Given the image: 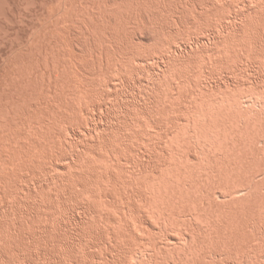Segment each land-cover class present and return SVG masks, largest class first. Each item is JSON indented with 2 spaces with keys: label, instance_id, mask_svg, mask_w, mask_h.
<instances>
[{
  "label": "rangeland",
  "instance_id": "obj_1",
  "mask_svg": "<svg viewBox=\"0 0 264 264\" xmlns=\"http://www.w3.org/2000/svg\"><path fill=\"white\" fill-rule=\"evenodd\" d=\"M133 2V0H130V2ZM136 1H138V4L137 5H139L140 4V14L139 13H137L139 10V8L137 9L136 8V4H134V6H133V4H132V2H131V6L129 5L130 4V2H129V4H124V5H122L124 2H122V4L121 5H119V4H117L118 6V8H117V10L116 9H114V10H116V11H114V15H113V10H111L110 12V14H112L111 16H116V15H119L120 13H121V15H120V18L122 17V15L124 16L125 15V19H124V17H122L121 19H124V20H126V21H128L127 19L133 14V12H135V11H137V12H135V13H137L135 16L133 15V17H135V18H133L132 16V19L131 18H129L130 19V21L132 20V21H134V22H132L131 21V25L132 24H135V26L133 25V29H132V26L131 25H129L128 26V22H126V25L128 26H126L127 28H125L123 25L125 24H123L122 22V26L125 28V29H129V30H127V31H132V32H128L130 35L132 34V33H134L133 35H135V36H133V35H131L132 37H130L129 35H128V38H126V34H127V31L125 32V31H120L121 29H119L120 28V26H117V24L119 23V21H121L120 20V18L119 19H117V20H119V21H117V22H115V19L116 18H118V17H116L115 19H114V17H112L114 20L112 21V26L114 27V24L116 25V27H114V29L116 28V31H117V28L119 29V31L121 32L120 34L121 35H123L122 37H125L124 39H125V41L126 40H130L129 42L128 41H126V43L124 42V40L123 41H121V39H123V38H121L120 36V34L118 33V35L116 36V37H109L110 36V34L108 35V33L106 34V36H105V38H103V35H104V33H102V30L101 29H103V27H100L101 29V33L100 34H103V35H101L102 36V40L104 41V42H107V41H109V43L111 42V43H113L112 41H114V46H116L117 44H119V43H117V40L119 41V39H120V44H119V46L122 44L123 45V43H124V45L123 46H125V45H127V43H128V47L127 46H125V48H128V50H125V51H127V52H125V51H123V53H121L122 52V50L124 49H120L121 47H122V45L119 47V48H117V46L116 47H113V46H111V45H113V44H111L110 45V47H113V50L114 51H116L117 49H119V51H120V54L119 55H117V52H118V50L116 51V53H114V54H116V56H115V58L118 56V60H119V62L122 60L121 59V57H122V54H127L126 56H130V58H128V57H126V59L124 58V55H123V61H121V62H123V63H121V67H119V62L118 61H116V66H115V60H117V59H115V60H112V57L114 58V54H113V50H112V48H110L111 50V53L112 54H107V50H109V49H107V47L106 46H109V44H108V42L105 44L103 41H100V40H98V42H100V44H99V46H98V43H96V46H98V47H100V46H103L104 48H106V51H105V53H103L102 54V58L101 57H98V58H101V62H102V64H101V62H100V60L98 59V58H96V56H98V54H99V56H101V54L98 52L97 54H96V52L94 51V49H91V48H89L88 49V46L90 47V40H92L93 39V41H95L96 40V37H97V39H100V38H98L99 37V31L97 32L96 30H95V32H96V34L98 35H96V37L94 38L93 37V35H94V30L92 31V29H89V32L90 31H92V32H94V33H92L91 35L89 34V32H88V28H92L91 27V25H88V24H82L81 22H79L78 20L80 19V18H82L83 16H81V17H79V19L77 18H75V16L76 15H78L77 13L79 12V10H78V12L76 13V15L73 17V15L75 14L74 12H76L77 10H72V12H73V14L72 13H70V14H72V17L69 19V22H68V20H67V22H65V28H67L66 27V25L68 24V25H70V26H68V28L69 27H71L70 28V34H68V32L65 30V28H64V34H65V32H66V34L68 35V37H69V35H70V37L69 38H71V34L72 35H74L73 37H75V34H78L79 33V31L78 30H76L75 31V26H74V28H73V26H71V25H73V24H75L77 21H78V25H77V23H76V29L78 28L79 30H80V28H81V32L85 35V33L83 32V30L86 28L85 26L87 25V35H85L86 37H83L82 36V33L80 32V34H78L79 36H77V37H75L76 38V40L75 39H73L72 40V38L71 39H69L70 41H71V44L73 45V47H75V43L77 42L78 43V39H79V43L78 44H81V45H77L76 44V47H78V46H81V48H82V44H83V41L88 37V36H91L90 38H89V40H88V38L85 40V41H87L86 43H85V41H84V43L85 44H89L88 46H86V50H85V47L84 48H82L83 49V51L82 52H80L79 50L81 49H78V48H76L75 47V51H77V53H79V54H77V53H75L76 54V56L78 55V56H81V57H78L77 56V58H79V63L81 64V65H83V67L79 64V63H77L76 61L78 60H74V57L73 56H75V54H71L72 56H70V54L69 55H67V56H69V58H64V56L66 55H62L63 56V58L64 59H61L63 62H64V60L65 59H71V61L73 62V60L75 61L74 63H72V62H70V61H68V62H70V64H68V62L66 61L64 64H66V66H65V68L66 67H71V68H66V70L67 71H69L70 72V70H71V72H70V74H71V76H72V81L74 80V79H76L75 80V82L77 81V79H78V77H76L75 78V76H74V72L76 71V73L77 74H80V73H82V71H80V69H85V68H87V69H91V71L89 72V70H88V72H87V69H83L84 71L83 72H85V73H87V75L89 76V75H91L92 74V72L94 73L95 72V70H96V72H95V74L98 72L99 74L96 76L95 74H93V76H89V78H87L88 76L86 75V74H83L82 73V75L80 74V78H82V80H81V82L79 81V83L78 82H72L71 81V79H70V77H67L68 75H70L68 72L66 73L65 72V70H63L64 72H65V74H62L61 73V75L63 76V78L61 79V75H59L60 74V72H59V68L61 67V66H59V68H58V72H59V76H57L56 75V78L54 77V73H52V72H54L53 71V69L55 68V70H56V68L58 67V64H57V62L55 61V59L53 58V57H51V56H46V55H44V56H46L47 57V59H45V58H43L44 59V61L41 59V61H42V63L37 59V58H39L40 57V55L38 54L37 55V52L35 53H32L31 55L30 54H28L27 55V53H25L26 52V50H22L21 51V55L22 56H28L29 57V59H30V57H31V63L29 62V64H30V66L32 65V66H34V69L33 68H31V69H27V68H29V65H27L26 64V61H27V63H28V61H29V59L25 56L24 58H20V61L22 60V62H19L18 63V65H16L15 64V67H14V69H13V66L14 65H12L11 67H10V63H12L13 62V60H14V55H15V50L13 49V48H15L16 46H17V44H24L25 45V43H26V41L25 40H27V38H28V34L29 33H31L32 32V27L34 28V25H32V24H34V17H33V19H31L30 21L29 20H27V18H26V20H27V22H26V20L24 21V22H21V23H24V26H23V24L21 25V23H12V25H8V28L6 29L7 31H10V32H8V33H6L7 35H5V36H3V35H1L0 37H2L3 36V40L1 41L0 40V55H1V57H0V60H1V62H0V91L2 90V88H4L5 90H3V91H1L0 93L1 94H4V95H1L0 96V101L3 99H9V101H8V103H6L5 104V101H1L0 103V108L2 109H0V112H2L3 111V113H1L0 114V117H3V114H4V112H5V114H8V117L6 116V115H4V117H3V119H4V121H2V119L0 118V123L2 124V126L4 127V129L2 130V126H0V133H1V131L2 132H4L5 130H7L8 131V133H6L7 131H5L4 133H6L7 134V136H6V134H4V133H1L0 135H2L3 137H4V135H5V137H4V139L2 140V138H1V140H2V143H1V140H0V146H2L3 145V147L5 146V148H7L8 150H6V151H1L2 149H0V153H2L3 152V157H2V154H1V159L2 160H4V161H6L5 163H3V162H0L1 163V165H0V264H72V263H70V262H72L71 260H69V257H70V259L71 258H76V260L78 259V261H79V264H101V263H103L102 261H104L105 263H106V261L108 262V263H106V264H146V262L144 263V262H140L138 259H135V258H132L131 256H127V258L129 257V259H130V262H129V260L127 259V262L126 263H124L125 261H123V260H121V258L123 259H125V257H123V256H126V255H123V253L125 252V254H128L129 255V253L128 252H126V251H131L132 249L131 248H133V250H134V248L136 249V251L134 250H132L133 252H134V254L136 253V252H139L140 250H139V248L140 249H144V251L145 252H143V250L142 251H140L139 253H136L135 255L136 256H140V255H143V253H146V254H149L150 253V251H148L149 249H145V247H143V246H141V245H147L148 243H149V245H150V242H147V240H150V238H148V237H153V238H155L156 240H157V238L159 237V238H162V243H164L166 240H165V236L163 237L162 236V232H164V233H166V231L168 230V228L167 227H163V226H161L162 228H166L165 230H161V227H160V225H162L161 223L162 222H160V224H159V222H158V219H159V217L157 218V221H156V219H153V218H155L153 215H155V214H157V212H155L157 209L158 210H160V208H161V206H159L160 208H158L156 205H158V204H153L152 205V203L154 202V203H157V201L158 200H160V199H162L161 198V196H162V194H161V196H160V194H158V196H160V198L158 199V198H156L157 197V195L155 194V195H153V193H152V190H151V185H149L150 183H147V182H144L143 180H148V179H145L144 177H142L143 178V180H142V182H144V186L146 187V186H148V187H139V188H141V189H143L142 191L144 192L147 188H149V189H147L148 191L149 190H151L149 193L147 192V190H146V192L147 193H145V196H146V194H147V196H148V194H152L154 197L153 198H156L155 199V201H151L152 203L150 204V196H148L149 198V204H150V206L154 209V214L152 215V210L150 209V211L148 210L147 211V209H148V207H149V205H148V207H147V209H146V207L144 208L143 206H145L144 205V201L142 202L141 201V203H143V204H141L139 201V199L137 200L136 199V196L138 197V194H131L130 193V195L133 197V195H135V200H134V198H133V200H132V197L131 198H129V199H131L132 201H130L131 203H130V205H127L128 203H129V201L125 198V200H124V197L122 196V199L120 200V198H121V196L120 195H122L121 194V192L124 190V189H121L120 187H118V186H115V187H117V188H115L114 186H112V183L116 180V178H118V180H120V178H121V173L120 172H122V174H125V172H127V173H130L129 174V176L127 175V176H125V175H122L123 177L125 176V177H127V178H129V180L128 179H126L125 177H124V183L126 182L127 183V185H125V186H127L126 188H125V191H128L129 190V185H130V190L132 189L133 190V187L131 188V184H132V186H135V187H137V189L136 190H134V192L135 191H138V186L139 185H142V183L141 184H139V180H141L142 178H138V180H135V179H133V180H135V181H133L132 180V177H131V179H130V176L131 175H133L132 174V170H133V168L134 169H136V165H137V161L138 162H142V160H140V159H142V157L140 158V156L139 155H141V156H143L144 158H143V161L145 162V159H146V162H147V160L149 159V162H150V164H151V166H152V164H153V167H151V168H155V167H163V168H165V166H166V168L169 166V169H171V162H170V160H173L174 161V163H177V161H180L181 159L183 160L184 158V154L187 152H185L184 154L181 152V154H180V152H179V150H181L182 151V149H185V150H188L187 148L189 147L190 149L188 150V151H193L194 152V150L195 149H198V151H196L195 150V154L197 153V154H199V155H195L194 153H193V155L196 157L195 159H193L194 161H189L190 159L188 158V160L186 161L185 159V161L184 162H187V164H191V166H192V168L189 166H187V165H185V163H184V168L185 167H187V169H186V171L187 170H189V171H187V172H190V170H191V174L193 173V172H196V173H198L200 170L202 171L203 169L201 168V166L200 165H205V164H207V160H209L210 162H212L213 164H216L215 162H213L214 160L212 159L213 158V156H210V155H212L211 153H213V152H211L210 153V151L212 150H215V148H214V146H213V144L211 143V142H213V140H212V137H211V135H212V133H210L209 134V139H211L210 140V143L212 144V149L211 150H209V147L208 146H210L209 144V142H208V140H206L205 139V142H208V144L207 143H204L203 145H204V147H201L202 149L203 148H206L205 146H207V148H208V152L207 151H204V150H201V148L199 149V148H197V147H200V145L202 144V141H203V139H201L202 141H200L201 143L199 144V141H198V144H196V145H198V146H196V148H195V146H194V144L195 143H192V142H190L191 140H193V141H195L196 139V137L194 138L193 137V133L195 132H197V129H198V127H197V129L196 128H194V132H193V130H191V129H193V128H191V123L193 124V122L195 123V122H198V124L201 122V124H204V122H206V121H208L207 119H209L208 117H207V115H209L210 116V114H208L207 112V110H209L210 109V107L208 108V106H210L211 104H213V103H211L210 102V104H208L207 105V100L210 98V97H212V96H214L213 94V90L216 92L215 93V98L216 97H218L219 95L221 96V92H223V90L224 91H226L225 93H226V96H224V94H222V96H224V98L225 97H228V99H230V97H232V96H230V95H228V94H231V95H233L234 93L233 92H235V94H234V96H233V99L232 100H235L236 98H235V95H237L238 93H236L237 91H238V88H239V90L240 89H243L244 87L246 88L247 87V83H248V81L247 80H249V81H253V80H255V85H254V81H253V83L251 82L250 84L252 85L253 84V86H251V87H254V86H256V84H257V86H258V84L261 82V80H262V78L264 77V72H261V70H262V66H264V64H262V62H261V66H260V62H259V64L257 63V64H253V62L254 63H256V62H258V60H260V58H261V56L263 57L264 56V45H262V43H264L263 41H264V7L262 6L263 5V3H264V0H253V2H251L252 0H250V2L251 3H253V4H256V6H260L261 5V7H260V10L259 11H261V12H259L258 10V12L260 13V14H258L257 13V11L255 12V11H253V10H255V8H252V7H250L251 5H249L250 4V2H244V4L242 3L243 1H247V0H241V3H239V2H235V1H238V0H234V1H232L233 3H235L236 4V6L235 5H233V7L235 8L236 7V9H235V11L234 12H236L235 14H239L241 11L243 12L242 14L243 15H241V14H239L236 18H238L237 20H239L240 22L241 21H243V20H240V19H242V18H246L247 17V15H249V14H251L252 15V17H257L256 18V20H255V18H253V19H250V20H252V21H258L259 22V27H260V24H262L261 25V27H263L262 29L261 28H258L257 26H254L255 25V23H254V30H259V29H261V30H259V31H262V33H260V32H256V36H255V31H253V28H250V26L251 25H248V27L250 28V30L252 29V33L254 34V37H250V38H248L247 36H252V35H248V34H246L245 35V37H247L248 39H250V41L253 39V38H256V39H253V41H251L253 44H256L255 42H257V45H255L256 46V48L255 49H253L255 46H253V44H247V41L246 40H248V39H246V38H244V40H245V42H244V40H243V43L240 41L241 40V38L240 37H242L243 36V34H245V33H243V32H248L249 31V28L247 27V29H248V31L247 30H245V31H243V32H241V30L243 29V28H241V27H244L243 25H245V22H248V23H250V21H249V18H251V16L249 15L248 17V19H247V21H243L244 22V24L241 22V23H238V21L236 22V21H233V19L235 18V17H233V16H235L234 14H232V11H233V7H231L232 6V2H230L229 0V3L228 4H231L230 6H228V4L226 3V5H227V7H228V9L225 7L226 5H225V0H221L223 3H224V7H225V9H223V11L225 12V15L227 16H220V15H222V14H224V12L221 14H219V16L220 17H225L226 18V22L228 21V20H231L230 21V23L231 22H235L236 24H237V26H240V31L238 30L237 32L235 31V30H230V32L228 31V33H230V39H232L231 38V36H233V33H234V31H235V33H234V35L235 36H237L238 34L237 33H240L241 32V35H240V37H239V35L237 36V37H239V38H237L236 37V39H239V40H237V41H239V42H241L240 44H241V49H244L243 50V53H244V51L246 50L245 48H242L243 46L242 45H244V47H246V45H249V48H251L252 46H253V48L248 52H246L245 51V53H246V55H245V53L243 54V56L241 55V53H242V50L239 48L240 47V44L239 43H236L237 41H235L236 39H234V41L235 42H233V39H232V42H229V41H227V40H229V38L227 39V40H224V35L221 37V35L222 34H224V33H221V31H220V29L219 28H222V26H221V24L222 25H224L225 24V21H224V19L225 18H221L222 19V21L220 20V19H218L219 17H218V14H214V10H215V6L217 5V9L219 10L220 8H219V6H220V4H221V6H222V3H221V1H219L218 2V0H210V1H208V3L210 4H208V6L206 5L207 3H205V2H207V0H194V2H195V9L194 10H196V11H194L189 5L191 4V5H194V3L192 4V2L193 1H188V0H175L177 3L175 4L174 3V0H168V1H166L165 0V2H164V0L163 1H160V0H135L134 1V3L136 2ZM187 3H186V2ZM201 1H202V3H201ZM211 1H214L213 3L211 2ZM228 1H226V2H228ZM240 1V0H239ZM249 1V0H248ZM261 1H263V2H261ZM167 2H169V4L167 3ZM178 2H182L181 3V7H180V9L183 11L182 12V14L180 13L181 12V10L179 9V7L177 6L178 5ZM189 2H190V4H189ZM171 3V4H170ZM172 3H173V5H172ZM179 3V4H180ZM184 3V5H182ZM203 3H205V4H203ZM215 3H217V4H215ZM218 3H219V6H218ZM238 3V4H237ZM261 3V4H260ZM174 4L177 6V7H175V9L173 8V9H170V6H172V7H174ZM188 4V5H187ZM199 4H201V5H199ZM212 4L214 5V10L212 11L213 12V15L215 16L216 15V17H218V18H216V17H214L213 15V17L212 16H210V17H212V18H215V22H214V25L216 26L215 27V29L214 30H218L219 32H220V34H219V32H217L218 33V35L221 37V39L223 40H221L220 41V37H218L217 35H215L216 34V31H212V27H213V25H209L211 28H209V26L207 25V23H209L210 21H213L212 20V18H211V20L209 19V21L207 20L208 19V17H207V19H206V17H205V15L206 14H208L209 15V11L211 12V10H210V8L208 9V7L210 6V7H213L212 6ZM245 5V6H243V5ZM116 5V4H115ZM112 6L111 8L113 9L114 7H116V6ZM130 7H129V6ZM202 5L206 8L207 7V10H205V8L204 9H202L203 7H202ZM206 5V6H205ZM238 5V6H237ZM91 7H89V9L91 10V8L92 7H95V6H92V5H90ZM168 6V8L169 9H167L166 8V10H165V7H167ZM188 8H187V7ZM220 6V7H221ZM239 6H240V8L243 6V7H245L244 9H246L247 10V12L244 10V9H242V10H239L238 12H237V7H238V9H240L239 8ZM253 6V5H252ZM256 6H253V7H256ZM138 7V6H137ZM171 7V8H172ZM230 7H231V9H232V11L230 10ZM249 7V8H248ZM180 10H178V9ZM183 8V9H182ZM192 10H191V9ZM223 8V7H222ZM221 8V9H222ZM250 8H251V11H253L252 13L249 11L250 10ZM257 8H259V7H257ZM256 8V9H257ZM38 10H39V12L38 13H41L40 12V8H37ZM86 9H87V7H86ZM86 9H84L83 8V11L85 10L86 11ZM89 9H87L88 10V12L90 11ZM93 9V8H92ZM95 9H97V8H94L93 9V11L95 10ZM137 9V10H136ZM185 9V10H184ZM190 9V10H189ZM199 9V10H198ZM212 9V8H211ZM220 9V10H221ZM226 9L228 10V11H230L231 13H229L228 11H226ZM249 9V10H248ZM38 10H36L35 12H37ZM101 10V9H100ZM108 10V9H107ZM168 10H171L170 12L168 11ZM174 10V11H173ZM202 10V11H201ZM205 10V11H204ZM209 10V11H208ZM92 11V12H93ZM96 12H94L95 14H96V17L98 16V14L99 13H97V10H95ZM99 11V10H98ZM103 11V10H102ZM119 11V12H118ZM120 11H122V12H120ZM130 11V12H132V13H128V12ZM153 11V14H155V15H153V16H155L156 17V15H158L159 16V18H158V20L155 18V21L154 22H152L153 21V16H152V12ZM156 11V12H155ZM158 11V12H157ZM165 11H168V12H165ZM177 11H179V12H177ZM186 11V13H184ZM198 11V12H197ZM208 11V12H207ZM217 11V10H216ZM222 11V10H221ZM249 11V12H248ZM82 12V10H80V12H79V14ZM117 12H118V14H117ZM126 12V14H128V15H130V16H128V15H126V14H124V13ZM149 12L151 13L150 14V16H151V18H148L149 17ZM192 12H194L193 14H192ZM195 12H197L196 14H198V15H196L195 14ZM202 12H203V14H205L204 12H207L205 15H203L202 14ZM229 14H228V13ZM255 12V13H254ZM13 13V12H12ZM21 13H23L22 11H21ZM37 13V14H38ZM82 13H84V12H82ZM81 13V14H82ZM87 13V12H86ZM93 13V14H94ZM106 13H108V11H106ZM134 13V14H135ZM144 13L146 14V19L145 20H143V18H142V15H144ZM157 13V14H156ZM161 13H162V15H164V16H162L161 15ZM164 13V14H163ZM167 13H168V15L169 14H172V16L171 15H167ZM176 13V15H175V17L173 16V14H175ZM183 13H184V15H183ZM189 13H191V14H189V17H188V14ZM200 13V14H199ZM216 13V12H215ZM217 13H218V11H217ZM245 13H247L246 15H245ZM249 13V14H248ZM258 14V16H257V14ZM13 14H15V15H18V13L17 12H14ZM89 14V13H88ZM92 13H90V15H91ZM95 14L94 15H92V16H94L95 17ZM103 14H104V11H103ZM103 14H102V12L100 13V15L102 16V17H98V19H100L99 21H98V19H97V21L98 22H100L101 23V21H102V18L104 17L105 18V16H103ZM109 14V13H108ZM195 14V15H194ZM202 14V15H201ZM212 14V13H211ZM229 16H228V15ZM253 14H256V15H253ZM25 15V14H24ZM141 16V17H138L139 19H141V20H139V21H141V22H143V21H145V23H146V25L145 26H143V24L142 25H140V26H138L137 25V22L135 21V20H137L138 18H137V16ZM180 15V16H179ZM183 15V17H181ZM245 15V16H244ZM89 16V15H88ZM88 16L86 15V17H84V19L86 20V18H88ZM92 16H90L89 18H91ZM126 16H128L127 17V19H126ZM168 16V17H167ZM186 16V17H185ZM194 16V17H193ZM196 16V17H195ZM198 16H200V20H199V17ZM233 18V19H231V17ZM28 17H30V16H28ZM77 17V16H76ZM94 17H92L91 19L92 20H94ZM164 17V18H163ZM166 17V18H165ZM177 17V18H176ZM204 18V19H202V18ZM209 17V18H210ZM230 19H229V18ZM241 17V18H240ZM72 18H75L76 20H73ZM169 18V19H168ZM179 18V19H178ZM181 18H183V24H182V19ZM186 18H189V19H186ZM197 19V21H196V19ZM29 19V18H28ZM83 19V18H82ZM81 19V20H82ZM149 21H148V20ZM206 19V20H205ZM217 19H218V21H217ZM75 21L73 24H71L73 21ZM87 20H89V19H87ZM86 20V21H87ZM107 19L105 18V20H103V21H105V23L104 24H108V23H106L107 21H106ZM123 20V21H124ZM193 22H191V21ZM193 20H195V23L196 22H198L199 21V23H202V25L200 24V25H197V23L195 24L194 23V21ZM235 20V19H234ZM71 21V22H70ZM86 21L84 22V23H86ZM95 21L96 20H94L93 22L95 23ZM96 21V22H97ZM130 21H129V23H130ZM157 21V24L159 25L160 24V27H163L164 26V28H163V30L160 32V33H157L156 35L158 36H156L155 34V39H157V41L156 40H151V41H142V40H139V39H137L136 38V36L137 35H140L141 33H143V32H145V31H148V29H150V28H152V27H155V26H152V27H150V25H151V22L152 23H154L155 24V22ZM190 21V22H189ZM201 21V22H200ZM206 21V22H205ZM208 21V22H207ZM216 21L218 22V26H217V23H216ZM219 21H221V22H219ZM251 21V22H252ZM88 23H89V21H87ZM97 22V23H98ZM178 22V23H177ZM179 22H181V23H179ZM184 22H185V24H184ZM186 22H189V23H186ZM229 22V21H228ZM30 23V24H29ZM100 23H98L100 26H101V24H103V22L100 24ZM121 23H119V24H121ZM144 23V22H143ZM144 23V24H145ZM206 23V27L204 26V24ZM216 23V24H215ZM221 23V24H220ZM248 23H246V25L248 24ZM11 24V23H10ZM90 24V23H89ZM91 24H92V26L93 27H95V25L92 23V21H91ZM97 24V25H98ZM104 24H103V26H104ZM111 24H108V25H111ZM169 24V25H168ZM179 24H182L183 26L185 25V28L183 27L182 28V25L181 26H179ZM187 24V25H186ZM192 24V25H191ZM194 24V25H193ZM209 24H211V23H209ZM213 24V23H212ZM220 24V25H219ZM252 24V23H251ZM18 25V26H17ZM29 25V26H28ZM83 27H85V28H83L82 29V26ZM153 25V24H152ZM156 26V28H153V29H155L154 31H153V29H150V30H152L151 32L153 33H156V31H157V28L159 27V26ZM161 25H163V26H161ZM256 25H258V23H256ZM10 26H11V28H10ZM21 26V27H20ZM23 26V27H22ZM31 26V27H30ZM62 26V25H61ZM80 28H79V27ZM90 26V27H89ZM107 26V25H106ZM106 26H104V28L106 27ZM112 26H108L110 29L112 28ZM121 26V27H122ZM166 26V27H165ZM170 28H169V27ZM179 26V27H178ZM198 26V27H197ZM202 26H204V27H202ZM236 26V27H237ZM12 27H13V29H12ZM25 27V28H24ZM27 27H29V29H27ZM97 27H99V26H97ZM123 27H122V29H123ZM129 27H131V28H129ZM150 27V28H149ZM172 27V28H171ZM219 27V28H218ZM257 29H256V28ZM18 28V29H17ZM96 28V27H95ZM95 28H93V29H95ZM107 28V27H106ZM147 28V29H146ZM167 28H169V29H171L170 31H169V29H167ZM199 28H200V30H199ZM202 28V29H201ZM214 28V27H213ZM217 28V29H216ZM238 28V27H237ZM14 29H15V32H14ZM17 29V30H16ZM113 29V30H114ZM125 29H123V30H125ZM132 29V30H131ZM181 29V30H180ZM184 31H183V30ZM204 29V30H203ZM210 29V30H209ZM12 30H13V32H12ZM19 30V31H18ZM24 30V31H23ZM29 30V31H28ZM86 30V29H85ZM104 31L103 32H105L106 30L105 29H103ZM109 30V29H108ZM107 30V31H108ZM164 30H166V31H164ZM168 30V31H167ZM185 30H187V31H185ZM72 31H74V32H72ZM106 31V32H107ZM231 31H233L232 32V34H231ZM17 32V33H16ZM72 32V33H71ZM113 32H115V31H112L111 33H113ZM123 32H125L124 34H123ZM157 32H159V31H157ZM205 32V33H204ZM212 32V33H211ZM215 32V33H214ZM10 33H12V34H10ZM14 33H16V34H14ZM21 33V34H20ZM75 33V34H74ZM110 33V32H109ZM116 33V32H115ZM114 33V34H115ZM214 33V34H213ZM227 33V32H226ZM225 33V34H226ZM249 33H250V31H249ZM260 33V34H259ZM66 34H65V36H66ZM160 34V35H159ZM204 34H206V35H204ZM251 34V33H250ZM257 34H259V35H263L262 36V38H261V36H259V35H257ZM26 35V36H25ZM113 35V34H112ZM111 35V36H112ZM116 35V34H115ZM126 35V36H125ZM202 35H204L205 36V38H203V36ZM17 36V37H16ZM18 36H20V37H18ZM95 36V35H94ZM107 36L110 38L109 40H107L108 38H107ZM199 36V37H198ZM211 36V37H210ZM212 36H214V37H212ZM217 36V37H216ZM258 36V37H257ZM10 37V38H9ZM13 37V38H12ZM15 37V38H14ZM67 37V36H66ZM93 37V38H92ZM117 37L119 38V39H117ZM196 37V38H195ZM6 38H8L7 40H9V43H8V41L6 42ZM21 38V39H20ZM26 38V39H25ZM78 38V39H77ZM111 38H115L114 40H111ZM135 40H133V39ZM136 38V39H135ZM213 38H215L217 41H215V39L213 40ZM226 38H227V35H226ZM261 38V39H260ZM11 39V40H10ZM14 39H17V40H14ZM20 39V43H19V40ZM24 39V40H23ZM95 39V40H94ZM117 39V40H116ZM204 39V40H203ZM212 39V40H211ZM258 39V40H257ZM76 42H75V41ZM107 40V41H106ZM111 40V41H110ZM132 40V41H131ZM209 40V41H208ZM261 40V41H260ZM16 41H18V42H16ZM89 41V42H88ZM97 41V40H96ZM142 41V42H141ZM194 41V42H193ZM196 41V42H195ZM199 43H198V42ZM201 41V42H200ZM213 41V42H212ZM217 43V45H218V43H219V41L222 43H220L221 44V46H220V44H219V46H220V51H222L221 50V47H222V45L223 44H226V43H224V42H228L230 45H231V47H229L230 48V50H231V52H230V54L234 51V50H232V48L234 49L235 47L234 46H236V44H237V48L238 49H235V53H237L241 58L243 57L244 58V56H246V58H244L245 60H247V59H249V60H247V61H249V62H245V60L242 58V60H244L243 61V63H242V60H241V58H239V56L238 55H235V53L233 52L232 53V57L231 56H229L230 54H228V56H227V59H228V62L229 63H231V62H233L234 61V59H236L235 61L237 62L238 61V65L237 64H235L236 62H233V63H231L232 64V66H229V65H231V64H229V65H227L228 63H227V59L225 60V62L227 63L226 64V67L224 68V70L227 68L228 69V67L227 66H229V70L232 68H236V70L235 69H233L235 72L234 73H236V71H238L237 69H239L240 70V68H241V72L242 73H244V75L246 74L245 72H243V70H242V68H244V71L246 70L248 73H251V76L250 75H248V77H247V74H246V76H243V74L241 73V72H239V74H237L238 76H236V74L234 75V73L232 74L231 72H233V70L231 69L230 70V72L228 71V70H223V72L221 71L223 68H222V66L223 65H225V63H223L222 64V62L224 61V58H221V59H223V61H221V59L220 58H215V60L218 62L219 60V63L221 64V67H220V65H219V63L218 64H216L217 62H213L214 61V58L212 59V55H211V59H209L210 58V56L208 57V55H210V53L211 54H213V57H216V56H214V55H217V57H219L218 56V51L215 53V51L216 50H218V46L216 47V45H214V44H212V43H215V42ZM249 41V40H248ZM259 41L261 42L260 44H259ZM12 42H14V43H12ZM23 42V43H22ZM104 43V44H102V43ZM204 42V43H203ZM209 42V43H208ZM12 45H11V44ZM15 43H17V44H15ZM70 43V42H69ZM92 43V42H91ZM151 43V44H150ZM153 43V44H152ZM207 43V44H206ZM215 43V44H216ZM234 45H233V44ZM249 43V42H248ZM108 44V45H107ZM116 44V45H115ZM239 44V45H238ZM6 45H8V46H6ZM11 45V46H10ZM84 45V44H83ZM172 47H170V46ZM186 45V46H185ZM189 45H191V47L189 46ZM203 48H201L200 46ZM207 45V46H206ZM217 48V49H213V47L214 46ZM230 45H228L227 44V46L225 47H223V49H226V51H227V47L228 46H230ZM252 45V46H251ZM259 45H261L263 48V54L261 55V53L260 52H262V50L260 49L261 48V46H259ZM1 46H3V47H1ZM207 48H206V47ZM213 46V47H212ZM233 46V47H232ZM251 46V47H250ZM257 46H259V49H257L258 47ZM8 47V48H7ZM12 47V48H11ZM102 47V48H103ZM167 47V48H166ZM174 47V48H173ZM181 47V48H180ZM183 47H187V48H183ZM196 47V48H195ZM212 47V48H211ZM214 47V48H215ZM6 48V49H5ZM207 50H206V49ZM210 48V49H209ZM228 48V49H229ZM247 48V47H246ZM4 49V50H3ZM11 49V50H10ZM81 49V50H82ZM116 49V50H115ZM169 49V50H168ZM185 49L187 50V51H185ZM191 49H193V52H191L192 50ZM195 49L197 50V51H195ZM200 49V50H199ZM211 49H213V50H211ZM241 51H240V50ZM89 50V51H88ZM91 50H93V51H91ZM132 50V51H131ZM163 52H162V51ZM173 50V51H172ZM177 50V51H176ZM184 50V51H183ZM208 51V53L206 52V51ZM236 50H239V51H237L236 52ZM248 50V49H247ZM254 51L253 53H251V51ZM257 50H259L260 52H258ZM8 51V52H7ZM9 51H10V53H9ZM25 51V52H24ZM90 51H91V53H90ZM109 51V52H110ZM132 52V54L131 55H129L130 53L129 52ZM164 51H165V53H164ZM168 51V52H167ZM169 51H171V52H169ZM175 51V52H174ZM180 51V52H179ZM205 51V52H204ZM211 51V52H210ZM219 51V52H220ZM226 51H222V52H224V54L223 55H225L227 52ZM255 51L257 52V56H259V53H260V58L258 59V57L257 56H255ZM108 52V53H109ZM183 52H186V54H184ZM187 52H189L188 54H187ZM197 52V53H196ZM198 52H200L199 53V55H198ZM201 52H203L202 54H201ZM240 52V53H239ZM23 53V54H22ZM24 53H25V55H24ZM173 53V54H172ZM207 53V54H206ZM218 53V54H217ZM221 53V52H220ZM247 53H250V55L248 56L247 55ZM5 54V55H4ZM7 54V55H6ZM165 54V55H164ZM177 54V55H176ZM181 56H180V55ZM182 54H184L183 56H182ZM191 54V55H190ZM254 55V57H257V59H255L254 57H253V55ZM12 55V56H11ZM93 55V56H92ZM108 56V57H105V56ZM112 55V56H111ZM121 55V57H120V59H119V56ZM164 55V56H163ZM166 55H169L171 58H172V60L170 59V57L169 56H166ZM172 55V56H171ZM194 57H193V56ZM195 55H196V57H195ZM201 55H202V58H201ZM204 55H205V58H204ZM206 55H207V57H206ZM220 55H222V54H220ZM223 55H222V57H223ZM252 55V56H251ZM62 56H61V58H62ZM67 56H65V57H67ZM136 57V59L133 61V59H134V57ZM138 56V57H137ZM145 57V58H142V57ZM174 56H176V57H174ZM187 56H189V57H187ZM233 56H235V57H233ZM236 56H237V58H236ZM13 57V58H12ZM73 57V58H72ZM111 57V58H110ZM131 57H133L132 58V60H131ZM141 57V58H140ZM162 57V58H161ZM165 57V58H164ZM167 57H169L168 59H167ZM180 59H179V58ZM183 57V58H182ZM190 57H192V58H190ZM226 57V56H225ZM230 57V58H229ZM247 57H249V58H247ZM33 58V59H32ZM104 58V59H103ZM105 58L107 59V60H105ZM108 58H110L109 59V61L111 62H114V66L112 67V63H110L109 61H108ZM175 58V59H174ZM176 58H177V60L179 59V60H181L180 62H183V63H180L179 62V60L177 61L176 60ZM185 58H189V59H185ZM203 58H204V60H203ZM252 58H254L255 60H257V61H255L254 59V61L252 60ZM2 59H3V61H2ZM7 59V60H6ZM35 59V60H34ZM73 59V60H72ZM76 59V58H75ZM102 59H103V61H102ZM142 59V60H141ZM170 59V60H169ZM196 59V60H195ZM202 59V61H199V60H201ZM263 59H264V57L262 58V61H263ZM26 60V61H25ZM32 60H34V61H32ZM36 60H37V63L38 62H40V64H37V66H35V64L33 65L32 63H34V62H36ZM99 60V61H98ZM170 61V62H166V61ZM183 60V61H182ZM190 60V61H189ZM193 60V61H192ZM231 60V61H230ZM241 60V62H239ZM250 60H251V62H250ZM109 62L110 63V65H111V67L113 68V69H111V67H110V65H109V63H106V62ZM185 61H189V62H185ZM197 61H199V62H197ZM206 61H208V62H206ZM210 61H212L213 62V65H212V62H210ZM3 62H5L4 64H3ZM8 62H9V65H8ZM27 65V70L25 69V66L23 65L24 63ZM103 62H104V65L105 64H108L109 65V67L107 66V65H105V66H102L103 65ZM178 62H179V64H178ZM191 62V63H190ZM206 62V64H204ZM244 62H245V65H244V67H243V64H244ZM75 63H77V64H75ZM100 65H99V64ZM118 63V64H117ZM164 63V64H163ZM165 63H173L171 66H170V68L172 69H170L169 71H168V69H166L167 67L169 68V64H165ZM189 63V64H188ZM196 63V64H195ZM201 63H203V64H201ZM249 64V65H247V67H248V69H250V70H248V69H245V68H247L246 67V64ZM67 64H68V66H67ZM72 64H75L76 65V68L78 67L77 65H79L80 66V69L79 68H75V66H72ZM123 64V65H122ZM174 64L176 65V66H174ZM177 64H178V66H177ZM210 64V65H209ZM240 64H242L241 65V67H238V66H240ZM69 65H71V66H69ZM198 65V66H197ZM199 65H201L200 67H199ZM217 65H219L218 67H216ZM233 65H236L235 67L233 66ZM251 65V66H250ZM254 65V66H253ZM259 65V67L261 68V70L259 69V67H257L259 70H260V72L262 73V74H260L259 75V73H258V71L259 70H257L256 71V67L255 66H258ZM4 66V67H3ZM17 66H19V69H20V66L21 67H23L24 66V71H22V69L21 70H19L18 69V67ZM55 66H57V67H55ZM98 66H100V67H98ZM164 68H163V67ZM179 66H181L180 68H182V69H180L179 68ZM185 66V67H184ZM196 66V67H195ZM205 66V67H204ZM207 66V67H206ZM213 66V67H212ZM214 66H215V68H214ZM253 66V67H252ZM9 68V69H6V68ZM37 67V68H36ZM72 67H74V68H72ZM82 67V68H81ZM104 67V68H103ZM116 67H117V69H116ZM163 68V70H162V68ZM166 67V68H165ZM173 67V68H172ZM175 67V68H174ZM177 67V68H176ZM220 67V68H219ZM238 67V68H237ZM63 68V67H62ZM62 68L60 69L61 71H62ZM64 68V69H65ZM98 68L99 69H101V70H105L103 73H100V72H102L101 70H100V72H99V70H98ZM115 68V69H114ZM119 68V69H118ZM197 68H199V69H201V71H199V69H197ZM207 68V69H206ZM255 68V69H254ZM6 69V70H5ZM17 69V70H16ZM69 69V70H68ZM73 69L75 70L74 72H73ZM106 69H108V71L106 70ZM109 69H110V71H109ZM196 69V70H195ZM206 69V70H205ZM211 69H215V71L213 72V70H211ZM218 69H221V70H218ZM263 69H264V67H263ZM5 71V73H4V71ZM26 70V71H25ZM31 70H33L32 72H31ZM52 70V71H51ZM92 70H94V71H92ZM162 70V71H161ZM165 70H166V72L168 71V73H166L165 72ZM179 70V71H178ZM180 70H182L181 72H180ZM183 70L184 71H186L185 73H183ZM190 70H192L193 72H197V74H195V73H193L192 71H190ZM210 70V71H209ZM216 70H217V72H219L218 74H217V72H216ZM19 71H20V73L21 74H19ZM29 71V72H28ZM49 71H50V73H49ZM187 71H188V73H190V72H192V74H194L193 76H191V73L190 74H188L187 73ZM206 71H208V72H206ZM212 71V72H211ZM252 71H253V76H252ZM255 71V72H254ZM262 71H264V70H262ZM25 72H27V73H29V75L27 76L28 77V79L30 78V76H31V80H33V81H31L30 80V82H27V81H29V80H26L27 79V77H25L26 76V74H25ZM57 72V70L55 71V73ZM161 72V73H160ZM163 72V73H162ZM170 72H171V74H170ZM178 72V73H177ZM211 73V75H210V73ZM216 72V73H215ZM227 72V73H226ZM257 72V73H256ZM24 73V74H23ZM31 73H32V75H31ZM89 73V74H88ZM106 73H107V75H106ZM158 73H160V74H158ZM172 73H174L173 75L174 76H172ZM179 75L178 77H177V75ZM204 73V74H203ZM209 73V74H208ZM229 73V74H228ZM230 73L232 74V76L230 75ZM51 75V76H53V77H51V80H52V78H55L56 80H57V77H59L61 80H62V82H61V80L60 81H57V83H54V82H56V81H54V82H51L50 81V79L48 80V75ZM164 75L165 77H166V75H167V78H169V79H167V78H165V77H163L162 78V76L161 75ZM166 74V75H165ZM180 74L182 75V77H183V79H181L182 77L180 76ZM199 74H201V75H199ZM208 74V75H207ZM215 74H217V75H215ZM220 74V75H219ZM223 74V75H222ZM226 74H228L227 76H226ZM258 74V75H257ZM20 75V76H19ZM25 75V76H24ZM94 75L96 76L95 78H94ZM173 78V81L175 80L176 81V83H174L173 81H171L172 80V78L170 77V76ZM190 75V77L188 78V76ZM196 75H198V76H196ZM210 75V76H209ZM222 75V76H221ZM242 75V76H241ZM257 75V76H256ZM263 75V76H262ZM25 77V78H22L21 79V77ZM61 76V77H60ZM76 76H78V75H76ZM84 76V77H83ZM85 76H87V77H85ZM157 76H159V77H157ZM186 76V77H185ZM213 76V77H212ZM217 76V77H216ZM221 76V77H220ZM226 78H228V79H226ZM229 76V77H228ZM235 78H234V77ZM16 77V78H15ZM17 77H18V79H17ZM46 77H48V78H46ZM66 77V78H65ZM107 77H109L110 78V83L108 82V81H106V80H108L109 78H107ZM178 79H177V78ZM184 77H185V79L186 78H188V79H184ZM195 77L198 79H196L195 80ZM204 77V78H203ZM207 77V78H206ZM214 77H216V78H214ZM237 77V78H236ZM239 77H240V79H239ZM253 77V78H252ZM40 78V79H39ZM68 78V79H67ZM80 78H79V80H80ZM85 78H87L86 80H87V86H86V84L84 85V84H82L83 82V80ZM107 78V79H106ZM166 79L167 81H165V80H163V82L161 81L162 79ZM176 78V79H175ZM193 78V81L191 80ZM201 80H200V79ZM212 78H214L215 80H218V81H216L215 82V80L213 81L212 80ZM218 78H220V79H223L222 81H224V79H225V84H224V82L222 83V81H220V79H218ZM231 80H230V79ZM243 78H246V82H244V80H243ZM254 78H256V79H254ZM258 78H260V79H258ZM20 79H21V81H20ZM54 79V80H55ZM70 80L72 83H74L75 85L77 84V86H75L74 84H72V85H70L71 84V82H69L68 81V83H67V80ZM159 79H161V80H159ZM204 79V80H203ZM211 79V80H210ZM234 79V80H233ZM238 79H239V81H241V82H238ZM242 79V80H241ZM12 80V81H11ZM16 80H18L17 82H16ZM26 80V85L24 84V81ZM46 80H47V83L48 84H50L49 83V81L51 82V84H56V87H55V85H53L52 87H51V93H49V94H51V98H53V99H51L50 97H49V94H48V92H50V91H48L49 90V87L51 86H47V83H45L46 82ZM171 82H170V81ZM177 80H179V81H177ZM180 80H181V84H180ZM195 80V81H194ZM205 80H208L209 81V83H208V81H206L205 82ZM228 80H230V81H228ZM235 80H236V82L237 83H239L238 85V88H236L237 87V83L235 82ZM257 80H259V81H257ZM64 81V82H63ZM122 81V82H121ZM159 81H161V83H162V86H159V85H161L160 84V82ZM186 81V82H185ZM187 81H188V83L189 84H186L187 83ZM191 81H192V83H191ZM197 81V82H196ZM204 81V83L203 84H206L207 86L209 85V88H211L213 85H214V83L216 84L217 83V86H218V88H220L221 90H222V88L224 87V88H226V89H224L223 88V90L220 92V91H218V90H220V89H217V88H215V89H213V90H211L212 92H210L209 90H207V89H209V88H206L205 86V88L203 87V85H200L198 82H200V83H202ZM214 82L213 84H211L210 85V82ZM234 81V82H233ZM243 81V82H242ZM262 81H264V78H263V80ZM7 82H10V84L9 83H7ZM60 82L61 83H63V84H60ZM159 82V84H157ZM167 82V84H166V87H163L164 85H165V83ZM257 82H259V83H257ZM2 83V84H1ZM6 83V84H5ZM15 83V84H14ZM19 84V85H21V83H23V85H21L20 87H19V85H18V87L16 86L17 84ZM28 83V84H27ZM44 83L46 84V86L44 85ZM106 83V85L109 83V85H107V86H105L104 84ZM134 83V84H133ZM174 83V84H173ZM179 83V84H178ZM186 85H185V84ZM196 84V83H198V85L200 86V87H202V89L204 90V91H209V92H207V93H209V94H207L208 96L209 95H211V93H212V96H210V97H207L208 99H205V97L207 96L206 94H205V92L202 90V93H204L205 94V96L199 91V86H197V84L196 85H194V84ZM222 83V84H221ZM227 83H231V84H229L230 86V89H232V90H230V92L231 93H229V88H228V85H227ZM240 83H241V86H240ZM243 83H244V85H243ZM262 83V82H261ZM260 83V84H261ZM3 84L4 85H8L7 87L5 86V87H2L3 86ZM12 84V85H11ZM15 86H14V85ZM33 84V85H32ZM66 84H67V86L68 85H70V86H72L71 88L74 90V87H83L84 89H86L87 91H89V94H91L90 93V90L92 91V97H91V95H89L88 97H85L86 95H87V93L88 92H86V90L84 91V89H82L83 91H84V93L82 92V90L80 89V88H76L78 91L79 90H81L80 92H82L81 94H83V95H81V96H83V97H78L79 95H80V93H78V95H77V97L76 96H74L75 94H77V93H71V91H72V89H70V86L67 88L66 87ZM130 84V85H129ZM132 84H133V86H132ZM169 84H170V86H169ZM171 84H173V85H175V84H178V85H182V86H178V89H177V86L175 85V87H176V89H175V87H173V85H171ZM220 84H221V86H220ZM260 84H259V86H260ZM264 84V83H263ZM262 84V85H263ZM43 87H48V89L47 90H45V88H43L44 90H43V93H41L42 91H41V87L42 86ZM60 85H63V86H61L60 88L59 87H57V86H60ZM81 85H83V86H81ZM112 85V86H111ZM154 85H155V87H154ZM157 85H158V88H160V89H162V90H158V88H157ZM168 85V86H167ZM188 85H190V87L191 88H189L188 87ZM193 85V86H192ZM233 85V86H232ZM242 85H243V88H241L242 87ZM248 85H249V83H248ZM261 85V86H262ZM14 86V87H13ZM22 86H25V87H27V88H23ZM74 86V87H73ZM87 88H86V87ZM101 86H103L102 88H101ZM110 86V87H109ZM173 87L174 89H172V91L171 90H169V91H171V92H176L175 94L174 93H169V91H164L163 90V88L164 89H166L167 88V90L168 89H171L170 87ZM184 86H186L185 88H186V90L189 88V89H194L195 87L198 89V92L199 93H201L202 95H203V97H202V95L201 94H197V93H195L196 91H197V89H194L193 91H192V95L190 94V92H191V90H189L188 89V91H190V92H184V91H186L185 89H180V91H179V88L180 87H182V88H184ZM216 86V87H217ZM220 86V87H219ZM223 86V87H222ZM236 86V87H235ZM259 86L258 87H254L253 88V91L252 92H255V93H251L250 91L252 90L251 89V87L250 86H248L245 90L243 89V91L242 90H240V92L242 93L243 92V94H244V92H248V93H245V95H243V94H241V95H243V96H245L246 98L247 97H251L252 98V94H255V95H257L258 94V92L257 91H259V95H260V92L261 91H263V88H264V86H262V88H260V89H258L259 88ZM260 86V87H261ZM63 87V88H62ZM104 87H107V93H109V95L110 96H105V95H103L102 96V94H106V92H104L105 90V88ZM151 87H154V88H151ZM163 87V88H162ZM193 87V88H192ZM199 87V88H198ZM234 87V88H233ZM250 87V88H249ZM66 88H67V90H66ZM54 89H56V90H54ZM65 89V90H64ZM70 89V91H68ZM75 89V90H76ZM103 89V92H101L102 94L100 95L99 94V91H101ZM250 89V90H249ZM256 89H258L257 91H256ZM77 90L76 91H74V92H77ZM174 90V91H173ZM176 90H178L179 92L177 93V91ZM182 90V91H181ZM234 90H237V91H234ZM248 90V91H247ZM255 90V91H254ZM45 91H48V92H45ZM53 91H55V92H53ZM58 91H59V96H60V98H61V103H60V101H59V99H56V97L58 98L59 96H56L57 95V93H58ZM66 91L67 92H70V93H68L67 95L65 94L66 93ZM150 91H160L159 93H161V94H163V93H165V92H168L171 96H170V98L172 99L173 98V96H176L177 97V94H179L180 92H182V93H180V94H183V95H178V97H180L181 99L183 98V101H184V103L182 102V100H180L179 98L177 99L176 98V100L177 101H181V103H180V105H183V104H186L187 103V105H188V108H191V106H192V108L197 104V102H198V104H197V106H198V108H199V105L201 106V107H204L205 105H207V106H205V107H207V108H204L202 111H205L206 112V116H204L203 114L204 113H202L201 115H202V117H207V118H201V115L198 117L197 116V114L198 113H196V112H194V114H196V116L194 115V114H192L193 112H192V110L193 109H191V111H189L190 109H188L185 105H184V107L185 108H187V110H185V109H181L180 107H178V103L176 102V100H175V102H173L171 99L170 100H168V101H171V103L169 102V104H167L166 105V103H168V101H167V99H165V98H168L169 99V97H167L169 94H167L166 96H164V94L162 95L163 96V98L165 99V102H162V101H164V100H162L161 101V97H156V96H158L159 95V93H157V92H155V95L153 96V94L154 93H152L151 92V94H150ZM161 91H163V92H161ZM217 91L218 92H220L219 94L217 93ZM227 91H228V93H227ZM73 92V91H72ZM48 94V95H46V96H44L45 94ZM54 93V94H53ZM86 93V94H85ZM184 93H188L189 95H184ZM224 93V92H223ZM233 93V94H232ZM251 93V94H250ZM257 93V94H256ZM41 94H43V96L45 97V98H47V97H49V98H47V99H45V101L47 100V102H45V101H43L44 100V98L42 99V101H40V99L43 97ZM56 94V95H55ZM69 94H71V95H69ZM72 94H74L73 96L74 97H76V98H70V96H72ZM157 94V95H156ZM174 94V95H173ZM198 95L200 98H201V100H200V102L198 101L200 98H198L197 97V101L194 99V95ZM248 96H247V95ZM262 94H264V92L262 93ZM40 95V96H39ZM65 95V96H64ZM100 95V96H99ZM150 95H152V96H150ZM173 95V96H172ZM192 97H191V96ZM196 95V96H197ZM241 95H240V93L237 95L238 96V98L239 97H241ZM150 96V97H149ZM159 96H161V95H159ZM182 96H185V98L184 97H182ZM186 96H188V98H189V96H190V100H191V102L189 101L188 102V100H187V97ZM194 96V97H193ZM219 96V99L221 98ZM230 96V97H229ZM254 96V95H253ZM13 97V98H12ZM41 97V98H40ZM70 98V100L68 99V98ZM104 97V98H103ZM105 97H107V98H105ZM149 97V98H148ZM152 97H154V98H152ZM155 97H156V100L158 99V101H161V104L163 105L162 107H161V105H160V102H158V101H155L154 99H155ZM261 97V98H260ZM10 98H11V100H10ZM40 98V99H39ZM67 98V99H66ZM105 99V100H103V99ZM162 98V99H163ZM192 98V99H191ZM196 98V97H195ZM202 98H203V100L206 102V104H201V102H202ZM223 98V97H222ZM224 98H223V100H224ZM235 98V99H234ZM238 98H237V100H238ZM243 98V97H242ZM239 98V104H238V106L240 107L241 105H243V107L245 106H250V102H249V105H248V103L247 102H244V103H246L245 105H244V103H242L241 105H240V103L242 102V101H246V100H249V99H251V98ZM255 98H260V99H258L259 101L260 100H262V101H264L263 100V98H264V95L263 96H255ZM12 99L13 100H15V101H13L14 102V104L12 103L11 105H9L10 104V101L12 102ZM24 99H26V101L24 100ZM37 99H39V101L41 102V103H43V105H41V107L39 106L40 104H38V106L37 105H34L36 102H39V101H37ZM50 101H49V100ZM55 99L56 100H58V102H56L55 101ZM65 99V100H64ZM72 99V100H71ZM152 99V100H151ZM212 99V101L214 100V98L212 97L211 98ZM211 99H209L210 101H211ZM218 99V100H219ZM226 99V98H225ZM242 99V101H240ZM28 100V101H27ZM52 100V101H51ZM62 100H64V101H66L64 104L62 103ZM68 100H69V104H70V106H73V104L75 105V106H73L74 107V109H76L75 111H73L74 109H73V107H72V109H70V107H66V105L65 104H67L68 105ZM151 100V101H150ZM187 100V101H186ZM208 100V101H209ZM222 100V99H221ZM222 100V101H223ZM227 100V99H226ZM226 100H224V102L226 101ZM236 100V101H237ZM6 101V102H7ZM16 101H17V103L18 104H16ZM24 101H25V106H23L24 108H26V107H29V108H26V110L24 111H22L21 112V110L19 109V108H21V106H20V104H24ZM35 103H34V102ZM56 103H58V105H57V109L58 110H60L59 112L61 113H59L58 111V113L57 114H55V109H54V111L52 110V108H51V106H53L54 107V105L56 104ZM70 101H71V103H70ZM103 101H105V102H103ZM155 101V102H154ZM185 101H186V103H185ZM193 101V102H192ZM194 101L196 102V103H194ZM203 101V102H204ZM222 101H220L219 100V102H221V103H223V104H225L226 102H228L229 103V101L227 100L225 103L224 102H222ZM28 102V103H27ZM31 102L32 103H34L33 104V107H32V109H30V105L29 104H31ZM49 102H51V103H49ZM54 102V103H53ZM73 102V103H72ZM93 102H95V103H93ZM98 102V103H97ZM99 102H100V105H98L99 104ZM150 102V103H149ZM158 103L159 104V107L157 106V104H155V103ZM213 102H215V101H213ZM45 103H47V105L48 104H50V106H47ZM93 103V104H92ZM104 103V104H103ZM152 103L154 104V108H155V110H156V107H157V111H155V110H153L154 108H151V106L153 107V105H152ZM164 103H165V105L166 106H169V108L172 106V104H174L175 106H177V107H175V106H173L172 108L174 109V108H176V109H172L171 108V110H169V109H164L163 107L165 106L164 105ZM178 104V105H176V104ZM183 103V104H182ZM188 103H190V104H188ZM193 103V104H192ZM200 103V104H199ZM263 104H264V102H262ZM5 104V106H4V108L2 107V105H4ZM19 105V107L18 108H16L17 106L16 105ZM26 104H28V106H26ZM72 104V105H71ZM94 104H96V105H94ZM151 104V106H149V107H147V105H150ZM222 104V105H223ZM32 105V104H31ZM65 105V106H64ZM101 105H102V107H101ZM171 105V106H170ZM252 105V104H251ZM34 106H37V107H39V109L37 108L36 110H34ZM84 106V107H83ZM97 108V106H100V107H98L97 108V110H93L95 107ZM143 106L145 107V108H143ZM196 106V107H197ZM221 106V105H220ZM227 105H224L223 107H226ZM253 106V105H252ZM256 105H254L253 107H254V110L255 109H257L258 107L256 106ZM13 107H15V108H13ZM23 107L21 108V109H23ZM181 107H183V106H181ZM252 107V108H253ZM5 108H7V109H5ZM14 109V111L16 112L14 115L15 116H13V114H12V110ZM56 108V107H55ZM87 108V109H86ZM95 108V109H96ZM102 109V110H99V109ZM148 108V111L146 110ZM158 108H159V110H158ZM167 108V107H166ZM178 108V109H177ZM215 109V104L214 105H212V109ZM242 108V107H241ZM4 109V110H3ZM18 109V110H17ZM82 109H83V111L85 112V109H86V113H83V111H82ZM142 109V110H141ZM144 109V110H143ZM150 109H152L154 112H152V110H150ZM180 109V110H179ZM194 109H195V107H194ZM211 109V111L213 112H216V115H214V112L212 113L213 114V116H212V118L211 119H213V117L214 118H216L215 119V121L216 120H219V117L221 116L220 114H222V113H220L219 115H217L218 113H217V111H215V110H212ZM6 110V111H5ZM7 110H9L8 112L10 113H8L7 112ZM33 111V113L35 114H33V113H31V116L33 115L34 116V122L35 121H37L38 119H35V117H37V118H39V120H38V124H37V122H36V124L35 123H33V121L31 122V123H33V125H35L34 126V129L33 130H31L30 128L33 126L29 121H30V119H31V116H30V111ZM147 112H146V111ZM149 110H150V112H149ZM177 110H179V111H177ZM13 111V112H14ZM18 111H20L21 113H23L22 115H21V113L20 112H18ZM35 111V112H34ZM97 111V112H96ZM101 111V112H100ZM103 111V112H102ZM141 111H145L144 113H142ZM183 111H184V113L186 114V112L185 111H187V115H188V111L192 114L191 116L193 117V120L192 119H190V117L191 116H187L186 117V115L184 114H182L183 113ZM210 111V110H209ZM19 113V114H18ZM29 113V117H30V119L28 120V117H26V116H28L27 114ZM62 113H63V115L65 114L66 115V117H65V119H64V117H63V120L60 122V120H61V118H62ZM141 113V114H140ZM146 113V114H145ZM189 113V114H190ZM209 113H211V112H209ZM55 114V115H54ZM60 114V116H57V117H61L60 118V120L57 118V117H55L56 115H59ZM175 114V115H174ZM179 116H178V115ZM223 114H224V112H223ZM222 114V115H223ZM10 115H12L11 117H10ZM21 116V117H19V119L16 117V116ZM25 115V116H24ZM43 115V116H42ZM45 115V116H44ZM64 115V116H65ZM174 115V117L176 118L177 116L180 118V115L182 116L180 119L177 117L175 120L172 118V116ZM199 115V114H198ZM253 115V114H252ZM172 118V119H170V117ZM183 116H185L184 118H183ZM215 116H217V117H215ZM225 116H227V115H225ZM24 117V118H23ZM43 118V120L41 119V118ZM46 117V118H45ZM191 117V118H192ZM197 117L200 119H198V121H194V120H196L197 119ZM9 118V119H8ZM11 118V119H10ZM15 118V119H14ZM17 118V119H16ZM20 118H22V119H25V118H27L26 120H23V122H22V119H21V121H20ZM54 118H57L59 121H55V120H57V119H55L54 120ZM107 118V119H106ZM186 118V119H185ZM187 118H189L188 120L190 121V123H188L187 121ZM194 118H196V119H194ZM220 118H222V119H224L225 117L224 116H221ZM47 119V120H46ZM138 119V120H137ZM150 119V120H149ZM168 119H170V120H168ZM178 119L182 122L181 123V125H179V123H180V121H178ZM203 119H204V121H203ZM209 120V121H213L214 122V120ZM6 120H7V122L8 123H5L6 122ZM9 120H10V123H9ZM15 120H17V121H15ZM18 120L20 121V123L18 122ZM153 120V121H152ZM176 120H177V122H178V125L179 126H177V125H175L174 123L176 122ZM193 122H192V121ZM227 120V119H226ZM2 121V122H1ZM25 121H27L26 122V124L28 125V124H30V125H28V126H26V124L24 123ZM41 121H43V122H40ZM46 121V122H45ZM148 121H149V123H148ZM150 121H152L153 123H151ZM168 121H171V122H173L172 124L173 125H175L176 126V128H175V130H176V132H175V130H174V126L173 125H170L171 124V122H170V124H169V122ZM186 121V122H185ZM200 121V122H199ZM4 122V123H3ZM16 122V123H15ZM18 122V123H17ZM29 122V123H28ZM154 122H157L156 123V125H158V124H161V125H158V126H156L155 125V123ZM159 122V123H158ZM187 124H185V123ZM217 122V121H216ZM47 123V124H46ZM78 123H79V126H78ZM167 123L171 126V128L169 127V125H167ZM6 124L8 125V124H10L8 127L6 126ZM21 124H22V126H24L23 128H22V126H21ZM80 124H81V126H80ZM149 124H153V126H150ZM182 124H184V126L182 125ZM188 124H190V125H188ZM197 124V123H196ZM198 124L197 125H195V124H193L195 127L196 126H198ZM206 125H207V123H205ZM5 125V126H4ZM32 125V126H31ZM37 125V126H36ZM167 126V127H169V129L170 130H172V127H173V134L171 135L170 134V137L169 136H166V137H169V138H171V136H174V137H172V139H169L168 138V142L166 143V139H164L165 138V134L163 135L162 133H166V132H161V131H163V127L164 126ZM192 125V126H193ZM200 125V124H199ZM205 125V126H206ZM26 126V127H25ZM31 126V127H30ZM148 126H150V128L148 127ZM189 126H190V128H189ZM193 126V127H194ZM200 126H202V125H200ZM199 126V127H200ZM204 125H203V127H205ZM10 127V129H8ZM146 127V128H145ZM157 127V128H156ZM160 127H162V129H160ZM179 127H181V128H179ZM33 128V127H32ZM155 128V129H154ZM159 128V129H158ZM166 128V127H165ZM179 128V129H178ZM183 128V129H182ZM186 128H188L187 130L189 131L187 134H190V133H192V134H190L192 137H190V135H186V133L183 135V134H181L182 132L184 133L185 131L184 130H186ZM23 129V130H22ZM147 129V130H146ZM169 129H164V131L165 130H169ZM183 131H182V130ZM190 129V130H189ZM148 130H150V132H147ZM159 130H161V131H159ZM170 130L168 131V132H170ZM177 130H179V132H177ZM180 130H181V132H180ZM39 131H40V133H39ZM41 131H43L42 133H44V134H42L41 133ZM161 132V134H162V136H161V134H159V133ZM172 132V131H171ZM38 133H39V135H38ZM147 133H149V134H147ZM177 134V135H174V134ZM40 134H41V136H40ZM123 134V135H122ZM214 134V133H213ZM104 135H105V137H104ZM127 135V136H126ZM197 135H198V132H197ZM196 135V136H197ZM101 136H103V138L101 137ZM126 136V137H125ZM164 136V137H163ZM205 136H207V135H205ZM64 137V138H63ZM128 137V139H126ZM150 137V138H149ZM164 139V142H163V139ZM199 137V136H198ZM208 137V136H207ZM207 137H204V138H207ZM62 138H63V140H62ZM102 140H100V139ZM146 138H148L150 141H148ZM183 140H182V139ZM191 138V139H190ZM195 140H194V139ZM200 138H203V136H201V137H199V138H197V139H199L200 140ZM213 138H215V137H213ZM160 139H162V143H161V145L163 146V147H165L164 149H163V147L159 144L160 142H161V140ZM180 139V140H179ZM190 139V140H189ZM208 139V138H207ZM59 140H62V141H60L59 142ZM146 140H147V143H146ZM171 140V141H170ZM96 141H97V143H96ZM102 143H101V142ZM182 141H184V143H182ZM215 141V140H214ZM5 144H4V143ZM59 142V143H58ZM62 142H64V144L62 143ZM100 142V143H99ZM151 143V145H149L150 143ZM158 142V144H159V148H157L156 146H158V144H155V143H157ZM182 143L180 146H181V148L182 149H179V150H177L178 151V153L176 152V151H174L175 153H177V154H175L174 152V154H172V149L174 148V147H176V146H178V148H180L179 147V145L177 144V143ZM196 142V141H195ZM216 142H218L217 140L215 141V143ZM220 142V141H219ZM25 143H26V146H30L29 147V150H27L28 149V147H26V146H24L25 145ZM164 143V144H163ZM191 144V146H190V144ZM214 143V142H213ZM214 143V144H215ZM222 143H224V142H222ZM24 146V147H26V149L22 146V145ZM27 144H29V145H27ZM91 144V145H90ZM148 144V145H147ZM175 144V146L171 149V147H170V145H174ZM177 144V145H176ZM184 144H186L185 146H188V147H186L185 148V146H184ZM217 144H219V143H217ZM154 145V146H153ZM156 145V146H155ZM223 145V144H222ZM12 147V149H9L8 147ZM87 146H89L88 147V149L89 150H86L87 149ZM169 147V149L168 148H166V147ZM183 146H184V148H183ZM192 146H193V148H192ZM221 145L219 144V146H217L216 147V145H215V147H216V150H215V152H216V155H217V153L218 152H220L222 149H223V147H224V149L226 148V146H225V144H224V146L222 147H220ZM23 147V148H22ZM154 147H156V150H155V148L153 149ZM162 147V149L163 150H161L160 151V148ZM210 147V148H211ZM0 148H2V147H0ZM135 148V149H134ZM144 148V149H143ZM191 148H192V150H191ZM214 148V149H213ZM95 149H96V151H97V154L95 153L96 151H95ZM115 151H114V150ZM147 149V151H144V150H146ZM148 149H150V150H148ZM155 150V151H153V150ZM165 149H167V150H165ZM174 149H176V148H174ZM222 150V151H224V153H225V150ZM83 150V151H82ZM84 150H86V153H83V154H81L80 152H84ZM111 150V151H110ZM118 150V151H117ZM139 150H142V151H139ZM227 150V149H226ZM80 151V152H79ZM87 151H89L90 153H88L87 154ZM150 151V152H149ZM171 152V156H173V158L174 157H176L177 156V158L176 159H172V158H170V156H168V155H170L169 153L167 154V157H169V158H167L166 157V153L165 152ZM207 152V153H204L205 155L206 154H208V153H210V157H212L211 159H209L208 157L206 158L204 155H202V156H204V160H203V158H202V156L200 155L201 153L203 154V152ZM92 152V153H91ZM112 152V155L110 154ZM118 155V154H120V155H118L121 159V163H122V166L120 167V169H123V171H124V173H123V171H118V168L119 167H117V165L119 166V165H121L120 164V162L117 164V162L115 163V160L117 159V157H115L114 155H115V153ZM118 152V153H117ZM184 152V151H183ZM235 152H237V151H235ZM240 152V151H239ZM243 152V151H242ZM258 151H256V152H253V155H254V153L257 155H259L262 151H259V153H257ZM80 153V154H79ZM95 153V154H94ZM142 153V154H141ZM149 154V153H152V154H149V155H146V157H145V154ZM222 153V152H221ZM226 153H229V157H230V160H231V158L232 159H234V158H237L236 156H240V154H238V153H235V155H234V151H233V153H231V151L229 152V151H226ZM241 153V152H240ZM246 153H247V151H246ZM245 152L243 153V154H245V155H243V156H245L246 157V154ZM262 153H264V152H262ZM57 155V156H55V158L54 157H52V159L54 160H52L51 159V155L52 156H54V155ZM86 154V155H85ZM107 154V155H106ZM110 154V155H109ZM114 154V155H113ZM139 154V155H138ZM178 154L180 155V157L178 156ZM214 154V156H215V153H213ZM237 154V155H236ZM250 154V155H249ZM249 154H248V157H247V159H256V155H255V157H252L251 155H252V151L251 152H249ZM78 155H82L83 157H81V156H78ZM109 155V158L107 157ZM152 155V156H151ZM183 155V157H181ZM207 155V156H208ZM218 155H219V153H218ZM228 155V154H227ZM242 155V154H241ZM74 156V157H73ZM84 156H86V158H84ZM139 156V157H138ZM199 156V158H201V159H199V158H197ZM260 156H262L261 154H260ZM50 157V159H48ZM71 157H73L72 159H70L69 160V163L71 162H73L72 164H75V165H77L76 166V168H75V165H68V160L67 159H69V158H71ZM78 157V158H77ZM81 157V158H80ZM114 159H112V158ZM115 157V158H114ZM130 157H134L133 159H135V160H137V161H134L133 159L132 160H130ZM137 157V158H136ZM153 157V158H152ZM164 157H166L167 159H165L164 160ZM178 157H179V159H178ZM185 157H186V155H185ZM252 157V158H251ZM259 157V156H258ZM67 158V159H66ZM78 159L77 161H76V159ZM82 158L83 159H85L86 161H88V162H86V161H82ZM105 158H107V159H105ZM110 158L113 160V162H114V164H113V162H112V164L110 165V166H108V168H107V165H108V161L110 160ZM128 158V159H127ZM140 158V159H139ZM263 158H264V154H263ZM127 159V160H126ZM155 161V163L153 162V163H151V161H153V160ZM161 159H163L165 162V166H160L158 163L160 162V164L161 163H163L162 161L163 160H161ZM168 159H169V162H168ZM187 159V158H186ZM259 159H260V157H259ZM49 160V161H48ZM79 160H80V163L81 164H79L78 162H79ZM107 160V161H106ZM112 160H110L109 162H111ZM117 160H119V158L117 159ZM119 160V161H120ZM129 160V161H128ZM140 160V161H139ZM161 160V161H160ZM166 160H167V162L169 163V164H166L167 162H166ZM175 160H177V161H175ZM201 161V164H199V163H197V162H200ZM213 160V161H212ZM75 161H76V163H75ZM128 161V162H127ZM188 161H189V163H188ZM232 161V160H231ZM257 161V160H256ZM256 161H254L253 160V162L252 163H250L249 165L250 166H252V167H254L255 169H253V170H257V169H259L258 168V166H259V163H258V165H257V169H256ZM53 162H56L57 164H55V163H53ZM132 162H135V163H133L132 164ZM258 162V161H257ZM3 163V164H2ZM107 163V164H106ZM128 163H131V164H128ZM157 163V165H155ZM172 164V165H174V168L176 169L177 168V165H178V167H181L182 165L181 164H183V162L181 161V163H180V165L181 166H179V163H177V164ZM195 163H197V164H199V169L197 168V166L194 168V164ZM210 164V168H212V171H216L217 173H220V174H222L223 175V172H219V168L217 169L216 167V169L218 170H216V169H214L213 167H211V165L213 166V164ZM53 164H55V165H53ZM78 164H79V166H78ZM83 164V166L85 167H82L81 165ZM117 164V165H116ZM134 164H136V165H134ZM139 164V163H138ZM196 164V165H197ZM54 167H53V166ZM113 165H114V167H113ZM115 165H116V168H115ZM128 165H130V166H128ZM168 165V166H167ZM175 165H176V167H175ZM83 168H81V167ZM112 166V167H111ZM134 166V167H133ZM138 166V165H137ZM155 166V167H154ZM206 167H207V169H208V173L209 172H211V173H209V174H211L210 176H214L213 175V173L214 174H216L215 172H212L211 170H209L210 168H208V165H205ZM203 167V168H206V167ZM50 167H51V170H50ZM53 167V168H52ZM83 170V171H85V172H83V171H81L80 170V168ZM110 167V168H109ZM127 167H130V168H128L127 169ZM183 167V166H182ZM132 168V169H131ZM163 168H162V173L164 172L163 171ZM165 168V171L166 172H168V170L169 169H166ZM173 168V167H172ZM173 168V169H174ZM190 168V169H189ZM85 169V170H84ZM125 169H127V170H125ZM131 169V170H130ZM157 169H159V172H160V168H157ZM175 169L174 170H170L171 172L172 171H175ZM194 169H197V170H199L198 172L197 171H194ZM206 169V170H207ZM46 170H47V172H48V170H49V173H46ZM74 170H76V171H78V172H74ZM108 170H110V171H112L113 170V173L112 172H110V171H108ZM179 170V171H178ZM192 170H193V172H192ZM205 170V169H204ZM203 170V175H205L206 173H204L205 171ZM79 171L80 172H83V179H81L80 180V175L79 176H77L78 174H79ZM130 171V172H129ZM136 171V170H135ZM169 171V172H170ZM181 171H183V170H181L180 168H178V169H176V172H175V176H176V178H177V175H179L180 174V177H181ZM200 171V172H201ZM78 173L77 175H75V174H71V173ZM109 172V173H111L112 174V176H113V174L115 175V176H113L114 177V179H113V177H111V176H108L107 175V173ZM179 172V174H177ZM184 173H185V171H183ZM182 172V173H183ZM186 172V173H187ZM70 173V174H69ZM108 173V174H109ZM120 173V174H119ZM126 173V174H127ZM162 173L160 172V175L162 176H157L158 178H157V180H158V182H161V181H163V180H165V178H168L169 177V174L168 175H166V176H164L165 174H167V173H165L164 175H162ZM174 173V172H173ZM183 173V174H184ZM185 173V175H183L184 176V178L186 177V175H187V179H188V182H187V184H186V182L184 183V182H182L187 188H188V184H189V177H190V174L188 175V173L186 174ZM207 173V174H208ZM240 173V172H239ZM239 173H237V174H239ZM81 174V173H80ZM111 174H109V175H111ZM172 174V173H171ZM194 174V173H193ZM200 173H198V175H199ZM206 174V175H207ZM209 174L207 175L208 177H209ZM219 174V176H221V178H222V180L224 179V175H223V177H222V175H220ZM236 174V175H237ZM241 174V173H240ZM47 175V176H46ZM71 175V176H70ZM198 175H196L195 174V177H197ZM203 175H199V177H197L198 179H196V180H198L197 181V183H196V180H194L195 178H192V176H191V180H193V188H192V195H191V198H193L194 196V198L197 200L199 197H197L196 195L198 194L199 196H200V198L202 197L199 193H203V196L204 197H202V198H205V196L207 195V193L206 192H210V195H212V191L214 192V194L216 195V193L217 192H221V191H223L224 190V186H221L222 185V181H221V185H219V187L221 186V187H223L222 189L220 188V190L218 189L217 191L215 190V189H213V187L215 188V187H217V186H215V184L217 185L220 181H218V182H214V184L211 186L210 185V183H211V181H213L214 179H212V177H211V179H210V177L208 178L206 175L205 176H203ZM66 176V177H65ZM75 176H77L76 178L77 179H79L78 180V182H76L77 181V179H76V181H75V179L73 180V177L75 178ZM168 176V177H167ZM172 176H173V174H172ZM171 175H170V180H172V178L173 179H175L174 177L175 176H173L172 177ZM182 176V177H183ZM200 176H202V179H201V181H200ZM216 176L217 175H215V178H216ZM237 176H240V175H237ZM62 177H64L63 179H62ZM68 177H72V178H70L69 180H68ZM134 177V176H133ZM139 177H141V176H139ZM160 177H161V181L159 180L160 179ZM163 177H165V178H163ZM203 177H206L205 178V180H207V178L208 179H210V181H209V185L207 186L206 184H205V186L207 187V189L208 190H206L205 189V191L206 192H204L203 190L204 189H202V192H201V188H204L205 186H204V183L203 182H205V181H203ZM65 178H67V179H65ZM134 178H136V177H134ZM168 178V179H169ZM184 178H182V179H184ZM185 178V179H186ZM217 178H218V176H217ZM216 178V179H217ZM230 178H231V180H232V178L233 177H230V175H229V177H228V181H230ZM237 178V177H236ZM259 177H257V179H258ZM60 181H59V180ZM178 179V178H177ZM180 179V178H179ZM178 179V180H179ZM184 179V180H185ZM186 179V180H187ZM215 179V180H216ZM219 180H221L220 178H218ZM217 179V180H218ZM237 179H240V178H237ZM237 179H235V178H233V180H235L236 182H239V181H237ZM63 180V181H62ZM71 180H73V181H71ZM113 180V181H112ZM121 180H122V178H121ZM120 180V182H121V185H119L120 184V182L119 181H117L116 180V182H118V185L119 186H122V184H123V186H122V188H124L125 186H124V183H122L123 181H121ZM130 180H132L134 183H135V185H133V183H132V181H130ZM177 180V182L179 183L180 181H178ZM181 180V179H180ZM184 180H181V181H184ZM185 180V181H186ZM216 180V181H217ZM255 180H256V178H255ZM74 181H75V183H74ZM80 181V182H79ZM137 181V182H136ZM166 181H167V179H166ZM166 181H164V182H166ZM195 181V182H194ZM69 182H71V183H69ZM82 182H83V184H85V186L82 184ZM115 182V183H116ZM161 183V184H163V185H160V187L161 186H165L166 187V184L168 183ZM169 182H171V181H169ZM175 182H176V179H175ZM203 183L202 184V187H201V183ZM70 184V186H71V188H69L68 186H67V184ZM72 183L75 185V189L73 188L74 187V185L72 186ZM78 183V184H77ZM139 184V185H137V184ZM145 183L147 184V185H145ZM181 183V184H182ZM190 183H191V181H190ZM194 183H196V184H194ZM207 183V182H206ZM213 183V182H212ZM233 183H234V181H233ZM231 181H230V184H232V185H236V187H237V183H234L233 184ZM63 184L65 185V186H63ZM165 184V185H164ZM170 184V183H169ZM167 184V187L165 188L166 190H167V188H170V185H171V188H173V186L175 185H177V184H175L174 182H172V184ZM180 184V183H179ZM178 184V185H179ZM220 184V183H219ZM228 184H229V182H228ZM239 184H240V182H239ZM238 184V185H239ZM61 185V186H60ZM76 185H78V187L76 186ZM80 185H82V186H84L85 188H87V192L85 191L86 189L84 188V187H80ZM113 185H114V183H113ZM117 185V184H116ZM168 185H169V187H168ZM173 185V186H172ZM174 186V187H175ZM231 186V185H230ZM66 187H68V189H70V191H72V192H69V190H67V188ZM113 187L115 188V189H118V188H120V189H118L117 190V193H116V190H114L113 189ZM186 187L184 188V190H186ZM201 187V188H200ZM205 187V188H206ZM219 187H217V188H219ZM233 186H231V188H232ZM27 188V189H26ZM30 188V189H29ZM65 190H64V189ZM80 188H82L81 190H80ZM89 188V189H88ZM127 188H128V190H127ZM144 188H145V190H144ZM164 188V187H163ZM212 188V189H211ZM216 188V189H217ZM233 188H235V187H233ZM71 189H74L75 190V192H74V190H71ZM80 191H79V190ZM84 189V190H83ZM141 189H139V191L138 192H141ZM153 189V188H152ZM160 189H162V187L160 188ZM165 189H164V191H165ZM210 189L212 190V191H210ZM85 191V192H83V191ZM106 190H107V193H108V191H110V190H112V192H109L108 194H110L109 196H111L112 198L113 197H115V198H113V199H111V200H114L116 203H117V205H116V203L115 202H112V204H113V206H112V204H111V200H110V198H109V200L107 199V197H109V196H106L105 195V200H108L109 202H110V204H111V206L112 207H110V204H109V202L107 201V205H105L106 204V202L104 201V200H102V198L104 197L103 196V194L106 192ZM122 190V191H121ZM176 190V187H175V189L173 188V191L176 193L177 192V194H180L178 191H175ZM199 190V191H198ZM66 191H68V192H66ZM102 191H104V192H102ZM163 190H162V192H164ZM168 191H169V193H168ZM168 191H166L167 192V194L168 195H166V194H164V193H166V192H164L163 194V196L162 197H169L170 195V191H172V190H168ZM187 191V190H186ZM185 191V193H183V191H182V193L183 194H186L187 192ZM216 191V192H215ZM124 192V191H123ZM122 192V193H123ZM130 191H128L126 194H128ZM133 192V193H134ZM161 192V191H160ZM199 192V193H198ZM102 193V194H101ZM106 193V194H107ZM111 193H112V195H111ZM137 193V192H136ZM142 193V192H141ZM144 193H142V195L144 194ZM204 193H205V195H204ZM176 194V195H177ZM213 194V196L212 197H210V198H213V197H215V195ZM120 197H119V196ZM129 195V196H130ZM171 195L174 197L175 195H173V193H171ZM101 196V197H100ZM124 196H125V192H124ZM126 196H128V195H126ZM125 196V197H126ZM128 196V197H129ZM156 196V197H155ZM179 196V195H178ZM180 196H181V194H180ZM164 197V199H166ZM171 197V196H170ZM169 197V198H170ZM172 197V198H173ZM177 196H175L174 198H176ZM197 197V198H196ZM99 198H101V199H99ZM117 198H119V200H120V203L118 202V199ZM138 198H140V197H138ZM169 198H167L166 200L169 202ZM173 198V199H174ZM180 198V197H179ZM183 198H185V197H183ZM201 198V199H202ZM207 198V197H206ZM141 199V198H140ZM158 199V200H157ZM102 200V201H101ZM117 200V201H116ZM128 201V203H125V202H127ZM142 200V199H141ZM151 200H152V196H151ZM154 200V199H153ZM157 200V201H156ZM180 201L181 200H183L182 198L181 199H179ZM195 200V201H196ZM200 199H198L197 201H198V203L201 201H199ZM104 201V202H103ZM121 201H123V202H121ZM164 200H161L160 201V203L161 202H163ZM174 201H176V199H174ZM177 201H178V198H177ZM180 201H178V202H180ZM191 201H192V199H191ZM189 202V203H191L190 205L192 206V204H193V201H194V199H193V201L192 202ZM196 201V202H197ZM79 204H78V203ZM159 202V201H158ZM165 203H166V201H164ZM163 202V203H164ZM166 203L167 204V207H165V209L167 208V209H169L168 208V204H170V202L169 203ZM178 202H174L175 204H173V203H171V206L173 205V206H176V204L179 206V207H181V205H179L180 203H178ZM182 202H184V200L182 201ZM195 202V203H196ZM81 203V204H80ZM122 203H124V205L126 204V207L128 206V207H131V206H134V208L132 207V208H128V210H126V209H124L123 211H125V212H127L128 211V213H125V212H123L122 211V213H123V216H120L121 218H123L124 217V214H125V216H128L129 218H128V220H129V222H128V220H125V218L123 219V220H125V221H127L126 222V226H127V229H126V226H124V225H122V223L124 222L125 223V221H123V220H121V218L117 215V209L119 208V207H121L122 206ZM163 203H161V205H163L164 206V204ZM185 203V202H184ZM195 203H194V205H195ZM76 204H78L79 206H77ZM83 204H85L84 205V207H90L91 208V210H92V212L94 211V212H96L97 214H98V216L97 215H95L94 214V212L93 213H91V214H94L93 216L90 214V216H92V217H88V214H87V217H86V214H82V210H83ZM114 204H115V206H118V204H121V206L119 205L118 207H117V211H115V209H114ZM145 204H147V203H145ZM200 205H201V203H199ZM198 204V205H199ZM141 205H143V206H141ZM154 205L156 206V207H154ZM186 204H184V206H185ZM74 206H75V210H81V211H79V213H78V211H76L77 213H78V215L79 214H81V215H79V217H78V215H77V213H74L75 212V210H74ZM170 205H169V207L170 208H173L174 210H175V208L174 207H171ZM188 206V205H187ZM191 206H189V207H191ZM204 206V205H203ZM73 207V208H72ZM74 210L73 211V213H72V215H73V217H72V215H71V213L70 212H72V209ZM124 208H125V206H124ZM163 208V207H162ZM186 208H188V207H186ZM199 208V207H198ZM198 208L197 209H195V207H194V209L196 210V212H199V211H201V214H202V212H203V210L202 209H200V210H198ZM201 208H203V207H201ZM205 208H207V207H205ZM209 208V207H208ZM207 208V209H208ZM122 210L123 209V207L122 208H119V210ZM132 209V210H131ZM165 209H162L163 211H165ZM166 209V211H168V212H171V211H173V209H169V210H167ZM177 209V208H176ZM179 209H181V211L182 210H185L184 209V207L183 208H179ZM178 209V210H179ZM190 209V208H189ZM191 209H193V207H191ZM193 209V210H194ZM207 209H205V211L207 210ZM210 209V208H209ZM209 209H208V211H209ZM71 210V211H70ZM120 210V211H121ZM131 210V211H130ZM136 210H138L137 212L139 213V215H142V217H145V218H142V220L144 219V221L145 220H147V221H145L144 223H140L141 225L142 224H144L141 228H144V230L142 229V230H140V227H138V225H139V223H138V225L136 224L137 222H138V220H137V217L134 219V217H135V215L133 216V214H136L137 212H135ZM144 210H145V212H144ZM158 211V213L159 212H162V213H160L161 214V216H162V214H163V211ZM178 210H176L175 212H177ZM194 210V211H195ZM198 210V211H197ZM30 211H32L31 213H30ZM119 211V212H120ZM132 211H134V212H132ZM140 211V212H139ZM164 212V213H167V212ZM189 211H191V210H187L186 211V213H185V215H187L188 213L187 212H189ZM205 211H204V214H203V216L205 215ZM206 211V214H208L209 212H211L212 213V210L211 211ZM39 212V213H38ZM81 212V213H80ZM131 212L133 213L132 215H131ZM151 212V213H150ZM36 213V214H35ZM84 213V212H83ZM138 213L136 214L137 216H138ZM141 213V214H140ZM143 213H144V215H143ZM148 213H150L151 215H152V217L153 218H151V215L150 214H148V215H150V216H146ZM173 213V212H172ZM181 213V212H180ZM179 213V214H180ZM182 213H183V211H182ZM191 213V212H190ZM192 213H194V212H192ZM211 213H209L208 215H206L207 216V219L205 220V219H203V217H201L202 219H198L200 216H198L197 217V215H195V213L193 214V215H195L194 217L196 218L197 217V220L198 221H196L197 223L199 222V224H197L196 222H195V219H194V217H193V219H191V220H194L193 222H195L196 224H193V222H192V224L190 225L189 223H186L187 225L189 224L190 225V227L191 228H193V226L192 225H195L194 227V230L192 229L191 230V233L192 234H195L196 232V234H198V238H196V239H194V240H197L198 239V242H202L203 241V239H205V238H207L206 236H205V234L207 235V233L209 232L208 230L209 229H206L207 228V226L208 225H206L205 224V226H206V228L204 227V222H203V224H201V226H200V223H202L201 222V220L203 221V220H205L206 221V223H207V221H208V217L211 215ZM37 215L36 217L34 216V215ZM104 214H106V215H104ZM110 216H109V215ZM117 215V218H120V220L121 221H119L117 218H115V222L116 221H119L118 223H121L120 225H122V226H120V227H124L125 229H123V228H121V229H123V230H118V229H116V230H118V231H116V232H121L120 234L119 233H117L118 235H117V237H116V234H114V232H109L108 231V229L110 230V231H115V229L114 228H117V225L116 226H112V224L114 223V221L112 222V221H106L108 218H112V219H114V217H116V215ZM118 214H120V213H118ZM128 214V215H127ZM169 214V213H168ZM178 214V212H177V214H170V216L171 215H177V217H175V218H179V216L181 215H179ZM200 213H199V215H201ZM215 214V213H214ZM27 215H31L32 216V219H34V220H32L29 216V218H30V220L28 219V217H27ZM83 215H85L83 218H82V216ZM102 215H104V217L105 216H109L108 218L106 217L105 219V221H104V219L102 218L103 216ZM111 215H113V217L111 216ZM130 215V216H129ZM159 214H157V215H155V216H158ZM184 214L182 215V216H180V219L182 218V217H186ZM189 215V214H188ZM187 215V218L188 219H190L189 217H191L190 215L188 216ZM68 216V217H67ZM70 216V217H69ZM102 216V217H101ZM161 216H160V218H161ZM206 216H204L205 218H206ZM212 216V215H211ZM34 217V218H33ZM75 217V218H74ZM172 217H174V216H172ZM215 217V216H214ZM26 218H27V220H26ZM70 218V219H69ZM80 218V219H79ZM82 218V219H81ZM100 218L103 220V222L105 223V225H106V222H107V224H109V226L110 227H108V225L107 226H105L104 224H103V222L100 220ZM127 218V217H126ZM53 219V220H52ZM69 219V220H68ZM79 219V220H78ZM99 219V220H98ZM138 219H141V216H139V218ZM180 219H176V221L177 220H180ZM183 219V218H182ZM186 219V218H185ZM188 219H186V220H188ZM32 220V222H29V221H31ZM109 220V219H108ZM172 220V218H170V220L169 221H171ZM78 223H77V222ZM123 221V222H122ZM137 221V222H136ZM159 221H163L162 220V218H161V220L159 219ZM183 221H185V220H183ZM76 222V223H75ZM79 222H82V223H79ZM110 222H112L111 224H110ZM136 222V223H135ZM149 223V224H147V223ZM156 222H158V223H156ZM175 219H174V221H172V223L170 222V224H171V226H173V225H175ZM179 222V221H178ZM177 222V223H178ZM186 222V221H185ZM187 222H190V221H187ZM68 223V224H67ZM102 223V224H101ZM164 223V222H163ZM174 223V224H173ZM176 223V224H177ZM180 223H182V222H179L178 224H180ZM191 223V222H190ZM67 224V225H66ZM74 224H76L77 225V228H76V225L74 226ZM116 224H117V222H116ZM155 225V227L153 226V225ZM165 224V223H164ZM173 224V225H172ZM177 224V225H178ZM185 223L183 222V225L182 226H180V225H178V228H177V226H176V228H174L175 229V231H174V229H172V227L170 226V229L168 230V231H170V234H174L176 237H177V235H180L181 236V233L179 234V232H177L178 231V229L180 230V228H179V226L181 227V229L183 228L184 229V227H185V230L183 231V229H182V231L183 232H185L187 229L186 228H189V225H188V227H186L185 225H184ZM207 224H210L209 223V221H208V223ZM48 225V227H47V229H46V227L45 226H47ZM73 225V226H72ZM113 225H115V224H113ZM130 227H129V226ZM145 225H148V226H145ZM158 225V226H157ZM166 225H167V223H166ZM165 225V226H166ZM196 225H198V227H196ZM79 226V227H78ZM140 226V225H139ZM145 226V227H144ZM151 226H153V227H150ZM184 226V227H183ZM205 228V230L206 231H204L203 229V227ZM45 227V228H44ZM71 227V228H70ZM73 227V228H72ZM108 227V228H107ZM114 227V228H113ZM119 227V226H118ZM119 227V228H120ZM149 227V228H148ZM159 227H160V230H161V233H158L159 235H157L156 236V230L157 229H159ZM168 227H169V225H168ZM201 227V229L202 230H200L199 228ZM209 227V226H208ZM76 229V231H75V229ZM111 228H113V230L111 229ZM128 228H129V230H128ZM157 228V229H156ZM191 228H189V229H191ZM196 228L198 229V230H200V231H198V230H196ZM252 228L253 227H251L250 228V231L252 230ZM71 229V230H70ZM73 229H74V231H73ZM131 229V230H130ZM189 229H188V231H189ZM256 230H257V228H255ZM160 230H158V232L160 231ZM131 231V232H130ZM167 231V233L169 234V232ZM174 232V233H172V232ZM181 231V232H182ZM195 232V233H193V232ZM202 231H203V233H202ZM256 232L254 229L251 231V232ZM76 232H77V234H76ZM115 232V233H116ZM148 232V233H147ZM150 232V233H149ZM175 232H177V233H175ZM187 232V231H186ZM190 232V231H189ZM188 232V233H189ZM199 232V233H198ZM207 232V233H206ZM78 233H80V235H78ZM164 233H163V235H164ZM190 233V234H191ZM216 233V232H215ZM215 233H211V235L213 236V238H215ZM82 234V235H81ZM169 234V235H170ZM177 234V235H176ZM191 234V235H192ZM196 234L194 235V236H196ZM209 235H210V233H208ZM113 236V235H115V237H110V236ZM144 235H147L148 237L146 238V240L144 239ZM199 235H200V237H199ZM201 235H204V236H202V239H201ZM209 235H207L208 236V238L209 237H211V236H209ZM29 236H30V238H29ZM171 236V235H170ZM175 236H173V237H175ZM142 237H143V239H142ZM179 237V236H178ZM205 237V238H204ZM114 238H116L115 240H113ZM164 238V239H163ZM180 238V237H179ZM202 240V241H199L200 239ZM263 238V237H262ZM141 239H142V241H144V242H142L143 244H141ZM152 239V238H151ZM261 239V238H260ZM259 237L257 238V241L256 242H259ZM113 240V241H112ZM154 240V239H153ZM153 240H151V241H153ZM155 240V241H156ZM213 240V239H212ZM112 241V242H111ZM146 241V242H145ZM155 241H153L154 243H155ZM207 243H208V245L211 243L209 240L207 241V240H205ZM205 241H203L202 243H198L197 241H195V242H197V245H195L196 247L195 248H197L198 247V245L199 244H201L198 248L199 249H196V250H198V252H199V250L201 249V247H202V245H203V247L205 248V246H206V248H205V251L207 250L208 251V247H210V246H208V245H205ZM214 241V240H213ZM212 241V243H214V244H216V242H213ZM111 242V244L113 243L114 245H118V246H116V249H118V247L119 248H121V250H116V249H113V250H115V251H108V249H110L111 250V247L112 246H108V248H107V245H109V243ZM156 242H161V240L159 239V241H156ZM138 243V244H137ZM165 243H168V244H170L168 241L167 242H165ZM206 243V244H207ZM211 243V244H212ZM254 243H255V241H254ZM264 243V242H263ZM112 244V245H113ZM130 244V245H129ZM172 244V243H171ZM214 244H212L213 245V247L214 248H216V246H219V245H214ZM114 245H113V247H114ZM119 245H121V247L119 246ZM126 245H128V246H130V249H129V247L128 248H126V249H128V250H126V249H123L122 250V246L124 247V246H126ZM131 245H133V247L131 246ZM145 245V246H146ZM149 245H147V247H150V249L151 250H153L154 251V249H152V242H151V246H149ZM165 245V244H164ZM211 245V246H212ZM142 248H141V247ZM169 246V245H168ZM170 246H173V245H170ZM112 247V248H113ZM139 247V248H138ZM154 247V246H153ZM212 247V248H213ZM264 247V246H263ZM115 248V247H114ZM171 248V247H170ZM173 248V247H172ZM204 248H202V250L204 251ZM218 248V247H217ZM211 249V247L209 248V250ZM261 249V248H260ZM263 249V248H262ZM107 250V251H106ZM124 250H126V251H124ZM139 250V251H138ZM202 250H200V252L202 251ZM212 250H214V249H212ZM119 251H121V253H122V255L119 257L120 259H118V256L120 255V252ZM123 251V252H122ZM148 251V252H147ZM152 251V253H154ZM204 251V252H205ZM104 252H108L109 254H107L106 253V255H105V253ZM260 252H261V254L260 255H262V259L261 260H263L264 259V250L262 251V250H260ZM104 253V254H103ZM112 253H114V254H112V256H114V258L111 256V254ZM115 253H118V255L116 256L115 255ZM140 253H142V254H140ZM152 253H150V255L152 254ZM259 253V252H258ZM139 254V255H138ZM163 253H161V255H160V257H163L164 259H165V256H167V258L169 259V258H172V254H170V256L168 257V255H162ZM165 254V253H164ZM167 254V253H166ZM106 256V257H103V259H102V256ZM109 255V256H108ZM148 256L149 257V260H147L148 261V263L150 262V259H151V262L149 263V264H151L152 262V264H155V262H154V260L152 259V257L154 256L153 254V256L151 255V256ZM224 256V258H225V255L224 254H221L220 256ZM116 256V257H115ZM156 256V255H155ZM155 256H154V259H156L155 258ZM223 256L220 258V257H218V258H220L219 260H220V264H221V261H222V258H223ZM229 256H230V254L228 255V257H226V258H228V259H226V261H224L223 260V264L225 263V264H236V263H234V262H232V260L233 259H231V260H229ZM109 259H108V258ZM112 257V258H111ZM151 257V258H150ZM160 257H159V254H158V258H157V260L159 261V259H160ZM68 258V259H67ZM73 258V259H74ZM104 258H106V261L104 260ZM132 258V259H131ZM163 258H161V260L163 259ZM174 258V257H173ZM213 258V257H212ZM211 257H209L208 258V260L210 261V260H218V258H213L212 259ZM72 259V260H73ZM134 259V260H133ZM148 259V258H147ZM163 259V260H164ZM167 259V260H168ZM67 260H69L68 262H67ZM76 260H73V264L75 263L74 261H76ZM109 260L111 261H113L114 260V262H109ZM126 260V259H125ZM166 260V261H167ZM171 260H173V259H171ZM219 260L218 261H215V263H213V264H217L218 262H219ZM227 260H229L228 262H227ZM66 261V262H65ZM123 261V262H122ZM197 261V260H196ZM195 261V264H197L198 262H196ZM251 261H253V260H251ZM250 260H249V262L248 263H246V264H251L252 262H251ZM163 262H165V260L163 261ZM212 262V261H211ZM211 262L209 263V264H211ZM227 262V263H226ZM232 262V263H231ZM262 262H264V260L262 261ZM261 262V264H263ZM147 263V264H148ZM158 263H160V262H158ZM201 263V261H199V264ZM202 263H204V262H202ZM201 263V264H202ZM207 263V264H208ZM245 263V262H244ZM76 264V263H75ZM78 264V263H77ZM163 264V263H162ZM166 264V263H165ZM206 264V263H205ZM219 264V263H218ZM238 264V263H237ZM240 264H243V262L242 263H240Z\"/></svg>",
  "mask_w": 264,
  "mask_h": 264
},
{
  "label": "bare ground",
  "instance_id": "obj_2",
  "mask_svg": "<svg viewBox=\"0 0 264 264\" xmlns=\"http://www.w3.org/2000/svg\"><path fill=\"white\" fill-rule=\"evenodd\" d=\"M134 1H135V0H133V2L131 1L132 4H133V6H134V4H136V3L138 4V1H136L135 3H134ZM160 1H163V0H160ZM166 1H168V0H166ZM176 1H177V0H176ZM176 1L174 0V3H175V4L177 3ZM178 1H179V0H178ZM188 1H190V0H188ZM191 1H193L192 4L194 3V5H191L190 2H189V4H190L189 6H190V7L192 6L191 8L194 10V9H195L194 7H195V5H196L198 2L195 4L194 0H191ZM208 1H210V0H207V2H205V3H207V4H206L207 6H208V4H209ZM219 1H221V0H218V2H219ZM226 1H228V0H225V1H224V2H225V5H226V3L228 4L230 0H229L228 2H226ZM232 1H234V0H231L230 2H232ZM255 1H256V0H255ZM122 2H124V3L122 4ZM129 2H130V0H0V34H1V35L4 34L3 36H5V35H7L6 33L10 32V31H7L6 29L8 28V25H12V23H21V22H24V21L26 20V18H27V20H29V21H30L31 19H33V17H34V19H35V20H34V24H32V25H34V28L32 27V29H31L32 32L28 34V38H27V40H25V41H26L25 45H24V44L22 45V44H17V43H15V44H17V46H16L15 48H13V49L15 50V55H14L15 57H14L13 62L10 63V67H11L12 65H14V66H13V69H14L15 64L18 65L19 62H22V60H23L22 58H24V57L26 56L25 53H27V55H28V54L31 55L32 53H34V52L36 53V52H37V55H38L39 53L41 54V55L39 54L40 57L37 58L41 63H42L41 59L44 61L43 58H45V57L48 56V55L51 56V57H53V58L55 59V61H56L57 64H58V67L55 66V67H57V68H56L57 72L55 73V71H56L55 68L53 69L54 72H52V73L55 74V75H54L55 78H56V75L59 76V75H61V73H62V74H65V72H66V73L68 72V73L70 74L71 70H70V72H69V71L66 70V68H71V67H66V68H65L66 64H64V63H65L67 60L70 61V62H72L71 59H70V60H69V59H65L64 62H63L61 59L69 58V56H67V55L70 54V56H72L71 54H75V53H77V51H75V50H76V49H75L76 44H77V45H81V44H78V43H79V39L77 38V39H78V43H77V42H76L77 40H76V38H75V37L79 36L78 34H80V32H81V28H80V27H81L82 25H81L80 27L78 26V27L80 28V30H79L78 28L76 29V23H77V25L79 24L78 21H79V22L82 21L83 23H82V22H81V23L84 24V25H85V24L91 25L92 28H88V32H89V29H92V31L94 30V32H95V30L98 32V31L101 29L100 27H103V29H105L106 31L109 29L107 32H106V31L103 32L104 30L101 29V30H102V33H104V35H103V34H100V33H101V32H100L101 30L99 31V34H100V35H99L98 38L101 37L100 39H97V37H96V35H97L98 33L96 34V32L94 33V32H92V31H90L89 34L91 35L92 33H94L95 36L93 35V37H94V38L96 37V40H97V41H96L95 39H94L95 41H93V39L90 40L92 43L90 42V47H89V46H88L89 44H85V43L87 42V41H85V40H86L88 37H89V38L91 37V36H88V37L84 40L85 43H84V41H83V44H84V45L82 44V48L85 47V50H86V46H88V49H89V48L94 49V51L96 52V54H97L98 52L101 54V56H99V54H98V56H96V58H98V57H101V58H102V54L105 53L106 48L103 47L104 45L98 47L99 44H100V42H98V40L103 41L102 39L105 38V36H106L107 33H108V35L110 34L109 37H113V36L116 37V36L118 35V33L120 34L122 31H125V32H126V31L129 30V29H125V28H127L129 25H131V21L133 20V19H132L133 15L135 16L137 13L140 14V12H141V11H140V7H139L140 4H139V5L136 4V8H137V9L139 8V9H138V10H139L138 12L135 11V12H137V13L133 12V14L131 15L130 13H132V12H130V11L128 12V11H127L132 17H131L130 15L126 14V12H125V13L123 12L124 14L130 16L129 18L132 19L131 21H130L129 18L127 19L128 16H126V19H127L128 21L124 20V19H125V15H124V16L122 15V17H124V19H121V18H122V17L120 18L121 13H120L119 15H116V16H111L112 14H110V13H111L110 11L113 10V15H114V14L116 13V12L114 13V11H116L117 8H118V7H117V6H118L117 4H119V5H121V4H122V5L126 4V5H127V4H129ZM131 2H130V4H129L130 6L132 5ZM164 2H165V0H164ZM185 2H186V1H185ZM211 2L213 3L214 1H211ZM235 2H239V3H241V0H240V1L238 0V1H235ZM244 2L247 3V2H250V0H249V1H248V0H247V1H243L242 3L244 4ZM251 2H253V0H252ZM251 2H250L249 5L252 4L253 6H256V4H253V3H251ZM261 2H263V1H261ZM167 3L169 4V2H167ZM179 3H180V2H178V5H177L178 7L181 5L182 2H181L180 4H179ZM186 3H187V2H186ZM201 3H202V1H201ZM205 3H203V4H205ZM219 3H220V2H219ZM219 3H218V6H219ZM221 3H222V6H221V4H220L221 7L219 6V8L221 9V8L223 7V8L221 9L222 11H221L220 9H219V10L217 9V8H218L217 5L215 6V10H214V5L212 4L213 7H210V6L208 7V9L210 8V10H211V12L208 10V11H209V15L206 14L208 11H207V12H204L206 15L203 14V12H202V14L205 15V17H206V16H207V17H208V16L210 17V16L213 15V12H214V14H218V17H219V18L216 17V15H215V16L213 15V16L216 17V18H218V19H220V20L222 21L221 18H225V17H220V16H224V15H225V12H224L225 10L223 11V9H225V7L228 9V7H227V5L224 7V6H223L224 3H223L222 1H221ZM115 4H116V5H115ZM170 4H171V3H170ZM175 4H174V7L170 6V9H173V8L175 9V7H177ZM215 4H217V3H215ZM231 4H232L231 7H233V5L236 6V4L233 3V2H232ZM231 4H228V6H230ZM237 4H238V3H237ZM243 4H242V5H243ZM260 4H261V3H260ZM90 5L95 6V7H92L93 9H94V8H97V9H95V10H97V13H99L97 17H96V14L94 13V12H96V11H95V10L93 11L92 8H91V10L89 9V7H91ZM114 5H115L116 7H114V8L112 9L111 7L114 6ZM129 5H128V6H129ZM172 5H173V3H172ZM182 5H184V3H183ZM187 5H188V4H187ZM197 5H198V4H197ZM199 5H201V4H199ZM206 5H205V6H206ZM209 5H210V4H209ZM245 5H246V4H245ZM245 5H243V6H245ZM252 5H251L250 7L255 8V10H253V11L256 12L258 9L260 10L261 5H260V6H256V7H253ZM130 6H129V7H130ZM137 6H138V7H137ZM237 6H238V5H237ZM243 6L241 7L242 9L245 8V7H243ZM262 6L264 7V3H263ZM86 7H87V9L90 10L89 12H88V10L86 9ZM171 7H172V8H171ZM180 7H181V6H180ZM180 7H179V9H180ZM186 7H187V6H186ZM202 7H203L202 9L205 8L203 5H202ZM216 7H217V8H216ZM231 7H230V10L232 11V9H233L232 14L235 15V16H233V17H235V18H234L235 20H234L231 16H230V17H231V19H233V21H236V20L238 19V18H236V17H237L239 14L243 15L242 13H243L244 11H243V12L241 11L239 14H235L236 12H234V11H235L236 7H235V8L233 7L232 9H231ZM257 7H259V8H257ZM37 8H40V12H41V11H42V12H41V13H38L39 10H38ZM83 8L86 9V11H85V10L83 11ZM166 8L169 9L168 6L165 7V10H166ZM187 8H188V7H187ZM191 8H190V9H191ZM211 8H212V9H211ZM239 8H240V6H239ZM241 8L238 9V7H237V12H238L239 10H242ZM248 8H249V7H248ZM256 8H257V9H256ZM100 9H101V10H100ZM107 9H108V10H107ZM110 9H111V10H110ZM114 9H116V10H114ZM137 9H136V10H137ZM177 9H178V8H177ZM179 9H178V10H179ZM182 9H183V8H182ZM190 9H189V10H190ZM192 9H191V10H192ZM227 9H226V11H228ZM36 10H38V11L35 12ZM72 10H74V11L77 10L76 12L73 11V12L75 13V14L73 15V17L76 15V13L78 12V10H79V12H80V10H82V12H84V13L81 12L82 14H81V13L79 14V12L77 13V14H78V15H76L77 17L75 16L76 19H77V18L79 19V17H81V16H83V15H84V16L82 17L83 19L80 18L75 24H73V23L75 22V21H73V20H76V19H75V18H72V19H73V20H72L73 22H72L71 24H73V25H71V26H73V28H74V26H75V28H74L75 31H76V30L79 31L78 34H75V33H74V34H75V37H73L74 35H72V34H73L72 32H74V31L71 32V33H72V34H71V38L73 37L72 40H73V39L76 40V41L74 40V41L76 42V43H75V47H73V45H72L73 43L71 44V41L69 40V39H71V38H69L70 35H69V37H68V35H67L66 32H65V34H66V36H67V37H66L65 34L63 33V32L66 30V31L68 32V34H70V33H69V32H70L69 30H70L71 27L68 28V26H70V25L67 24L68 26L66 25V27H67L69 30H68L67 28H65V22H67V20H68V22H69V19L72 17V14H73ZM98 10H99V11H98ZM102 10L104 11V14H103V11H102ZM175 10H176V9H175ZM180 10H181V9H180ZM180 10H179V11H180ZM184 10H185V9H184ZM198 10H199V9H198ZM205 10H207V7L205 8ZM205 10H204V11H205ZM213 10H214V11H213ZM216 10L218 11V13H217ZM244 10L247 12L246 9H244ZM248 10H249V9H248ZM259 10H258V11H259ZM21 11H22L23 13H21ZM92 11H93V12H92ZM106 11H108L109 14L106 13ZM168 11L170 12L171 10H168ZM168 11H165V12H168ZM173 11H174V10H173ZM179 11H177V12H179ZM194 11H196V10H194ZM201 11H202V10H201ZM212 11H213V12H212ZM249 11H250L251 13L253 12V11H251V8H250ZM249 11H248V12H249ZM258 11H257V13L260 14L259 12H261V11H259V12H258ZM12 12H13V13H14V12H17L18 15L13 14ZM86 12H87V13H86ZM101 12H102L103 16H105V18L107 19V20H106V21H107L106 23L111 24L112 21H113L116 17H118V18L115 19V22L119 21V20H117V19L120 18L121 21H119V23H121V22H122L123 24L125 23V24L123 25L125 28L122 26V23H121V24L118 23L117 26H120V28H119V27H118V28L121 29V30H120L121 32L119 31L118 28H117V31H116V28L114 29V27H116V25H115L116 23L114 24V27L112 26V24H111V25L104 24L105 21H103V20H105V18L103 17L101 23L103 22L104 26L107 25V26H106L107 28H106V27L104 28L103 24H101L100 22H98V21L101 19L100 17H102V16L100 15ZM118 12H119V11H118ZM118 12H117V14H118ZM120 12H122V11H120ZM155 12H156V11H155ZM157 12H158V11H157ZM169 12H168V13H169ZM171 12H172V11H171ZM182 12H183V11L181 10L180 13L182 14ZM197 12H198V11H197ZM197 12H195V14H196ZM215 12H216V13H215ZM223 12H224V14H222ZM228 12L231 13L230 11H228ZM228 12H227V13H228ZM255 12H254V13H255ZM37 13H38V14H37ZM70 13H72V14H70ZM88 13H89V14H88ZM90 13H92V14L90 15ZM93 13L95 14V17H96L97 19H98V17L100 16V17H99L100 19H98V21H97V19H96L94 16H92V15H94ZM134 13H135V14H134ZM151 13H152V16L155 15V14H153V11H152ZM151 13L149 12V17H148V18H151V16H150ZM168 13H167V15H168ZM184 13H186V11H185ZM184 13H183V15H184ZM193 13H194V12H192V14H193ZM211 13H212V14H211ZM220 13H221L222 15L219 16ZM229 13H228V14H229ZM257 13H256V14H257ZM24 14H25V15H24ZM141 14H142V13H141ZM141 14H140V15H141ZM156 14H157V13H156ZM163 14H164V13H163ZM187 14H188V13H187ZM189 14H191V13H189ZM189 14H188V17H189ZM195 14H194V15H195ZM199 14H200V13H199ZM202 14H201V15H202ZM228 14H227V15H228ZM246 14H247V13H245V15H246ZM248 14H249V13H248ZM256 14H253V15H256ZM258 14H257V16H258ZM86 15H87V16L89 15L88 18H86V20L89 19V20H87V21H89L90 24L84 19V17H86ZM137 15H138V14H137ZM140 15L137 16V18H138V17H141ZM158 15H159V14H158ZM158 15H156V17L153 16V21H152V22L155 21V18L158 20V18H159ZM161 15H162V13H161ZM164 15H165V14H164ZM164 15H162V16H164ZM169 15L172 16V14H169ZM169 15H168V16H169ZM175 15H176V13L173 14L174 17H175ZM183 15H182L181 17H183ZM196 15H198V14H196ZM236 15H237V16H236ZM245 15H244V16H245ZM249 15L251 16V18L248 17ZM249 15H247L246 18H242V19H240V20H243V21H244V20L247 21V19L249 18V21H250V23L245 22V25H243L244 27H241V28H243V29L241 30V32H243V31H245V30L248 31V29H247L248 25H251L250 28H253L254 26H257L258 28H261V29H262V28L264 27V26L261 27L262 24H260V27H259V22H258L259 20L256 21V22L250 20V19H253V18H255V17H252L251 14H249ZM28 16H30V17H28ZM78 16H79V17H78ZM90 16L94 17V20H96L98 23H100L101 26H100L96 21H95V23H94V22H93L94 20H92L93 18H92V17H91L92 19L89 18ZM145 16H146V14L144 13V15H142L143 20L146 19L147 16H146V17H145ZM168 16H167V17H168ZM176 16H177V15H176ZM179 16H180V15H179ZM213 16H212V17H213ZM225 16H226V15H225ZM228 16H229V15H228ZM112 17H114V19H113ZM154 17H155V18H154ZM157 17H158V18H157ZM185 17H186V16H185ZM193 17H194V16H193ZM195 17H196V16H195ZM198 17H199V20H200V16H198ZM205 17H204V18H205ZM207 17H206V19H207ZM209 17H208V19H207L208 21H209V19L211 20V18H212V17H210V18H209ZM226 17H227V16H226ZM258 17H259V16H258ZM28 18H29V19H28ZM68 18H69V19H68ZM133 18H135V17H133ZM142 18H141V19H142ZM163 18H164V17H163ZM165 18H166V17H165ZM176 18H177V17H176ZM201 18H202V17H201ZM204 18H202V19H204ZM228 18H229V17H228ZM240 18H241V17H240ZM256 18H257V17H256ZM256 18H255V20H256ZM81 19H82V20H81ZM141 19L138 18L137 20H135V21L137 22V25L142 21ZM168 19H169V18H168ZM178 19H179V18H178ZM181 19H182V24H183V18H181ZM186 19H189V18H186ZM195 19H196V18H195ZM206 19H205V20H206ZM213 19L215 20V18H212V20H213ZM218 19H217V21H218ZM229 19H230V18H229ZM27 20H26V22H27ZM70 20H71V19H70ZM123 20H124V21H123ZM139 20H141V21H139ZM147 20H148V19H147ZM214 20L209 22V23H211V24L207 23L208 26H209V25H213L214 28L211 26V27H212V31H216V30H214L215 27H216V26L214 25V22H215ZM225 20H226V18L224 19V21H225ZM253 20H254V19H253ZM31 21H32V20H31ZM85 21H86V23H84ZM91 21H92V23H93L94 25L96 24V25H95L96 28L92 26ZM129 21H130V23H129ZM148 21H149V20H148ZM190 21H191V20H190ZM190 21H189V22H190ZM193 21H194V23H195V20H193ZM196 21H197V19H196ZM208 21H207V22H208ZM217 21H216V23H217V26H218V22H217ZM221 21H219V22H221ZM228 21H229V22H228ZM228 21H227V22L225 21V24H224V25H222V24L220 23L221 26H222V28H219V27H218V28L220 29L221 33H224V34L221 35V37L224 35V40H227V39L230 37V36H229L230 33H228V31H229V32H230V30H235L236 32H237L238 30L240 31L239 28H240L241 25H240V26H237V24H238V23H241V22L244 24L243 21L240 22L239 20H237V21H238L237 24H236L235 22H231V23H230L231 20H228ZM237 21H236V22H237ZM251 21H252V22H251ZM32 22H33V21H32ZM70 22H71V21H70ZM126 22H128V26L126 25ZM132 22H134V21H132ZM143 22L145 23V21H143ZM143 22H141L138 26H140V25H142V24H143V26H145L146 23L144 24ZM152 22H151L150 27L155 26V25H156V26L158 25V24H157V21L155 22V24L152 23ZM189 22H186V23H189ZM191 22H192V21H191ZM200 22H201V21H200ZM205 22H206V21H205ZM253 22L255 23V25H254ZM10 23H11V24H10ZM24 23H25V22H24ZM24 23H21V25L23 24V26H24ZM177 23H178V22H177ZM179 23H181V22H179ZM192 23H193V22H192ZM196 23H197V25H200V24L202 25V23H199V21L196 22ZM196 23H195V24H196ZM212 23H213V24H212ZM216 23H215V24H216ZM246 23H248V24L246 25ZM251 23H252V24H251ZM256 23H258V25H256ZM263 23H264V22H263ZM29 24H30V23H29ZM97 24H98V25H97ZM152 24H153V25H152ZM182 24H179V26H181ZM184 24H185V22H184ZM203 24H204V23H203ZM220 24H219V25H220ZM61 25H62V26H61ZM133 25L135 26V24H132V25H131V26H132V29H133ZM168 25H169V24H168ZM186 25H187V24H186ZM191 25H192V24H191ZM193 25H194V24H193ZM205 25H206V23L204 24V26H205ZM253 25H254V26H253ZM17 26H18V25H17ZM23 26H22V27H23ZM28 26H29V25H28ZM97 26H99V27H97ZM108 26H109V27L112 26V28L110 29ZM121 26H122L123 29H125V30H123ZM126 26H127V27H126ZM156 26H155V27H152V28L149 27V28H150V29H153V28H156ZM158 26H159V27L157 28V31H159V32L156 31V33H154V32L152 33V32H151L152 30L148 29V31H145V32L141 33L140 35H137L136 38L139 39V40H142V41H151V40H153V41L156 40V41H157V39L154 38L155 35H156L157 33H160V32L163 30V28H164L163 25H161V26H163V27H160V24H159ZM179 26H178V27H179ZM204 26H202V27H204ZM236 26H237L238 28H237ZM246 26H247V27H246ZM252 26H253V27H252ZM20 27H21V26H20ZM30 27H31V26H30ZM85 27H86V28H85ZM85 27L82 26V29H83V28L86 29V30L84 29L83 32L85 33V35H87V33H88V32H87V25H86ZM89 27H90V26H89ZM165 27H166V26H165ZM168 27H169V26H168ZM183 27L185 28V25H184V26L182 25V28H183ZM197 27H198V26H197ZM205 27H206V26H205ZM205 27H204V28H205ZM211 27L209 26V28H211ZM10 28H11V26H10ZM24 28H25V27H24ZM64 28H65V30H64ZM93 28H95V29H93ZM97 28H98L99 30H98ZM129 28H131V27H129ZM169 28H170V27H169ZM169 28H167V29H169ZM171 28H172V27H171ZM248 28H249V27H248ZM250 28H249V31H250L251 34L249 33V31H248V32L245 31V32H243V33H245V34H243V36L240 37L241 32H240V33H237L238 35L240 34L239 37L241 38L240 41H241L242 43H243L244 38L248 39V38H250V37H254V34L252 33L253 31H255V36H256V32H260V33H262V31H259V30H261V29H259V30L256 31V30H254V28H253V31H252V29L250 30ZM255 28H256V27H255ZM12 29H13V27H12ZM17 29H18V28H17ZM17 29H16V30H17ZM27 29H29V27H27ZM113 29H114V30H113ZM132 29H131V30H132ZM146 29H147V28H146ZM164 29H165V28H164ZM185 29H186V28H185ZM201 29H202V28H201ZM205 29H206V28H205ZM216 29H217V28H216ZM256 29H257V28H256ZM263 29H264V28H263ZM154 30H155V29H153V31H154ZM170 30H171V29H169V31H170ZM180 30H181V29H180ZM182 30H183V29H182ZM199 30H200V28H199ZM203 30H204V29H203ZM209 30H210V29H209ZM18 31H19V30H18ZM23 31H24V30H23ZM28 31H29V30H28ZM112 31H115L116 33H115V32L111 33ZM164 31H166V30H164ZM167 31H168V30H167ZM183 31H184V30H183ZM185 31H187V30H185ZM200 31H201V30H200ZM235 31H234V33H235ZM263 31H264V30H263ZM12 32H13V30H12ZM14 32H15V29H14ZM86 32H87V33H86ZM109 32H110V33H109ZM125 32H123V34H124ZM128 32H129V31H127V34H126L127 36L125 35L126 38H128V35H129L130 37H132L131 35H133L134 33H132V34L130 35L129 33L132 32V31H130L129 33H128ZM170 32H171V31H170ZM217 32H219V31L217 30L215 35H217L218 37H220V36L218 35ZM226 32H227V33H226ZM232 32H233V31H231V34H232ZM2 33H3V34H2ZM16 33H17V32H16ZM16 33H14V34H16ZM81 33H82V32H81ZM114 33H115L116 35H115ZM161 33H162V32H161ZM161 33H160V34H161ZM204 33H205V32H204ZM211 33H212V32H211ZM214 33H215V32H214ZM214 33H213V34H214ZM225 33H226V34H225ZM234 33H233V36H231V38H232V37H233V38L235 37L234 39H236V37H237L238 35L235 36ZM260 33H259V34H260ZM263 33H264V32H263ZM263 33H262V34H263ZM10 34H12V33H10ZM20 34H21V33H20ZM112 34H113V35H112ZM154 34H155V35H154ZM160 34H159V35H160ZM219 34H220V32H219ZM246 34H248V35H252V36H247V37H248V38H247V37H245ZM259 34H257V35H259ZM1 35H0V36H1ZM80 35H81V34H80ZM83 35H84V34L82 33V36H83ZM85 35H84L83 37H86ZM101 35H103V38H102ZM111 35H112V36H111ZM120 35H121V34H120ZM135 35H136V34H135ZM135 35H133V36H135ZM204 35H206V34H204ZM204 35H202L203 38H205ZM226 35H227V38H226ZM3 36L0 37L2 40H3ZM7 36H8V35H7ZM25 36H26V35H25ZM97 36H98V35H97ZM118 36H119V35H118ZM122 36H123V35L120 36L121 38H123V39H121V41L124 40V42L126 43V41H128V40L125 41V39H124L125 37H122ZM156 36H157V35H156ZM206 36H207V35H206ZM217 36H216V37H217ZM228 36H229V37H228ZM259 36H261V35H259ZM262 36H263V35H262ZM262 36H261V38H262ZM5 37H6V36H5ZM16 37H17V36H16ZM18 37H20V36H18ZM93 37H92V38H93ZM109 37L107 36V38H108L107 40L110 39ZM120 37H119V38H120ZM157 37H158V36H157ZM198 37H199V36H198ZM210 37H211V36H210ZM212 37H214V36H212ZM221 37L219 38L220 41L223 39V38L221 39ZM239 37H237V38H239ZM257 37H258V36H257ZM9 38H10V37H9ZM12 38H13V37H12ZM14 38H15V37H14ZM89 38H88V40H89ZM119 38L117 37V39H119ZM136 38H135V39H136ZM195 38H196V37H195ZM233 38H232V39H233ZM261 38H260V39H261ZM263 38H264V37H263ZM263 38H262V39H263ZM1 39H0V40H1ZM7 39H8V38H6V42L8 41V43H9V40H7ZM20 39H21V38H20ZM20 39L18 40L19 43H20ZM25 39H26V38H25ZM105 39H106V38H105ZM114 39H115V38H111V40H114ZM117 39H116V40H117ZM128 39H129V38H128ZM132 39H133V38H132ZM214 39H215V38H213V40H214ZM232 39L229 38V40H227V41L232 42ZM234 39H233V42L239 40V39H236V40L234 41ZM246 39H245V40H246ZM250 39H251V38H250ZM250 39H248L249 41L246 40V41H247V44H250V43L253 44L254 42L252 43L251 41H253V39H256V38H253L251 41H250ZM2 40H1V41H2ZM10 40H11V39H10ZM14 40H17V39H14ZM23 40H24V39H23ZM107 40H106V41H107ZM111 40H110V41H111ZM133 40H134V39H133ZM203 40H204V39H203ZM211 40H212V39H211ZM245 40H244V42H245ZM257 40H258V39H257ZM18 41H16V42H18ZM114 41H115V40H114ZM114 41H112L113 43H111V42L109 43V41H107L108 44H109V46H106L107 49H109V50H107L108 52L111 50L110 48H112V50H113V47H116V46L118 45L117 48H119V47L122 45V44H121V45L119 46V44L121 43V42H120V39H119V41L117 40V43H119V44H117V45L115 44L116 46H114ZM129 41H130V40H129ZM129 41H128V42H129ZM131 41H132V40H131ZM134 41H135V40H134ZM142 41H141V42H142ZM208 41H209V40H208ZM215 41H217V40L215 39ZM215 41H214V42H215ZM220 41H219L218 45H217L216 42H215L216 44H215V43H212V44L216 45V47L218 46V47H217L218 50H216L215 53L218 51L219 54H218V53H217V54H218L219 57H217V55H214V56H216V57H213V54H211L213 51H212V52L210 51L211 53H210V55H208V57L210 56L209 59H211V55H212V59L214 58V61H213L214 63L217 62V61L215 60V58H217V59L220 58V57H221V58H224V61H223V59H221V58H220V59H221V61H223L222 64L225 63V65H223L222 68H223V67L225 68L227 63H228L227 65H229V64H231V63H233V62H236V61H235L236 59H234V61L231 62V63L228 62L227 56H228V54H230V52H231V50H230V48H229V47H231V45H230L231 43L229 44L228 42H224V43H226V44H223V45H222V47H221V50H222V51H223V50L226 51V49H223V47H224V46L226 47L227 44L230 45V46L227 47V51H226L227 53H226L225 55H223L224 52H222V51L219 50V49H220V46H221V44H222ZM222 41H223V40H222ZM260 41H261V40H260ZM260 41H259V44L261 43ZM69 42H70V43H69ZM88 42H89V41H88ZM95 42L98 43V46H96V43H95ZM103 42H104V41H103ZM107 42H104V43L106 44ZM151 42H152V41H151ZM193 42H194V41H193ZM195 42H196V41H195ZM197 42H198V41H197ZM200 42H201V41H200ZM212 42H213V41H212ZM241 42L237 41L236 43H239V44H240ZM248 42H249V43H248ZM257 42H258V41H257ZM257 42H255L256 44H253V46L257 45ZM263 42H264V41H263ZM12 43H14V42H12ZM22 43H23V42H22ZM101 43H102V42H101ZM104 43H102V44H104ZM198 43H199V42H198ZM203 43H204V42H203ZM208 43H209V42H208ZM220 43H221V44H220ZM242 43H241V44H242ZM245 43H246V42H245ZM10 44H11V43H10ZM108 44H107V45H108ZM111 44H113V45H111ZM150 44H151V43H150ZM152 44H153V43H152ZM206 44H207V43H206ZM219 44H220V46H219ZM232 44H233V43H232ZM239 44H238V45H239ZM241 44H240V47H239L240 49H241ZM243 44H244V43H243ZM11 45H12V44H11ZM11 45H10V46H11ZM85 45H86V46H85ZM110 45L113 46V47H110ZM123 45H124V43H123ZM123 45H122V47L120 48L121 50L124 48V49L122 50L121 53H123V51H125V50H128V48H129V47H128V43H127V45H125V46H127L128 48H125V46H123ZM214 45H213V46H214ZM233 45H234V44H233ZM262 45H264V43H262ZM6 46H8V45H6ZM83 46H84V47H83ZM169 46H170V45H169ZM185 46H186V45H185ZM189 46L191 47V45H189ZM199 46H200V45H199ZM201 46H202V45H201ZM201 46H200V47H201ZM206 46H207V45H206ZM206 46H205V47H206ZM213 46H212V47H213ZM242 46H243L242 48H245V49H246V50H245L246 52H247V51L249 52V51L253 48L252 45H251L252 47L250 46L251 48H249V45H246L247 48L244 47V45H242ZM259 46H261V45H259ZM259 46H257V47H258L257 49H259ZM1 47H3V46H1ZM102 47H103V48H102ZM109 47H110V48H109ZM170 47H171V46H170ZM212 47H211V48H212ZM214 47H215V46H214ZM214 47H213L214 50L217 49L216 47H215V48H214ZM232 47H233V46H232ZM234 47H235V48H234V49L232 48V50L235 51V49H238V48H237V44H236V46H234ZM7 48H8V47H7ZM11 48H12V47H11ZM76 48L80 49L81 46H78V47H76ZM82 48H81V49H82ZM166 48H167V47H166ZM171 48H172V47H171ZM173 48H174V47H173ZM180 48H181V47H180ZM183 48H187V47H183ZM195 48H196V47H195ZM201 48H202V47H201ZM206 48H207V47H206ZM206 48H205V49H206ZM228 48H229V49H228ZM255 48H256V46H255L253 49H255ZM262 48H263V47L261 46L260 49L262 50V52L259 51L260 49L257 50L258 52L261 53V55L263 54V49H262ZM5 49H6V48H5ZM23 49L26 50V52L24 51V52H25V53H24L25 56H22V55H21V51H22ZM81 49L79 50L80 52L83 51V49H82V50H81ZM187 49H188V48H187ZM202 49H203V48H202ZM209 49H210V48H209ZM213 49H211V50H213ZM240 49H239V50H240ZM247 49H248V50H247ZM249 49H250V50H249ZM3 50H4V49H3ZM10 50H11V49H10ZM115 50H116V49H115ZM117 50H118L117 55H119L121 50H120V51H119V49H117ZM117 50H116V51H117ZM168 50H169V49H168ZM191 50H192L191 52H193V49H191ZM197 50H198V49H197ZM197 50L195 49V51H197ZM199 50H200V49H199ZM206 50H207V49H206ZM206 50H205V51H206ZM239 50H236V52L239 51ZM241 50H242L241 55L243 56V54L245 53V51H244V53H243V50H244V49H241ZM241 50H240V51H241ZM88 51H89V50H88ZM91 51H93V50H91ZM91 51H90V53H91ZM94 51H93V52H94ZM97 51H98V52H97ZM107 51H106V52H107ZM113 51H114V50H113ZM116 51H114L113 54L116 53ZM131 51H132V50H131ZM131 51L129 52V53H130L129 55L132 54ZM161 51H162V50H161ZM172 51H173V50H172ZM176 51H177V50H176ZM183 51H184V50H183ZM185 51H187V50L185 49ZM205 51H204V52H205ZM219 51H220L221 53H220ZM229 51H230V52H229ZM234 51H233V52H234ZM7 52H8V51H7ZM80 52H79V53H80ZM95 52H94V53H95ZM108 52H107L108 55H109V54H112L111 51H110L109 53H108ZM125 52H127V51H125ZM162 52H163V51H162ZM167 52H168V51H167ZM169 52H171V51H169ZM174 52H175V51H174ZM179 52H180V51H179ZM206 52L208 53V51H206ZM233 52H232V53H233ZM253 52H254V51L252 50L251 53H253ZM9 53H10V51H9ZM79 53H77V54H79ZM164 53H165V51H164ZM183 53L186 54V52H183ZM188 53H189V52H187V54H188ZM196 53H197V52H196ZM199 53H200V52H198V55H199ZM202 53H203V52H201V54H202ZM207 53H206V54H207ZM213 53H214V52H213ZM232 53H231L229 56H231ZM234 53H235V52H234ZM239 53H240V52H239ZM260 53H259V56H260ZM10 54H11V53H10ZM22 54H23V53H22ZM43 54L46 55V56H44ZM65 54H66V55H65ZM91 54H92V53H91ZM127 54H128V53H127ZM127 54H125V53L122 54V57H123V55H124V58H125V59H126V57L130 58V56H126ZM172 54H173V53H172ZM184 54H182V56H183ZM208 54H209V53H208ZM220 54H222L223 57H222V55H220ZM248 54L250 55V53H247V55H248ZM254 54H255V56L258 55L256 51H255ZM256 54H257V55H256ZM4 55H5V54H4ZM6 55H7V54H6ZM62 55H65V56H67V57L64 56V58H63ZM79 55H80V54H79ZM164 55H165V54H164ZM164 55H163V56H164ZM176 55H177V54H176ZM179 55H180V54H179ZM190 55H191V54H190ZM202 55H203V54H202ZM202 55H201V58H202ZM235 55H238V54L235 53ZM239 55H240V54H239ZM239 55H238V56H239ZM245 55H246V53H245ZM249 55H248V56H249ZM252 55H253V54H252ZM252 55H251V56H252ZM11 56H12V55H11ZM31 56H32V55H31ZM61 56H62V58H61ZM77 56H78V55H77ZM77 56H76V54H75V56H73V57H74V60H77V59H78L76 62L79 63L80 61H79V58H77ZM92 56H93V55H92ZM104 56H105V55H104ZM109 56H110V55H109ZM111 56H112V55H111ZM113 56H114V58L112 57V60H115V59L118 58V56L115 58L116 54H114ZM125 56H126V57H125ZM166 56H169V55H166ZM171 56H172V55H171ZM180 56H181V55H180ZM192 56H193V55H192ZM225 56H226V57H225ZM259 56H257L258 59L260 58ZM0 57H1V55H0ZM26 57L29 59L28 56H26ZM41 57H42V58H41ZM73 57H72V58H73ZM78 57H81V56H78ZM105 57H108V56H105ZM120 57H121V55L119 56V59H120ZM122 57H121V59H122L121 61L124 60ZM133 57H134V56H133ZM133 57H131V60H132ZM137 57H138V56H137ZM141 57H142V56H141ZM141 57H140V58H141ZM169 57H170V56H169ZM169 57H167V59H168ZM174 57H176V56H174ZM183 57H184V56H183ZM183 57H182V58H183ZM187 57H189V56H187ZM193 57H194V56H193ZM195 57H196V55H195ZM206 57H207V55H206ZM231 57H232V56H231ZM233 57H235V56H233ZM253 57H254V55H253ZM257 57H254V58L257 59ZM263 57H264V56H263ZM263 57L261 56L260 60L257 59L258 62H256V63L253 62L255 59L252 58V60L254 59V60L252 61L253 64H257V63L259 64L260 61L262 62V64H264V59H263V61H262V58H263ZM12 58H13V57H12ZM20 58L22 59L21 61H20ZM40 58H41V59H40ZM75 58H76V59H75ZM101 58H98V59L100 60V62H101ZM110 58H111V57H110ZM110 58H108V61H109ZM142 58H145V57H142ZM161 58H162V57H161ZM164 58H165V57H164ZM178 58H179V57H178ZM190 58H192V57H190ZM196 58H197V57H196ZM204 58H205V55H204ZM204 58H203V60H204ZM229 58H230V57H229ZM236 58H237V56H236ZM239 58H241V57L239 56ZM242 58H243V57H242ZM242 58H241V60H242ZM244 58H246V56H244ZM244 58H243V59H244ZM247 58H249V57H247ZM24 59H25V58H24ZM30 59H31V57H30ZM30 59H29L28 63H27V61L25 60V61H26V64L29 65V68H27V65L23 62V63H24L23 65H24V66L26 65V66H25V69H26V68H27V69H31V68L34 69V66L31 65V66H32V67H31L30 64H29V62L31 61ZM32 59H33V58H32ZM45 59H47V57H46ZM103 59H104V58H103ZM103 59H102V61H103ZM135 59H136V57H134L133 61H134ZM170 59L172 60L171 57H170ZM170 59H169V60H170ZM174 59H175V58H174ZM179 59H180V58H179ZM179 59H178V60H179ZM185 59L187 60V59H189V58H185ZM226 59H227V63L225 62ZM237 59H238V58H237ZM6 60H7V59H6ZM34 60H35V59H34ZM34 60H32V61H34ZM72 60H73V59H72ZM74 60H73L72 63L75 62ZM99 60H98V61H99ZM105 60H107V59L105 58ZM141 60H142V59H141ZM176 60H177V58H176ZM178 60H177V61H178ZM195 60H196V59H195ZM205 60H206V59H205ZM205 60H204V61H205ZM241 60H240L239 62H241ZM244 60H245V59H244ZM244 60H242V63H243ZM247 60H249V59H247ZM247 60H245V62H246ZM257 60H255V61H257ZM2 61H3V59H2ZM68 61H67V62H68ZM78 61H79V62H78ZM108 61H107L106 63H109V62H110V61H109V62H108ZM116 61L119 62V60L117 59V60L114 61V62H115V66H116ZM121 61H120V62H121ZM180 61H181V60H179V62H180ZM182 61H183V60H182ZM189 61H190V60H189ZM189 61H185V62H189ZM192 61H193V60H192ZM199 61H202V59L199 60ZM199 61H197V62H199ZM219 61H220V60H219ZM219 61H218L216 64H218ZM230 61H231V60H230ZM0 62H1V60H0ZM40 62L37 63V60H36V62H34V63H32V64H33V65L35 64V66H37V64H40ZM70 62H68V64H70ZM114 62H112V61L110 62V63L113 64V65L111 64L112 67L114 66ZM120 62H119V64L117 63V64L119 65V67H121L120 65H121V63H123V62H121V63H120ZM166 62H170V61L167 60ZM179 62H178V64H179ZM202 62H203V61H202ZM206 62H208V61H206ZM206 62H205L204 64H206ZM210 62H212V61H210ZM213 62H212V65H213ZM245 62H244V64H243V67H244V65H245ZM247 62H249V61H247ZM250 62H251V60H250ZM252 62H251V63H252ZM261 62H260V66L262 65ZM4 63H5V62H3V64H4ZM30 63H31V62H30ZM36 63H37V64H36ZM77 63H75V64H77ZM110 63H109V65H110ZM180 63H183V62H180ZM190 63H191V62H190ZM208 63H209V62H208ZM68 64H67V66H68ZM75 64H72V66H75V68H76V65H75ZM79 64H80V63H79ZM98 64H99V63H98ZM101 64H102V62H101ZM163 64H164V63H163ZM165 64H169V65H168L169 68H168V67H167V68L165 67V68L168 69V71H169V70L171 69L170 66H171L173 63H172V64H171V63H165ZM170 64H171V65H170ZM178 64H177V66H178ZM183 64H184V63H183ZM188 64H189V63H188ZM195 64H196V63H195ZM201 64H203V63H201ZM204 64H203V65H204ZM233 64H234V63H233ZM235 64L238 65V61H237ZM249 64H250V63H249ZM249 64L247 63V64H246V67H247V65H249ZM8 65H9V62H8ZM64 65H65V66H64ZM80 65H81V64H80ZM99 65H100V64H99ZM105 65H107V66L109 67L108 64H105ZM105 65H104V62H103V65H102V66H105ZM111 65H110V67H111ZM122 65H123V64H122ZM184 65H185V64H184ZM209 65H210V64H209ZM219 65H220V67H221V64H220V63H219ZM219 65H217L216 67H218ZM241 65H242V64H240V66H238V67H241ZM24 66H23V67L20 66V69H19V66H17V67H18L19 70H21L22 68L24 69ZM59 66H61V67L59 68ZM69 66H71V65H69ZM77 66H78L77 68L80 69V66H79V65H77ZM81 66L83 67V65H81ZM174 66H176V65L174 64ZM197 66H198V65H197ZM200 66H201V65H199V67H200ZM229 66H232V64L229 65ZM229 66H227L228 69L226 68L225 70H228V71L230 72V70H231L232 68L229 70ZM233 66L235 67L236 65H233ZM250 66H251V65H250ZM253 66H254V65H253ZM253 66H252V67H253ZM3 67H4V66H3ZM30 67H31V68H30ZM62 67H63V68H62ZM82 67H81V68H82ZM98 67H100V66H98ZM112 67H111V69H113ZM162 67H163V66H162ZM162 67H161V68H162ZM180 67H181V66H179V68H180ZM184 67H185V66H184ZM195 67H196V66H195ZM204 67H205V66H204ZM206 67H207V66H206ZM212 67H213V66H212ZM220 67H219V68H220ZM238 67H237V68H238ZM255 67H256V71L259 70V69L261 70V68H262V70H264V69H263L264 66H262L261 68L259 67V65H258V66H255ZM257 67H259V69H258ZM5 68H6V67H5ZM15 68H16V67H15ZM36 68H37V67H36ZM58 68H59V72H60V74H59V72H58ZM61 68H62V71L60 70ZM64 68H65V69H64ZM72 68H74V67H72ZM77 68H76V69H77ZM103 68H104V67H103ZM163 68H164V67H163ZM163 68H162V70H163ZM172 68H173V67H172ZM174 68H175V67H174ZM176 68H177V67H176ZM214 68H215V66H214ZM224 68H223L222 70H221V69H218V70H221V71L223 72ZM6 69H9V68H6ZM6 69H5V70H6ZM23 69H22V71H24ZM27 69H26V70H27ZM83 69H84V68H83ZM83 69H80V71H82L83 74H86V75H87V73H85L86 71L83 72V71H84L85 69H87V68H85L84 70H83ZM114 69H115V68H114ZM116 69H117V67H116ZM118 69H119V68H118ZM180 69H182V68H180ZM197 69H199V68H197ZM206 69H207V68H206ZM206 69H205V70H206ZM233 69L236 70V68H233ZM233 69H232V70H233ZM245 69H248V67L245 68ZM254 69H255V68H254ZM16 70H17V69H16ZM26 70H25V71H26ZM34 70H35V69H34ZM63 70H65V72H64ZM68 70H69V69H68ZM77 70H78V69H77ZM77 70H76V71H77ZM88 70H89V72L91 71V69H87V72H88ZM98 70H99V72H100L101 69L98 68ZM106 70L108 71V69H106ZM162 70H161V71H162ZM171 70H172V69H171ZM195 70H196V69H195ZM211 70H213V69H211ZM225 70H224V71H225ZM237 70H238L239 72H241V71H240L241 68H240V70H239V69H237ZM242 70H243V72H245V73L247 74V77H248V75L251 76V73H248L246 70L244 71V68H242ZM248 70H250V69H248ZM260 70L258 71V73L260 72ZM262 70H261V72H264V71H262ZM3 71H4V70H3ZM32 71H33V70H31V72H32ZM51 71H52V70H51ZM74 71H75V70L73 69V72H74ZM76 71H75L73 74H74L75 78L78 77V79H77L76 82L79 83V81L81 82V80H82V78H80V77H81L80 74L82 75V73L77 74ZM78 71H79V70H78ZM92 71H94V70H92ZM101 71H102V72H100V73H103L105 70L103 69V70H101ZM109 71H110V69H109ZM168 71L166 72V70H165L166 73H168ZM178 71H179V70H178ZM181 71H182V70H180V72H181ZM190 71H192V70H190ZM199 71H201V69H199ZM209 71H210V70H209ZM214 71H215V69L213 70V72H214ZM238 71H236V73H237ZM28 72H29V71H28ZM33 72H34V71H33ZM33 72H32V73H33ZM95 72H96V70H95ZM95 72H94V73L92 72V74L89 75V76H93V74H95ZM105 72H106V71H105ZM185 72H186V71L183 70V73H185ZM192 72H193V71H192ZM192 72H190V73H191V76L194 75V74H192ZM195 72H196V71H195ZM195 72H193V73H195ZM197 72H198V71H197ZM197 72H196L195 74H197ZM201 72H202V71H201ZM206 72H208V71H206ZM211 72H212V71H211ZM216 72H217V70H216ZM216 72H215V73H216ZM234 72H235V71L233 70V72H231V73L233 74ZM239 72H238L237 74H239ZM254 72H255V71H254ZM261 72L259 73V75L262 74ZM4 73H5V71H4ZM21 73H22V72H21ZM21 73H20V71H19V74H21ZM26 73H27V72H25V74H26ZM32 73H31V75H32ZM49 73H50V71H49ZM160 73H161V72H160ZM160 73H158V74H160ZM162 73H163V72H162ZM177 73H178V72H177ZM187 73H188V71H187ZM190 73H188V74H190ZM198 73H199V72H198ZM209 73H210V72H209ZM209 73H208V74H209ZM218 73H219V72H217V74H218ZM226 73H227V72H226ZM231 73H230V75L232 76ZM236 73H234V75H235ZM241 73H242V72H241ZM256 73H257V72H256ZM23 74H24V73H23ZM58 74H59V75H58ZM88 74H89V73H88ZM98 74H99V73L97 72L95 75L97 76ZM170 74H171V72H170ZM173 74H174V73H172V76H174ZM175 74H176V73H175ZM185 74H186V73H185ZM203 74H204V73H203ZM208 74H207V75H208ZM217 74H215V75H217ZM228 74H229V73H228ZM228 74H226V76H227ZM237 74H236V76H238ZM242 74H243V76H246V74H245V75H244V73H242ZM0 75H1V74H0ZM28 75H29V73H27L26 76H25V75H24V76L27 77ZM76 75H78V76H76ZM95 75H94V78L96 77ZM106 75H107V73H106ZM165 75H166V74H165ZM176 75H177V74H176ZM199 75H201V74H199ZM210 75H211V73H210ZM210 75H209V76H210ZM219 75H220V74H219ZM222 75H223V74H222ZM222 75H221V76H222ZM239 75H240V74H239ZM257 75H258V74H257ZM257 75H256V76H257ZM19 76H20V75H19ZM24 76L21 77V79H22V78H25ZM61 76H62V75H61ZM61 76H60V77H61ZM87 76H88V75H87ZM87 76H85V77H87ZM89 76H88L87 78H89ZM107 76H108V75H107ZM161 76H162V78L165 77L163 74H162ZM169 76H170V75H169ZM178 76H179V75H177V77H178ZM180 76L182 77L181 74H180ZM196 76H198V75H196ZM201 76H202V75H201ZM221 76H220V77H221ZM241 76H242V75H241ZM252 76H253V71H252ZM262 76H263V75H262ZM48 77H49V78H48ZM48 77H46V78H48V80L50 79L51 82L56 81V82H54V83H57V81H60V80L63 78V76H62L61 79H60L59 77H57V80H56L55 78H52V80H51V77H53V76H51L50 74L48 75ZM67 77H70V79L72 78L71 74L68 75ZM83 77H84V76H83ZM157 77H159V76H157ZM170 77H171V76H170ZM177 77H176V78H177ZM185 77H186V76H185ZM185 77H184V79H185ZM189 77H190V75L188 76V78H189ZM212 77H213V76H212ZM216 77H217V76H216ZM216 77H214V78H216ZM224 77H225V76H224ZM228 77H229V76H228ZM233 77H234V76H233ZM15 78H16V77H15ZM30 78H31V76H30ZM30 78L28 79V77H27V79H26V78H25V79H26V80H29V81H27V82H30V80H31ZM58 78H59L60 80H59ZM65 78H66V77H65ZM79 78H80V80H79ZM87 78H85V79L83 78L84 80L82 81V82H83L82 84L85 85V84L87 83V80H86ZM107 78H109V77H107ZM107 78H106V79H107ZM159 78H160V77H159ZM162 78H161V79H162ZM165 78H167V75H166ZM165 78L162 79V80H161V79H159V80H161L162 82H163V80L167 81ZM171 78H172V77H171ZM173 78H174V77H173ZM173 78H172L171 81H173ZM176 78H175V79H176ZM178 78H179V77H178ZM178 78H177V79H178ZM188 78H186V79H188ZM197 78H198V77H197ZM197 78L195 77V80H196ZM203 78H204V77H203ZM206 78H207V77H206ZM214 78H212V80H213ZM225 78H226V77H225ZM234 78H235V77H234ZM236 78H237V77H236ZM248 78H249V77H248ZM252 78H253V77H252ZM263 78H264V77H263ZM263 78H262V80H263ZM17 79H18V77H17ZM21 79H20V81H21ZM39 79H40V78H39ZM54 79H55V80H54ZM67 79H68V78H67ZM67 79H66V80H67ZM167 79H169V78H167ZM181 79H183V77H182ZM186 79H185V80H186ZM199 79H200V78H199ZM218 79H220V78H218ZM226 79H228V78H226ZM229 79H230V78H229ZM239 79H240V77H239ZM239 79H238V82H241V81H239ZM244 79L246 80V78H243V80H244ZM254 79H256V78H254ZM258 79H260V78H258ZM26 80L24 81V84L26 83ZM75 80H76V79H74L73 81L75 82ZM191 80L193 81V78H192ZM195 80H194V81H195ZM197 80H198V79H197ZM200 80H201V79H200ZM203 80H204V79H203ZM210 80H211V79H210ZM214 80H215V79H214ZM214 80H213V81H214ZM222 80H223V79H220V81H222ZM230 80H231V79H230ZM230 80H228V81H230ZM233 80H234V79H233ZM241 80H242V79H241ZM245 80H244V82H246ZM249 80H250V79H249ZM249 80H247L248 83H249V85H248V83H247V87H248V86H250V87L253 86V84H252V85L250 84L251 82L253 83V81H254V85H255V83H256L255 80H253V81H252V80L249 81ZM262 80H261L262 83L260 82L261 84H260L259 82H257V83L260 84V86L264 83V81H262ZM11 81H12V80H11ZM17 81H18V80H16V82H17ZM31 81H33V80H31ZM50 81H49L50 84L47 83V80H46V82H45V83H47V86H48V87L51 85V86L49 87V90H48V91H50V92L45 91V92H48V94L51 93V90H50V89H51V87H52L53 85H55V87H56V84H51ZM68 81L71 82L72 79H71V81H70V80H67V83H68ZM73 81H72V82H73ZM106 81L109 82V81H110V78H109L108 80H106ZM161 81H159L160 84H161V85H159V86H162ZM169 81H170V80H169ZM171 81H170V82H171ZM177 81H179V80H177ZM192 81H191V83H192ZM206 81H208V80H205V82H206ZM213 81L210 82V85L214 83ZM216 81H218V80H215V82H216ZM224 81H225V79H224ZM224 81H222V83H223ZM257 81H259V80H257ZM61 82H62V80H61ZM61 82H60V84H63V83H61ZM63 82H64V81H63ZM72 82H71L70 85L74 84V83H72ZM76 82H75V83H76ZM85 82H86V83H85ZM121 82H122V81H121ZM159 82H158L157 84H159ZM173 82L176 83L175 80H174ZM185 82H186V81H185ZM196 82H197V81H196ZM218 82H219V81H218ZM233 82H234V81H233ZM235 82H236V80H235ZM242 82H243V81H242ZM7 83L10 84V82H7ZM45 83H44V85L46 86ZM78 83H77V84H78ZM109 83H110V82H109ZM109 83H108L107 85H109ZM174 83H173V84H174ZM189 83H190V82H189ZM189 83H188V81H187L186 84H189ZM198 83H199L200 85H203V87L205 86L206 88H209V85L207 86L206 84H203L204 81H203L202 83H200V82H198ZM198 83H196L197 86H199ZM208 83H209V81H208ZM222 83H221V84H222ZM236 83H237V82H236ZM1 84H2V83H1ZM5 84H6V83H5ZM14 84H15V83H14ZM14 84H13V85H14ZM16 84H17V83H16ZM27 84H28V83H27ZM77 84H76V85L74 84V85L77 86ZM110 84H111V83H110ZM133 84H134V83H133ZM133 84H132V86H133ZM166 84H167V82L165 83V85H164L163 87H166ZM173 84H171V85H173ZM178 84H179V83H178ZM178 84H175V85L177 86ZM180 84H181V80H180ZM184 84H185V83H184ZM186 84H185V85H186ZM193 84H194V83H193ZM196 84H194V85H196ZM221 84H220V86H221ZM224 84H225V82H224ZM229 84H231V83H227L228 88H229V93H231L230 90H232V89H230V87H229L230 85H229ZM238 84H239V83H237V87L235 86L236 88H238V86H239ZM259 84H258V86H259ZM11 85H12V84H11ZM18 85H19V84H17L16 86L18 87ZM21 85H23V83H21ZM21 85H19V87H20ZM25 85H26V84H25ZM32 85H33V84H32ZM63 85H64V84H63ZM63 85H60V86H57V87L60 88V87L63 86ZM70 85L67 86V84H66V87L68 88ZM104 85L107 86L106 83H105ZM129 85H130V84H129ZM175 85H173V87H175ZM243 85H244V83H243ZM243 85H242L241 88H243ZM5 86H6V85L3 84L2 87H5ZM7 86H8V85H7ZM7 86H6V87H7ZM14 86H15V85H14ZM14 86H13V87H14ZM26 86H27V85H26ZM41 86H42V85H41ZM64 86H65V85H64ZM81 86H83V85H81ZM86 86H87V84H86ZM86 86H85V87H86ZM111 86H112V85H111ZM167 86H168V85H167ZM169 86H170V84H169ZM178 86H182V85H178ZM178 86H177V89H178ZM192 86H193V85H192ZM211 86H212V85H211ZM216 86H217V83H216V84L214 83V85H213L211 88L207 89V90H209L210 92H212L211 90H213V89H215V88L220 89V88H218V86H217V87H216ZM220 86H219V87H220ZM225 86H226V85H225ZM225 86H224V87H225ZM232 86H233V85H232ZM240 86H241V83H240ZM244 86H245V85H244ZM258 86H257V84H256V86H254V87L256 88V87H258ZM260 86H259L258 89L262 88V86H264V84H263L261 87H260ZM22 87H23V88H27V87H25V86H22ZM48 87H43V86H42V87H41V91H42L41 93H43V90H44L43 88H45V90H47ZM53 87H54V86H53ZM71 87H72V86H70V89H72ZM73 87H74V86H73ZM83 87H84V86H83ZM83 87H74V90L72 89L73 92L71 91V93H77V94H75V95L72 94V96H70V98H71V97L73 98L74 96L77 97L78 93H80V95H79L78 97H80L81 95H83V94H81V93H82V92L84 93V91L86 90V89H84ZM102 87H103V86H101V88H102ZM109 87H110V86H109ZM154 87H155V85H154ZM154 87H151V88H154ZM163 87H162V88H163ZM173 87L171 86V87H170L171 89H168V90H167V88H166V89L163 88V90H164V91H165V90H166V91H169V90L172 91V89H174ZM185 87H186V86H184V88L180 87V88H179V91H180V89H182V90L185 89V90H186L187 87H186V88H185ZM188 87L191 88L190 85H188ZM199 87H200V86H199ZM199 87H198V88H199ZM205 87H204V88H205ZM222 87H223V86H222ZM224 87H223V88H224ZM247 87H246V88H247ZM250 87H249V88H250ZM254 87H251V89H252V90L250 91L251 93H255V92H252ZM62 88H63V87H62ZM67 88H66V90H67ZM76 88H77V89H78V88H80V89L82 88V89H84V91L81 89L82 92H80L81 90L78 91ZM86 88H87V87H86ZM104 88H105V89H104V90H105L104 92H106V94H102V93H101V92H103V89H102L101 91H99V94H100V95L102 94V96H103V95L106 96V95L108 94L107 96H110L109 93H107V92H108V91H107V87H104ZM157 88H158V85H157ZM189 88H188V89H189ZM192 88H193V87H192ZM204 88H203V89H204ZM206 88H205V89H206ZM223 88H222V90H223ZM226 88H227V87H226ZM226 88H224V89H226ZM233 88H234V87H233ZM244 88H245V87H244ZM244 88H243V89H244ZM246 88H245V89H246ZM255 88H254V89H255ZM70 89H69L68 91H70ZM75 89L77 90V92H74V91H76ZM154 89H155V88H154ZM159 89H160V88H158V90H159ZM175 89H176V87H175ZM188 89H187L186 91H184V92H190V91H188ZM194 89H197V88L195 87ZM194 89H193V90H194ZM201 89H202V87L199 88V91H200ZM203 89H202V90H203ZM205 89H204V90H205ZM210 89H211V90H210ZM243 89H240V90L243 91ZM245 89H244V90H245ZM258 89H256V91H257ZM3 90H5V89L2 88L1 91H3ZM54 90H56V89H54ZM64 90H65V89H64ZM155 90H156V89H155ZM160 90H162V89H160ZM182 90H181V91H182ZM189 90H191V92H190V94H191L193 90H192V89H189ZM202 90L200 91L201 93H202ZM204 90H203V91H204ZM222 90L220 89V90H218V91L221 92ZM240 90H239V88H238V91H237V90H234V91H237L236 93L239 92L240 95H241V94H243V92L241 93ZM249 90H250V89H249ZM1 91H0V92H1ZM171 91H169L170 94H171V93H174V92H171ZM173 91H174V90H173ZM176 91H177V93L179 92L178 90H176ZM194 91H195V90H194ZM209 91H204V92H205V94L207 95V94H209V93H207V92H209ZM215 91H216V90H215ZM215 91L213 90V93H214L213 95H214V96H212V93H211V95H209V96L207 95V96L205 97V99H208L207 97L212 96V97L214 98L213 101H215V102L212 101V99H211L212 97L209 98V99H211V101H210L209 99H208L209 101L207 100V102H208L207 105L210 104V102L213 103V104H211L210 106H208V108L210 107V109H209L210 111L207 110V111H208L207 113L210 114V116L207 115V117L209 118V119H207L208 121L204 122V124H201L202 121H201V122L199 121V122H200L199 124L202 125V126H200V125L198 124V122H195V123H194V122L192 121L194 116L192 117L191 115L194 114V112H196V113L199 114V115L197 114L198 117H199L202 113H204L203 115L206 116V112H205L206 110H205V111H202V110H203L204 108H207V107H205V106H207V105H205L204 107H201V106L199 105V108H198V106H197L198 102H197V104L194 106L195 109H194V107L192 108L193 105L191 106V108H188V105H187L186 101L190 98V96H191L192 94L189 96V98H188V96H186V97H187V100L185 101L186 104H183V103H184L183 98L181 99L180 97H178V95H183V94H180V93H182V92H180L179 94H177V97H176V96H173V95L176 93V92H175V93L172 95V96H173V98H172L173 100L170 98L171 95H170L168 92H165V93H163V94H164V96H166L167 94H169V95L167 96V97H169V99H168V98H165V99H167V101L171 99L173 102H175L176 98H177V99L179 98L180 100H182V102H183L182 104H183V105H180L181 101L179 102V101L176 100L177 103L179 102V103H178L179 105L175 103V104L178 105V107H180L181 109H185V110H187V108H188V109H190L189 111H191V109H193V110H192L193 113L191 112V113H192V114H191V113L188 111V115L192 117V118L190 117V119H192L191 121L193 122V124H195V125L198 124V126L195 127V126L191 123V128H193V129H191L190 126H189V128H190L191 130H193V132H194V128L197 129V127H198V129H197L198 135H197V132H196V133L194 132V133H193L194 135H193L192 133H190V134L193 135V137H194V136L196 137V138L194 137L196 140L193 138L196 142L193 141V140L190 141V142H192V143H195L194 146H195L196 144H198V141H199V144H200V143H201L200 141H202L201 139H203V141H202V144L200 145V147H197V148H199V149H200L201 147H204V145H203L204 143H207V144H208V142L210 143V140H211V139H209V134H210V133H212V135L210 134L211 137H212V136L215 137V138L212 137V140L214 139L215 141H216V140L218 141V142L215 143V141L213 140V142H214L215 144H214L213 142H211V143L213 144L215 150H216V147L219 146V144H220L222 147H223L224 144H225L226 148L224 149V147H223V149L225 150V153H224V151H222V150H223V149H222L220 152H218L219 155H218V153H217V155H216L215 150H213V151L211 150V149H212V147H211L212 144H211V143L209 144L210 146H208V147H209V150H211L210 153H211V152L215 153V156H214L213 153H211L212 155H210V153H208V154H209L210 156H213V158L210 157L208 154H206V155L204 154V153H207V152L209 151L208 148H207V146H205L206 148H203V149L201 148V150H204V151H207V150H208V151H207V152H203V151H202L203 154H202V153L200 154L201 156L204 155L206 158H207V157H208V158L210 157L209 159L212 158V159L214 160V161H213V160H212V161L216 163V164H213L212 162H210L209 160H207V164H205V165H208V168H210L209 166H210V164L212 163L213 166L211 165V167H213L214 169H216V168L218 169V168H219V169H220L219 172H223V175H224L225 177H224V179L222 180L221 176H219L220 173H217L215 170L212 171V168H210L209 170H211L212 172H215V173H216V174L213 173L214 176H210L212 173H211V172H209V173H211V174L208 173V169H207V167H206L205 165H200L201 168H202L203 170H204V169H205V170L207 169L206 171L204 170V171H205L204 173L207 172V173L209 174L210 179H211V177H212V179H214L213 181H211L210 185H211V184L213 185L214 182H218V181H220V182H219L220 184H219V183H218L217 185L215 184V186L219 187V185H221V181L223 182L222 185H221V186H224V190H223V191L220 190V188H221V189L223 188V187H221V186H220L219 188H217V187L214 188V187H213V189H215L216 191H217L218 189L221 191V192H217L216 195H215L214 192L211 190L212 188L210 189V191H212V195H210V192H206V191H205V189L208 190V189L210 188V187H209V188L207 189V187L205 186V184L207 185V184L209 183V181H210V179H208L209 177L207 176L208 174L206 173L207 175H206V174H205V175L208 177L207 180H205L206 177H203V181H205V182H203V183H204V186H205L206 188H205V187H204V188H201V187H202V184H203V183H201V182H200V183H201V187H200V188H201V192H202V189H204L203 191L206 192L207 195L205 196V198H202V197H204V196H203V193H199V192H198V193L202 196V197H201L202 199L200 198V196H199L198 194L196 195L197 197H199L198 199L201 200V201L199 200V201H200L199 203H201V205L198 203V201H197L198 199L196 200V199L194 198L195 196H194L193 198H191V195H192V193H193L191 190H192V188H193V186H194V185L192 184V183H193V180H191V179H192V178H195L194 180L198 179L197 177H199V175H203V173H202L203 170H202V171L200 170V171H201V172H200L199 170L194 169V171H197V172L199 171L198 173H200V174L198 175V173L193 172V170H192V172H193L194 174H193V173L191 174V170H190V172H187V171H189V170L186 171L187 167L184 168L185 165H187V166L189 165V166L192 168L191 164H187V162H184V161H185V160L187 161L188 158L190 159L189 161H194L193 159H195L196 157L193 155V153L195 154V150L198 151V149H195L194 152H193V151H192V152H191V151H188L190 148H189L188 146H185L186 144H184V146H185V148L188 147V148H187L188 150L182 149L180 145H181L182 143H184V141H182V143H180V142L177 143V144L179 145L180 148H178V146L174 147L175 144H174V145H170V147H171V149H172L173 147L176 148V149H174V148L172 149V151H171L172 154L175 153L174 151H176V152L178 153L177 150H179V149H182V151L179 150L180 154H181V152L184 154V153L187 151V152L184 154V157H183V155L181 156V157H183L185 160H184V159H183V160L181 159L180 161H177V160H175V161H177V163H179V162L181 163V161L183 162V164H181L183 167H182V166L180 165V163H179V166H181V167H178V165H177V168H176V169L180 168L181 170L185 171V173L187 172L188 175L190 174V177H189L190 179H189V180L191 181V183H190V181H189V184L187 185L188 188L185 186V185L187 184V182H188V179H187L188 177H187V175H186L187 178L185 177L187 180L184 178L183 175H185V173H184L183 171L180 172V173L182 174L181 177H180L179 172L177 173V174H179V175H177V178H178V179L180 178L181 180H184V179H185L186 181H185V180H184V181H181L180 179L178 180V179L176 178V176H175L176 169L174 168V165H172V164L174 163V161H173V160H170V162L172 163V164L170 165V166H171V169H169V166H168V165H167L168 167L166 168L165 163H164V162H165L164 160L167 159V158H169V157H167V154H168V153L170 154V155H168V156H170V158H172V159H176V158H177V156L173 158V156H174L175 154H177V153H175L173 156H171V152H169V151L167 152V151H166L165 153H166V157H167V158L164 157V160L161 159V160H163V161H162L163 163H161V164H160V162L158 163L160 166H165L166 169H169L168 172H166V171H165V168H163V167H158V166L155 167V166H154L155 168H151V167H153V164H152V166H151V164H150V162H149V159L147 160V162H146V159L150 156L149 154H152V153H149V154H145V153H144V154H145V157H146V155H149V156L145 159V162L143 161V158H144L143 156H144V155L141 156V155L138 154V155L140 156V158L142 157V159L139 158L140 160H142V162H141L140 160H139L140 162H138L137 160L133 159L134 157H133V158L130 157V160L133 159L134 161H137V165H138V166H137L136 164H134V165H136V169H134L135 167L133 166V167H134L133 170H132V171H133V172H132L133 175L130 176V179H131V177H132V180H133V179L138 180V178L140 179V178H142V177H144V178L146 177L145 179H148V180H146V181L143 180V178H142L141 180H139V184L142 183V185H139V184L136 183L137 185H139V186H138V191H139V189H141V188L144 186V182H147V181H148L147 183H150L149 185H151L150 187H151L152 193L154 192V193L157 195V197L155 196L156 198H158V197L160 198L161 194H162V196H163L164 194L168 195L166 191H168V190L170 189V190H172V191H170V194H169L171 197L169 196V197H170V198H169V197H165V196H164L166 199L169 198V202H170V204H168V208H169V209H173V208H170L169 205L171 206V203L175 204L176 202L180 201L179 199L182 198V199L184 200L185 203L182 202L183 200L180 201L181 203L178 202V203H180L179 205H181V207H179L177 204H176V206H173V205H172L171 207H174L175 210L173 209V211H171V212L166 211L167 208L165 209V207H167V204H166V203L168 202V201H167L168 199L166 200V199H164V197L161 196L162 199L158 200V199H159V198H158L157 200H158L159 202L156 200L157 203H154L153 201H155V199H156V198H153V197H154L153 195H155L154 193H153V195H152L151 193L148 194V196H150V198L147 196V194H146V196H145V193H147V192L149 193V192L151 191V190H149V191L147 190V189L150 188V187H149V188L146 189V190H147V192H146L145 188L148 187V186H146V187L144 186V187H145V188H144V190H145L144 192H145V193L142 191L143 189H141V192L144 193V194L142 195L141 192H138V191H135V192H134V190H136L137 187L132 186V184H131V188L133 187V190H132V189L130 190V185H129V187H128L129 190H128V188H127V190L130 191V192H129L128 194H126V193L128 192V191H125V188L127 187V186H125V185H127V183H126V182L124 183V181H125L126 179L129 180V178H127V177H125V176H127V175L129 176V174L131 173L130 171H129L130 173L125 172V174H122V172H120V173H121V178H122V180H121V178H120V180L123 181L122 183H124V186H125L124 188H122L123 184H122V186H119V185H121V182H120V180H118V178H116V180L120 182L119 185H118V182H116V180L113 182L114 185H113V183H112V186H114V187H115V186H118V187H120L121 189H124L123 191L125 192V196H126V195L129 196L130 193H131V194H138V197H140L142 200H141L140 198H138L137 196H136V199H137V200L139 199V200H140V201H139L140 203H141V201H142V202L144 201V205H145V206H143V205H141V206H143L144 208L146 207V209H147V207H148V205H149L147 211H148V210L150 211V209L153 207V206H152L153 204H155V205L158 204V205H156L158 208H160L159 206H161L160 210H158V209L156 210V209L154 208V209L156 210L155 212H157V214H159L158 216H155V215H157V214L153 215L155 212H154V209H153V208H152L153 210L151 209L152 212H153L152 215H153L155 218L152 217V215L150 214L151 212L148 213V214L151 215V218L156 219V221H157V218H158V217H159L160 220H161V218H162L163 221H159V219H158L159 224H160V222H162V223H161L162 225H160V227H161V226H163V227H167L168 230L170 229V226H171L170 222L172 223V221H174V219H175V222H174L175 225H173L174 223L172 224V225H173V226H171L172 229L176 228V226H177V228H178V225L182 226V225H183V222H184L185 224H186V223H189V224L191 225L192 222L194 221V220H191V219H193V217H194L195 215H197V214H198L197 217L200 216L198 219H202L201 217H203V219L206 220V219H207V216H206V215H208L209 213H211V212H209V211L212 210V213H211L212 216L210 215V216L208 217V221H209L210 224H207L208 221H207V223H206L205 220H203V221L201 220L202 223H200V226H201V224H203V222H204V227H205V228H206L205 224L209 226V227L207 226L206 229H209V230H208V231H209L208 233H210V235H209L207 232H206V233H207V235H209V236H211V237L208 238V236L205 234V236H206L207 238L204 237L205 239H203V241H205V240L208 241V240H209V241L212 243V241L214 240L213 242H216V244H214V243H212V244H214V245H219V244H220L219 246H216V248H214L213 245H212L211 243L208 245L209 242L207 243V242L205 241V245L210 246L211 249L209 250L210 247H208V251H207V250L205 251L206 246H205V248H204L203 245H202V247H201L200 250H202V248H204V251H205V252H204L203 250H202L201 252H200V250H199V252H198V250H196V249H199L198 247H199L201 244H199L198 247L195 248V247H196L195 245H197L198 239H197V240H194V239L198 238V234H196V233H197L196 231H195L196 233L192 231L193 233L196 234V236H194L195 234H192V233H191V230H192V229L194 230V228H195L194 226H195V225H192L193 228H191L190 225L188 224V225H189V228H191V229L186 228V229H187V230H186L187 232H186V231L183 232V231L185 230V227H184V226H183L184 229L182 228L183 231H182L181 227L179 226L180 230L178 229L177 232H179V234L181 233V236L176 234L177 237H176L174 234H170V231L167 230V231L169 232V234L171 235V236H170V235L167 233V231L165 230L166 228L164 229V228H162V227H161V230H162V231L165 230L166 233H164V232L161 233V230H160V227H159V229L156 228V229H157V230H156V233H157L156 236L159 235L158 233H161L163 237L166 235V236H165V240H166L165 242L168 241L169 243L171 242L172 244H171V243L168 244V243H165V242L162 243L164 240L162 241V238H159L161 235H160L159 237L157 236V237H158L157 240H156L155 238H153V237H148L147 235H144V239H145V240H146L147 237L150 238V240H147V242H150V245H149V243H148L147 245L151 246V242H152V245L154 246V247L152 246V249H154V251H153V250L150 249V247H147L146 244H145V245H146V246H145V245L142 243V242H144V241H142L143 237H142V239H141V244H143V245H141V246L145 247L146 250L149 249L148 251H150V253H152V251H153L154 253H152V254H153L154 256L156 255L155 258H156V257L158 258V254H159V257H160L161 253H163L162 255H168V257L170 256V254H172V255H171L172 258H169V259H168L167 256H165V259H164L163 257H160L159 261L157 260V258L154 259V256L151 254V255L153 256L152 259L154 260L155 264H162V263H163V264H165V263H166V264H195V261H196V260H197L196 262H198L197 264H199V261H201V263L204 262V263H202V264H205V263L207 264L208 262L210 263V262L212 261L211 264H213V263H215V261H218V260L223 256V255L220 256L221 254H224V255H225V258L228 257V255L230 254V256H229V260L233 259L232 262H234V263H236V264H237V263L240 264V263H242V262H243V264H246V263L249 262V260H250V261L253 260V261H251V262H252L251 264H261V262L264 260V259L261 260L263 254L260 255V254H261L260 250H262V251L264 250V247H263V246H264V243H263V242H264V158H263V154H264V153H262V152H264V104L262 103V102H264V101H262V100L259 101V100H258V99H260L261 97L258 98V99L255 98V96L257 97V96H263V95H264V94H262V93L264 92V88H263V91L260 92V95H259V91H260V90H259V91H257L258 94L256 93L257 95L252 94V98H251V97H247V98H251V99H249V100L242 101L243 98H246V97L243 96V95H245V93H248V92H244V94L241 95V97H239V98H242V97H243V98L240 100V101H242V102L240 103V105H241L242 103H244V102H247L248 105H249V102H250L253 106L256 105V106L258 107V108L255 109V110H254V107H253L251 104H250V106H246V107H245V106L243 107V105H241L240 107L238 106V104H239V101H238L239 98H238L237 95H238L239 93H238L237 95H235V98H236V99L234 98L235 100H232V99H233V96H234V94H235V92H233L234 94L232 93L233 95L228 94V95L232 96V97L229 96L230 99H228V97H225V98L229 101V103H228V102H226L227 100L224 98V96H226V93H225L226 91L223 90L224 93L221 92V96L219 95V96L221 97L220 99H219V96L215 98V93H216ZM218 91H217V93L219 94L220 92H218ZM232 91H233V90H232ZM247 91H248V90H247ZM254 91H255V90H254ZM3 92H4V91H3ZM53 92H55V91H53ZM86 92H88V93H87V95H86L85 97H88L89 95H91V97H92V95L94 94V93L92 94V91H91V90H90V93H91V94H89V91H87V90H86ZM151 92L154 93V94H153V96H154V95H155V92H157V91H155V92H154V91H150V94H151ZM159 92H160V91H158L157 93H159ZM161 92H163V91H161ZM1 93H2V92H1ZM1 93H0V94H1ZM4 93H5V92H4ZM68 93H70V92H67V91H66L65 94L67 95ZM166 93H167V94H166ZM195 93H197L198 95L201 94V93L198 92V89H197V91H196ZM227 93H228V91H227ZM251 93H250V94H251ZM43 94H44V93H43ZM43 94H41V95L43 96ZM48 94L46 93L44 96H46V95H48ZM53 94H54V93H53ZM58 94H59V91H58L57 95H56V94H55V95H56V96H59ZM85 94H86V93H85ZM88 94H89V95H88ZM163 94L159 93V95H161V96L158 95V96H156V97H161V101L164 100V101H162V102H165V99H164L163 96H162ZM197 94H196V95H197ZM202 94L205 96L204 93H202ZM202 94H201V95H202ZM222 94H224V96H222ZM1 95H4V94H1ZM1 95H0V96H1ZM69 95H71V94H69ZM73 95H74V96H73ZM100 95H99V96H100ZM156 95H157V94H156ZM175 95H176V94H175ZM184 95H189V94H188V93H184ZM193 95H194V94H193ZM196 95H194L196 98L193 96L195 100L197 99V97L200 98V97H199L200 95H199V96H198V95L196 96ZM203 95H202V97H203ZM246 95H247V94H246ZM248 95H249V94H248ZM248 95H247V96H248ZM253 95H254V96H253ZM39 96H40V95H39ZM44 96H43L42 98L40 97L41 99L39 98L40 101H42L43 98H44L43 101H45V99L49 98V97L51 96V94H49V97H47V98H45ZM64 96H65V95H64ZM83 96H84V95H83ZM83 96H81V97H83ZM150 96H152V95H150ZM150 96H149V97H150ZM1 97H2V96H1ZM51 97H52V96H51ZM51 97H50V98H51ZM76 97H74V98H76ZM89 97H90V96H89ZM149 97H148V98H149ZM156 97H155L154 100H155V101H158V99L156 100ZM182 97L185 98V96H182ZM191 97H192V96H191ZM222 97L224 98V100H226V101H225L226 103L224 102V100H223ZM12 98H13V97H12ZM53 98H54V97H53ZM53 98H51V99H53ZM59 98H60V96H59L58 98L56 97V99H59ZM61 98H62V97H61ZM61 98L59 99L60 103H61ZM67 98H68V97H67ZM67 98H66V99H67ZM70 98H68V99L70 100ZM103 98H104V97H103ZM103 98H102V99H103ZM105 98H107V97H105ZM152 98H154V97H152ZM162 98H163V99H162ZM203 98H204V97H203ZM203 98H202V102H201V104H203V103L206 104V102H205L206 100L204 99V100H205V101H204ZM237 98H238V100H237ZM247 98H246V99H247ZM0 99H1V98H0ZM39 99H37V101H39ZM56 99H55V101L58 102V100H56ZM62 99H63V98H62ZM191 99H192V98H191ZM218 99H219L220 101L223 100L222 102H224L225 104L219 102ZM221 99H222V100H221ZM2 100H3V99H2ZM2 100H1V101H2ZM7 100L9 101V99H7V98L3 100V101H5V104L8 103ZM10 100H11V98H10ZM24 100L26 101V99H24ZM48 100H49V99H48ZM64 100H65V99H64ZM64 100H62V103H63V104L66 102V101H64ZM69 100H68V105H67V104H65V105H66V107L68 106V107H70V109H72V107L75 106V105L73 104V106H70V104H69ZM71 100H72V99H71ZM103 100H105V99H103ZM151 100H152V99H151ZM151 100H150V101H151ZM200 100H201V98H200L198 101L200 102ZM236 100H237V101H236ZM243 100H244V99H243ZM263 100H264V98H263ZM1 101H0V102H1ZM6 101H7V102H6ZM13 101H15V100L12 99V102L10 101V104H9V105H11L12 103L14 104ZM25 101H24V104H20V106L22 105L21 108H22L23 106H25ZM27 101H28V100H27ZM40 101H39V102H36V101H35L36 103L33 101L35 104L31 102L32 105L29 104V105H30V109H32L33 104L38 106V104L41 103ZM43 101H42V102H43ZM49 101H50V100H49ZM51 101H52V100H51ZM55 101H54V102H55ZM155 101H154V102H155ZM161 101H158V102H160V105H161V107H162L163 105L161 104ZM189 101L191 102L190 99L188 100V102H189ZM196 101H197V100H196ZM203 101H204V102H203ZM45 102H47V100H46ZM54 102H53V103H54ZM56 102H55V103H56ZM103 102H105V101H103ZM169 102L171 103V101H168V103L165 102L166 105L169 104ZM192 102H193V101H192ZM27 103H28V102H27ZM37 103H38V104H37ZM47 103H48V102H47ZM47 103H45V104L47 105ZM49 103H51V102H49ZM58 103H59V102H58ZM58 103H56V104L54 105V107L51 106V108H52L53 111H54V109L56 110V111H55V114H57V113L60 111V110L57 109V105H58ZM66 103H67V102H66ZM70 103H71V101H70ZM72 103H73V102H72ZM93 103H95V102H93ZM93 103H92V104H93ZM97 103H98V102H97ZM149 103H150V102H149ZM165 103H164V105H165ZM194 103H196V102L194 101ZM0 104H1V103H0ZM5 104L2 105L3 108H4ZM16 104H18L17 101H16ZM16 104H15V105H16ZM51 104H52V103H51ZM103 104H104V103H103ZM155 104H157V106L159 107V104H158L157 102H156ZM188 104H190V103H188ZM192 104H193V103H192ZM199 104H200V103H199ZM204 104H203V105H204ZM214 104H215V109H216V110H215L214 108L212 109V105H214ZM222 104H223V105H222ZM245 104H246V103H244V105H245ZM41 105H43V103H41L39 106L41 107ZM65 105H64V106H65ZM71 105H72V104H71ZM94 105H96V104H94ZM98 105H100V102H99ZM152 105H153V107L151 106V104H150V105H147V107L151 106V108H154V104H153V103H152ZM166 105H165L163 108H164V109H169V110H171V108H172L173 106H175L174 104H172V106L170 105L171 107L169 108V106H166ZM184 105H185V106L187 105V106H186L187 108H185ZM220 105H221V106H220ZM224 105H227V106H226V107H223ZM246 105H247V104H246ZM16 106H17L16 108L19 107V105H16ZM26 106H28V104H26ZM37 106H34V107H35L34 110H36L37 108L39 109V107H37ZM47 106H50V104H48ZM181 106H183V107H181ZM196 106H197V107H196ZM256 106H255V107H256ZM0 107H1V106H0ZM36 107H37V108H36ZM55 107H56V108H55ZM83 107H84V106H83ZM94 107H95V106H94ZM98 107H100V106H97V108H98ZM101 107H102V105H101ZM166 107H167V108H166ZM175 107H177V106H175ZM241 107H242V108H241ZM252 107H253V108H252ZM13 108H15V107H13ZM13 108H12V109H13ZM16 108H15V109H16ZM21 108H19V109H20L21 112H22L24 109L26 110V108H29V107H26V108L23 107V109H21ZM95 108H96V107H95ZM95 108L93 109L94 111L97 110V108H96V109H95ZM143 108H145V107L143 106ZM149 108H150V107H149ZM208 108H207V109H208ZM0 109H1V108H0ZM5 109H7V108H5ZM73 109H74V107H73ZM73 109H72V110H73ZM86 109H87V108H86ZM86 109H85V112H84L83 109H82L83 113H86ZM172 109H173V108H172ZM174 109H176V108H174ZM174 109H173V110H174ZM177 109H178V108H177ZM211 109L217 111V113H218L217 115H219L220 113L223 114V112H224L223 115H222V114H220V115H221V116H224L225 118L222 119V118H220L221 116L219 115L220 117H219V120H216L217 122L215 121L216 118L213 117V119H211L212 116H213L212 113L214 112V111L212 112ZM1 110H2V109H1ZM3 110H4V109H3ZM17 110H18V109H17ZM25 110H24V111H25ZM75 110H76V109H74L73 111H75ZM99 110H102V109L100 108ZM141 110H142V109H141ZM143 110H144V109H143ZM146 110L148 111V108H147ZM146 110H145V111H146ZM150 110H152V109H150ZM150 110H149V112H150ZM153 110H155V108H154ZM153 110H152V112H154ZM158 110H159V108H158ZM179 110H180V109H179ZM179 110H177V111H179ZM5 111H6V110H5ZM8 111H9V110H7V112H8ZM13 111H14V109L12 110V114H13V113L15 114V113L17 112L16 110H15L16 112H15V111L13 112ZM29 111H30V110H29ZM57 111H58V112H57ZM145 111H141V112L144 113ZM147 111H146V112H147ZM155 111H157V107H156V110H155ZM18 112H20V111H18ZM21 112H20V113H21ZM34 112H35V111H34ZM56 112H57V113H56ZM96 112H97V111H96ZM100 112H101V111H100ZM102 112H103V111H102ZM185 112H186V114L184 113V111H183L182 114H183V115L185 114L186 117H187V116H188V115H187V111H185ZM209 112H211V113H209ZM1 113H3V111L0 112V114H1ZM8 113H9V112H8ZM31 113H33V111H30V116H31ZM59 113H60V112H59ZM189 113H190V114H189ZM9 114H10V113H9ZM14 114H13V116H15ZM18 114H19V113H18ZM22 114H23V113H21V115H22ZM26 114H27V113H26ZM33 114H34V113H33ZM55 114H54V115H55ZM60 114H61V113H60ZM60 114H59V115H56L55 117L60 116ZM140 114H141V113H140ZM145 114H146V113H145ZM252 114H253V115H252ZM1 115H2V114H1ZM4 115H6V116L8 117V114H5V112H4V114H3V117H4ZM27 115H28V116H26V117H28V120H29V119H30V117H29V113H28ZM34 115H35V114H34ZM62 115H63V113H62ZM64 115H65V114H64ZM64 115L62 116V118L60 117L61 120H60L59 117H57V118L60 120V122L63 120V117H64V119H65L66 115H65V116H64ZM174 115H175V114H174ZM174 115L172 116V118L174 117ZM177 115H178V114H177ZM194 115L196 116V114H194ZM214 115H216V112H214ZM225 115H227V116H225ZM11 116H12V115H10V117H11ZM24 116H25V115H24ZM42 116H43V115H42ZM44 116H45V115H44ZM178 116H179V115H178ZM178 116H177V117H178ZM3 117H0V118L2 119V121H4ZM16 117L19 119V117H21V116L18 115V116H16ZM169 117H170V116H169ZM177 117H176V118H177ZM181 117H182V116L180 115V118H181ZM184 117H185V116H183V118H184ZM198 117H197V119L194 118V119H196V120H194V121H198V119L200 118V117H199V118H198ZM207 117H202V115H201V118H204V119H205V118H207ZM215 117H217V116H215ZM11 118H12V117H11ZM11 118H10V119H11ZM17 118H16V119H17ZM23 118H24V117H23ZM40 118H41V117H40ZM43 118H44V117H43ZM43 118H41V119L43 120ZM45 118H46V117H45ZM57 118H54V120L57 119ZM172 118L170 117V119H172ZM174 118H175V117H174ZM174 118H173V119H174ZM176 118H175V119H176ZM178 118H179V117H178ZM180 118H179V119H180ZM201 118H200V119H201ZM8 119H9V118H8ZM14 119H15V118H14ZM21 119H22V118H20V121H21ZM26 119H27V118L22 119V122H23V120H26ZM35 119H38V120H39V118H37V117H35ZM58 119L55 120V121H59ZM106 119H107V118H106ZM170 119H168V120H170ZM175 119H174V120H175ZM179 119H178V121H180ZM185 119H186V118H185ZM188 119H189V118H187V120H188ZM190 119H189V120H190ZM200 119H199V120H200ZM204 119H203V121H204ZM210 119H211V120H214V122H213V121H212V122L209 121ZM226 119H227V120H226ZM31 120L33 121V123L36 124V122H37V124H38V120L34 122V116H33V115L31 116V119H30V121H29L30 123L32 122ZM46 120H47V119H46ZM137 120H138V119H137ZM149 120H150V119H149ZM189 120L187 121L188 123H190ZM201 120H202V119H201ZM2 121H1V122H2ZM15 121H17V120H15ZM20 121L18 120L19 123H20ZM43 121H44V120H43ZM43 121H41V122H43ZM152 121H153V120H152ZM152 121H150V122L153 123ZM18 122H17V123H18ZM26 122H27V121H25L24 123L26 124ZM29 122H28V123H29ZM39 122H40V121H39ZM41 122H40V123H41ZM45 122H46V121H45ZM168 122H169V124H170L171 121H168ZM173 122H174V121H173ZM173 122H171L170 125H173V124H172ZM182 122H183V121H182ZM182 122L180 121L179 125H181ZM185 122H186V121H185ZM185 122H184V123H185ZM3 123H4V122H3ZM5 123H8L7 120H6ZM9 123H10V120H9ZM15 123H16V122H15ZM33 123H31V124L33 125ZM148 123H149V121H148ZM154 123H155V125H156L157 122H154ZM158 123H159V122H158ZM196 123H197V124H196ZM202 123H203V122H202ZM205 123H207V125H206ZM46 124H47V123H46ZM169 124L167 123V125H169ZM174 124L177 125V126H179L177 120H176V122H175ZM185 124H186V123H185ZM9 125H10V124H8V125L6 124L7 127H8ZM28 125H30V124H28ZM28 125L26 124V126H28ZM32 125H31V126H32ZM149 125H150V126H153V124H149ZM155 125H154V126H155ZM158 125H161V124H158ZM158 125H156V126H158ZM170 125H169V127L171 128ZM175 125H173V126H174V130H175V128H176ZM182 125L184 126V124H182ZM186 125H187V124H186ZM186 125H185V126H186ZM188 125H190V124H188ZM192 125H193L194 127H193ZM203 125H204V126L206 125V126L203 127ZM0 126H2L1 123H0ZM4 126H5V125H4ZM21 126H22V124H21ZM26 126H25V127H26ZM31 126H30V127H31ZM34 126H35V125H33V126H32L33 128L31 127L30 129L33 130V129H34ZM36 126H37V125H36ZM78 126H79V123H78ZM80 126H81V124H80ZM150 126H148V127L150 128ZM154 126H153V127H154ZM163 126H164V125H163ZM185 126H184V127H185ZM199 126H200V127H199ZM23 127H24V126H22V128H23ZM28 127H29V126H28ZM81 127H82V126H81ZM165 127H166V128H165ZM169 127L164 126L163 128H164V129H169ZM186 127H187V126H186ZM145 128H146V127H145ZM156 128H157V127H156ZM179 128H181V127H179ZM179 128H178V129H179ZM3 129H4V127L2 126V130H3ZM8 129H10V127H9ZM23 129H24V128H23ZM23 129H22V130H23ZM154 129H155V128H154ZM158 129H159V128H158ZM160 129H162V127H160ZM164 129H163V131H161V130H159V131H161V132H166V133H162V134H163V135L165 134V135H164V136H165L164 139H166L165 141H166V143H167V142H168V138L170 137V134L172 135L174 131H173V127H172V130L169 129L170 132H168L169 130H165V131H164ZM176 129H177V128H176ZM182 129H183V128H182ZM182 129H181V130H182ZM187 129H188V128H186V130H184L185 132H184V133L182 132L181 134L184 135L186 132L188 133L189 131H188ZM190 129H189V130H190ZM146 130H147V129H146ZM181 130H180V132H181ZM5 131H7V130H5ZM5 131H4V132H5ZM171 131H172V132H171ZM182 131H183V130H182ZM4 132L1 131V133H4ZM42 132H43V131H41V133H42ZM147 132H150V130H148ZM161 132H160V133L158 132V133L161 134ZM175 132H176V130H175ZM177 132H179V130H177ZM1 133H0V134H1ZM6 133H8V131H7ZM6 133H4V134H6ZM39 133H40V131H39ZM39 133H38V135H39ZM187 133H186L187 136L190 135V134H187ZM213 133H214V134H213ZM8 134H9V133H8ZM42 134H44V133H42ZM147 134H149V133H147ZM162 134H161V136H162ZM2 135H3V134H2ZM2 135H0V140H1V138H2V140H3L4 137H5V135H4V137H3ZM122 135H123V134H122ZM174 135H177V134L175 133ZM196 135H197V136H196ZM205 135H207L208 137L205 136ZM6 136H7V134H6ZM40 136H41V134H40ZM126 136H127V135H126ZM126 136H125V137H126ZM164 136H163V137H164ZM166 136H169V137H166ZM198 136H199V137L203 136V138H200V140H199V139H197V138H199ZM101 137L103 138V136H101ZM104 137H105V135H104ZM172 137H174V136H171V138H169V139H172ZM188 137H189V136H188ZM190 137H192V136L190 135ZM204 137H207L208 139H207V138H204ZM63 138H64V137H63ZM63 138H62V140H63ZM149 138H150V137H149ZM161 138H162V137H161ZM99 139H100V138H99ZM126 139H128V137H127ZM146 139H147L148 141L151 140V139L149 140L148 138H146ZM162 139H163V138H162ZM162 139H160V140H161V142L159 143L160 145H161V143H162ZM164 139H163V142H164ZM181 139H182V138H181ZM190 139H191V138H190ZM190 139H189V140H190ZM205 139L208 140V142H205ZM2 140H1V143H2ZM62 140H59V142L62 141ZM100 140H101V139H100ZM147 140H146V143H147ZM179 140H180V139H179ZM182 140H183V139H182ZM101 141H102V140H101ZM101 141H100V142H101ZM170 141H171V140H170ZM219 141H220V142H219ZM59 142H58V143H59ZM100 142H99V143H100ZM150 142H151V141H150ZM150 142H149V143H150ZM203 142H204V143H203ZM222 142H224V143H222ZM3 143H4V142H3ZM60 143H61V142H60ZM62 143L64 144V142H62ZM96 143H97V141H96ZM101 143H102V142H101ZM192 143H191V144H192ZM217 143H219V144H217ZM4 144H5V143H4ZM155 144H158V142L155 143ZM159 144H158V146H156V145H155V146H156L157 148H159V147H160ZM163 144H164V143H163ZM177 144H176V145H177ZM189 144H190V143H189ZM191 144H190V146H191ZM222 144H223V145H222ZM21 145H22V144H21ZM23 145H24V144H23ZM23 145H22V146H23ZM27 145H29V144H27ZM90 145H91V144H90ZM147 145H148V144H147ZM149 145H151V143H150ZM192 145H193V144H192ZM215 145H216V147H215ZM24 146H26V143H25ZM24 146H23V147H24ZM153 146H154V145H153ZM161 146H162V145H161ZM172 146H173V147H172ZM184 146H183V148H184ZM196 146H198V145H196ZM196 146H195V148H196ZM221 146H220V147H221ZM0 147H2V148H0V149H2L1 151H3L4 149H5L4 151L8 150L7 148H5V146L3 147V145L0 146ZM23 147H22V148H23ZM26 147H28L27 150H29V147H30V146H26ZM26 147H24V148L26 149ZM88 147H89V146H87V149H86V150H89ZM156 147H154L155 150H156ZM162 147H163V146H162ZM162 147L160 148V151L163 150V149L165 148V147H163V149H162ZM210 147H211V148H210ZM8 148H9V149H12L11 146L8 147ZM152 148H153V147H152ZM154 148H153V149H154ZM166 148L169 149L168 146H167ZM192 148H193V146H192ZM192 148H191V150H192ZM214 148H213V149H214ZM134 149H135V148H134ZM143 149H144V148H143ZM153 149H152V150H153ZM226 149H227V150H226ZM86 150H84V152H80V151H79V152H80L81 154H83V153H86ZM113 150H114V149H113ZM115 150H116V149H115ZM115 150H114V151H115ZM148 150H150V149H148ZM155 150H153V151H155ZM165 150H167V149H165ZM1 151H0V152H1ZM4 151H3V152H4ZM29 151H30V150H29ZM82 151H83V150H82ZM95 151H96V149H95ZM110 151H111V150H110ZM117 151H118V150H117ZM139 151H142V150H139ZM144 151H147V149L144 150ZM183 151H184V152H183ZM226 151H229V152L231 151V153H233V151H234V155H235V153H238V154H240V156L238 155V156H236L237 158H234V159L231 158V160H232V161H231V160H230V157H229V153H226ZM235 151H237V152H235ZM239 151H240L241 153H240ZM242 151H243V152H242ZM246 151H247V153H246ZM251 151H252V155H251L252 157H255L256 154L254 153V155H253V152H256V151H258L257 153H259V151H262V152L260 153L262 156H260V154H259V155L257 154V155H256V159H255V158L252 159V160H251V159H247L248 154H249V152H251ZM3 152L0 153V156H1V154H2V157H3ZM149 152H150V151H149ZM173 152H174V153H173ZM198 152H199V151H198ZM198 152H197V153H198ZM221 152H222V153H221ZM244 152L247 154L246 157L243 156V155H245V154H243ZM80 153H79V154H80ZM88 153H90V152L87 151V154H88ZM91 153H92V152H91ZM95 153L97 154V151H96ZM95 153H94V154H95ZM114 153H115V152H114ZM117 153H118V152H117ZM197 153H196V154H197ZM110 154L112 155V152H111ZM110 154H109V155H110ZM141 154H142V153H141ZM196 154H195V155H196ZM227 154H228V155H227ZM241 154H242V155H241ZM53 155H54V154H53ZM83 155H84V154H83ZM85 155H86V154H85ZM106 155H107V154H106ZM109 155L107 156L108 158H109ZM113 155H114V154H113ZM116 155H117V154L115 153V155H114L115 157H117V156L120 155V154H118L117 156H116ZM185 155H186V157H185ZM197 155H199V154H197ZM207 155H208V156H207ZM236 155H237V154H236ZM249 155H250V154H249ZM55 156H57V155H54V156L51 155L50 157H51V159H52V157L55 158ZM78 156L83 157L82 155H78ZM139 156H138V157H139ZM151 156H152V155H151ZM178 156L180 157L179 154H178ZM204 156H202L203 160H204ZM258 156L260 157V159H259ZM50 157H49L48 159H50ZM73 157H74V156H73ZM73 157H71V158H69V159L66 158V159L68 160V165H69V166H70V165H75V164H72L74 161H73L72 163H71V162L69 163V160L72 159ZM81 157H80V158H81ZM115 157H114V158H115ZM179 157H178V159H179ZM249 157H250V156H249ZM249 157H248V158H249ZM252 157H251V158H252ZM77 158H78V157H77ZM84 158H86V156H84ZM111 158H112V157H111ZM111 158H110V160L113 159V158H112V159H111ZM118 158H119V160L121 159L119 156L117 157V159H118ZM136 158H137V157H136ZM152 158H153V157H152ZM186 158H187V159H186ZM197 158H199V156H198ZM75 159H76V158H75ZM105 159H107V158H105ZM117 159L115 160V163L117 162V164H118V163L120 162V164H121V165H119V166L116 164L117 167H119V168H118V171H120V170L123 171V169H120V167L122 166L121 160L119 161V160H117ZM127 159H128V158H127ZM127 159H126V160H127ZM199 159H201V158H199ZM52 160H53V159H52ZM54 160H55V159H54ZM54 160H53V161H54ZM77 160H78V159H76V161H77ZM83 160L86 161L85 159L82 158V161H83ZM107 160H108V159H107ZM107 160H106V161H107ZM110 160H109V161H110ZM113 160H114V159H113ZM113 160H112L111 162H109V161L107 162V163H108L107 168H108V166H110V165L112 164ZM152 160H153V159H152ZM161 160H160V161H161ZM253 160H254V161H256V160L258 161V162L256 161V163H257V164H256V169H257V165H258V163H259V166H258L259 169H257L256 171L253 170V169H255V168H254L255 166L252 167V166L249 165L250 163L253 162ZM48 161H49V160H48ZM70 161H71V160H70ZM76 161H75V163H76ZM128 161H129V160H128ZM128 161H127V162H128ZM189 161H188V163H189ZM199 161H200V160H199ZM204 161H205V160H204ZM0 162L5 163L6 161L2 160L1 157H0ZM86 162H88V161H86ZM153 162L155 163L154 160L151 161V163H153ZM166 162H167V160H166ZM168 162H169V159H168ZM168 162H167L166 164H169V163H170V162H169V163H168ZM3 163H2V164H3ZM53 163L57 164L56 162H53ZM78 163L81 164V163H80V160H79ZM107 163H106V164H107ZM110 163H111V164H110ZM133 163H135V162H132V164H133ZM138 163H139V164H138ZM177 163H174V164H177ZM184 163H185V165H184ZM197 163L201 164V161H200V162H197ZM197 163L194 164V165H195L194 168H195L196 166H197V168L199 167V164H197ZM55 164H53V165H55ZM79 164H78V166H79ZM109 164H110V165H109ZM113 164H114V162H113ZM128 164H131V163H128ZM196 164H197V165H196ZM0 165H1V163H0ZM53 165H52V166H53ZM116 165H115V168H116ZM155 165H157V163H156ZM55 166H56V165H55ZM76 166H77V165H75V168H76ZM81 166L84 167L85 165L83 166V164H82ZM81 166H80V167H81ZM128 166H130V165H128ZM189 166H188V167H189ZM202 166H203V167L205 166L206 168H203ZM53 167H54V166H53ZM53 167H52V168H53ZM80 167H79V168H80ZM82 167H81V168H82ZM85 167H86V166H85ZM85 167H84V168H85ZM111 167H112V166H111ZM113 167H114V165H113ZM130 167H131V166H130ZM130 167H127V169L130 168ZM172 167L175 169V171H172V172H171L170 170H174ZM175 167H176V165H175ZM215 167H216V168H215ZM81 168H80V170L83 171V170H82L83 168H82V169H81ZM109 168H110V167H109ZM157 168H160V169H161V170H160L161 173H162V168H163V171H164L165 173H167V174H165V173L163 172L162 175L165 174L164 176H166V175L169 174V177H170V175L172 176V174H173V176H175L174 178L176 179V182H175V179H173V178H172V180H170V178H169L168 176H167V177H168L169 179L163 177V178H165V180L161 181V180H162V179H161L162 176L160 175L159 169H157ZM127 169H125V170H127ZM131 169H132V168H131ZM131 169H130V170H131ZM189 169H190V168H189ZM198 169H199V168H198ZM217 169H216V170H217ZM50 170H51V167H50ZM84 170H85V169H84ZM135 170H136V171H135ZM75 171H76V170H74V172H75ZM108 171H110V170H108ZM127 171H128V170H127ZM169 171H170V172H169ZM178 171H179V170H178ZM217 171H218V170H217ZM76 172H78V171H76ZM83 172H85V171H83ZM83 172H80V171H79V174L77 173L78 175H77L76 173H73V172H72L71 174H75V175H77V176L80 175L79 177H80V180H81V179H83V176L85 175V174L83 175ZM110 172L113 173V170L110 171ZM173 172H174V173H173ZM182 172H183L184 174H183ZM239 172H240L241 174H240ZM46 173H49V170H48V172H47V170H46ZM80 173H81V174H80ZM85 173H86V172H85ZM106 173H107V172H106ZM108 173H109V172H108ZM108 173H107L108 176H111V177L115 176L114 174H113V176H112L111 173H109V174H111V175H109ZM120 173H119V174H120ZM123 173H124V171H123ZM126 173H127V174H126ZM171 173H172V174H171ZM187 173H186V174H187ZM237 173H239V174H237ZM69 174H70V173H69ZM195 174L198 175V176L195 177ZM236 174H237V175H240V176H237ZM122 175H125V176H124V177L126 178L125 180H124V177H123ZM158 175L161 176L160 179H159L161 182H158V180H157V178H158L157 176H158ZM205 175H203V176H205ZM215 175H217L218 178H220L221 180H219V179L217 178V176H216V178L218 179V180H217V179L215 178ZM220 175H222V174H220ZM223 175H222V177H223ZM229 175H230V177H233V178H235V179L240 178V179H237V181H239L240 184H239V182H236L235 180H233V178H232V180H231V178H230V181H231L232 183H233V181H234V183H237V187H236V185H235L234 183H233L234 185L230 184V181H228V180H229V179H228ZM46 176H47V175H46ZM70 176H71V175H70ZM77 176H75V178L73 177V180L75 179V181H76V179L78 178ZM133 176L136 177V178H134ZM139 176H141V177H139ZM173 176H172V177H173ZM182 176H183V177H182ZM191 176H192V178H191ZM65 177H66V176H65ZM76 177H77V178H76ZM137 177H138V178H137ZM200 177H201V178H200V181H201L202 176H200ZM236 177H237V178H236ZM257 177H259V178L257 179ZM63 178H64V177H62V179H63ZM70 178H72V177H68V180H69ZM182 178H184V179H182ZM255 178H256V180H255ZM65 179H67V178H65ZM113 179H114V177H113ZM166 179H167V181H166ZM212 179H211V180H212ZM215 179H216L217 181H216ZM58 180H59V179H58ZM73 180H71V181H73ZM78 180H79V179H77L76 182H78ZM132 180H130V181H132ZM135 180H133V181H135ZM142 180H143L144 182H142ZM177 180L180 181V182H179L180 184L177 182ZM59 181H60V180H59ZM62 181H63V180H62ZM75 181H74V183H75ZM81 181H82V180H81ZM112 181H113V180H112ZM133 181H132V183H133V185H135V183H134ZM164 181H166V182H164ZM169 181H171V182H169ZM197 181H198V180H196V183H197ZM79 182H80V181H79ZM115 182H116V183H115ZM136 182H137V181H136ZM140 182H141V183H140ZM163 182H164L165 184H166L167 182H168L167 184H169V183L172 184V182H174L175 184H177L176 186L174 185V186L176 187V190H175V191H178V190H179L178 192L181 194V196H180V194H177V192L175 193V192L173 191V188L175 189V187H174L173 185H172L173 188H171V185L169 184V185H170V188H167V190L165 189V188L167 187V184H166V187H165V186H161L162 189H160V188H161L160 185H163V184H161V183H163ZM182 182H184V183L186 182V184L184 185ZM194 182H195V181H194ZM206 182H207V183H206ZM212 182H213V183H212ZM228 182H229V184H228ZM69 183H71V182H69ZM181 183H182V184H181ZM196 183H194V184H196ZM66 184H67V183H66ZM66 184H65V185H66ZM77 184H78V183H77ZM82 184H83V182H82ZM116 184H117V185H116ZM165 184H164V185H165ZM178 184H179V185H178ZM238 184H239V185H238ZM65 185L63 184V186H65ZM73 185H74V184L72 183V186H73ZM83 185L85 186V184H83ZM145 185H147V184L145 183ZM169 185H168V187H169ZM208 185H209V184H208ZM208 185H207V186H208ZM212 185H211V186H212ZM230 185L233 186V187H235V188H233V187L231 188ZM60 186H61V185H60ZM67 186L69 187L70 184H67ZM76 186L78 187V185H76ZM81 186H82V185H80V187H81ZM84 186H82V187H84ZM68 187H66L67 190H69V192H72V191H70V189H68ZM85 187H86V186H85ZM85 187H84V188H85ZM114 187H113V189L116 190V193H117V190L120 189V188L115 189V188H117V187H115V188H114ZM139 187H141V188H139ZM163 187H164V188H163ZM185 187H186V190H187L188 192H187L186 190H184ZM66 188H65V189H66ZM69 188H71V186H70ZM73 188H74V189L76 188L75 185H74ZM78 188H79V187H78ZM135 188H136V189H135ZM152 188H153V189H152ZM216 188H217V189H216ZM26 189H27V188H26ZM29 189H30V188H29ZM63 189H64V188H63ZM65 189H64V190H65ZM74 189H71V190H74ZM81 189H82V188H80V190H81ZM85 189H86L85 191L87 192V191H88L87 188H85ZM88 189H89V188H88ZM164 189H165V191H164ZM78 190H79V189H78ZM80 190H79V191H80ZM83 190H84V189H83ZM83 190H82V191H83ZM162 190H163L164 192H166V193L162 192ZM85 191H83V192H85ZM121 191H122V190H121ZM123 191H122V192H123ZM160 191H161V192H160ZM182 191H183V193H185V191H186L187 193H186V194H183ZM198 191H199V190H198ZM216 191H215V192H216ZM66 192H68V191H66ZM74 192H75V190H74ZM102 192H104V191H102ZM109 192H112V190L108 191V193H109ZM122 192H121L122 195H120V196H121L120 200L122 199V196H123V197H124V200H125V198H126V199L129 201V203H128V201L126 200L127 202H125V203H128L127 205H130V203H131L130 201H132L133 198H134V200H135V195H133V197H132L131 195H130L129 197H128V196L125 197V196H124V192H123V193H122ZM133 192H134V193H133ZM136 192H137V193H136ZM106 193H107V190H106V192L103 194L104 197L102 198V200H104V201L106 202L105 205L108 204L107 201L109 200V198H110V200L113 199V198H115V197L112 198L111 196H109L110 194H108V193L106 194ZM157 193L160 194V196H158ZM163 193H164V194H163ZM168 193H169V191H168ZM171 193H173V195H175V196H177V197L174 198L175 196L173 197V196L171 195ZM101 194H102V193H101ZM117 194H118V193H117ZM176 194H177V195H176ZM213 194L215 195V197L210 198V197L213 196ZM105 195H106V196H109V197H107L108 200H105V199H104V198H105ZM111 195H112V193H111ZM178 195H179V196H178ZM204 195H205V193H204ZM118 196H119V195H118ZM120 196H119V197H120ZM144 196H145L147 199H148V198L150 199V200L148 199V200L150 201V204L153 202L152 205H151L152 207L150 206L149 201H148ZM151 196H152V200H151ZM100 197H101V196H100ZM131 197H132V200L129 199V198H131ZM172 197H173L174 199H176V201H174V199H173ZM179 197H180V198H179ZM183 197H185V198H183ZM197 197H196V198H197ZM206 197H207V198H206ZM177 198H178V201H177ZM99 199H101V198H99ZM115 199H116V198H115ZM115 199H114V200H115ZM117 199H118V202L120 203L119 198H117ZM153 199H154V200H153ZM191 199H192V201H193V199H194L192 206L190 205L191 203H189V202L191 201ZM102 200H101V201H102ZM114 200H111V201H110L111 204H112V202H115ZM161 200L166 201V203H165L164 201H163L164 203L161 202V203L164 204V206L161 205V203H160ZM195 200H196L197 202H196ZM104 201H103V202H104ZM116 201H117V200H116ZM151 201H152V202H151ZM192 201H191V202H192ZM108 202H109V201H108ZM110 202H109V204H110ZM121 202H123V201H121ZM132 202H133V201H132ZM169 202H168V203H169ZM174 202H175V203H174ZM195 202H196V203H195ZM77 203H78V202H77ZM115 203H116V202H115ZM145 203H147V204H145ZM194 203H195V205H194ZM78 204H79V203H78ZM78 204H76V205L79 206ZM80 204H81V203H80ZM111 204H110V207L113 206V204H112V206H111ZM141 204H143V203H141ZM184 204H186V205L184 206ZM198 204H199V205H198ZM84 205H85V204H83L82 206L84 207ZM116 205H117V203H116ZM119 205L121 206V204H118V206H119ZM155 205H154V207H156ZM187 205H188V206H187ZM203 205H204V206H203ZM118 206H115V204H114V209H115V211L118 210V211H117V215H118V216H119V215H120V216H123L122 211H123L124 209H126L128 206L126 207V204L124 205V203H122V206L119 207V208H122V207H123L122 210L120 209L121 211L119 210V208L117 209ZM124 206H125V208H124ZM189 206L193 207V209H194V207H195V209H197V208L199 207L200 209H202V210L204 209V210H203V212H202V214H201V211L196 212L195 209H194V210H195V211H194V210L191 209V207H189ZM79 207H80V206H79ZM132 207L134 208V206H131V207H128V208L130 209V208H132ZM162 207H163V208H162ZM183 207H184L185 210H182V211H183V213H182L181 209H179V208H183ZM186 207H188V208H186ZM201 207H203V208H201ZM205 207H207V208L209 207V208H210V209L208 208L209 211H208V209L205 208ZM72 208H73V207H72ZM72 208H71V209H72ZM128 208H127L126 210H128ZM176 208H177V209H176ZM189 208H190V209H189ZM199 208H198V210H200ZM116 209H117V210H116ZM162 209H165V211H166L167 213H164L165 211H163ZM169 209H167V210H169ZM178 209H179V210H178ZM205 209H207L206 211L209 212L208 214H206ZM74 210H75V206H74ZM74 210L72 209V212H70L71 215H72V213H73ZM78 210H79V209H78ZM78 210H75L74 213H77L76 211H78ZM81 210H82V209H81ZM81 210H79V211H81ZM131 210H132V209H131ZM131 210H130V211H131ZM161 210L163 211L162 216H161V214H160V213H162V212H159V213H158V211H161ZM176 210H178V211H177L178 214L181 212V213H180L181 215L179 214L180 216H182L183 214L185 215V213H186L187 210H191V211L187 212V213L191 216V217H189L190 219L187 218V215H188V214L185 215L186 217H182L183 219H182V218L180 219V216H179V218H175V217H177V215H176V216H175V215H171V216H170V214H173V213H174V214H177V212H175ZM198 210H197V211H198ZM70 211H71V210H70ZM79 211H78V213H79ZM119 211H120V212H119ZM134 211H135V210H134ZM134 211H132V212H134ZM137 211H138V210H136L135 212H137ZM169 211H170V210H169ZM204 211H205V215H204V216H206V218L203 216ZM31 212H32V211H30V213H31ZM83 212H84V213H83ZM93 212H94V211H93ZM93 212H92V210H91L90 207H84L83 210H82V214H86V217H87V214H88V217H89L90 214L93 213ZM123 212H125V211H123ZM132 212H131V215L133 214ZM139 212H140V211H139ZM144 212H145V210H144ZM172 212H173V213H172ZM184 212H185V213H184ZM190 212H191V213H190ZM192 212H194L195 215H193L194 213H192ZM38 213H39V212H38ZM78 213H77V215H78ZM80 213H81V212H80ZM95 213H96V212H94V214H95ZM118 213H120V214H118ZM125 213H128V211L125 212ZM137 213H138V212H137ZM137 213H136V214H137ZM168 213H169V214H168ZM199 213H200L201 215H199ZM214 213H215V214H214ZM31 214H32V213H31ZM35 214H36V213H35ZM94 214H91V215L93 216ZM136 214H133V216L135 215L134 219L137 217V220H138V222L136 221L137 223H136V222H135V223H136L137 225H138V223H139L140 226L138 225V227H140V230H142V229L144 230V228H141L144 224L141 225L140 223H144V222L147 221V220H145V221H144V219L142 220V218H145V217H142V215H139V213H138V216H137ZM140 214H141V213H140ZM146 214H147V213H146ZM148 214H147L146 216H150V215H148ZM33 215H34V214H33ZM37 215H38V214H37ZM37 215H34V216L36 217ZM73 215H74V214H73ZM73 215H72V217H73ZM79 215H81V214H79ZM79 215H78V217H79ZM95 215L98 216L97 213H96ZM104 215H106V214H104ZM104 215H102L103 217H102V216H101V217H102V218L104 219V221H105V220H106L105 218H106L107 216L104 217ZM108 215H109V214H108ZM115 215H116V214H115ZM117 215H116V217H114V219H112L111 217L108 218V217L110 216V215H109V216L107 217L109 220H108V219L106 220L107 222H108V221H112V222L114 221L113 224H115V225L112 224V226H116V225H117V228H114V227H113V228L115 229V231L113 230V228H111L113 231H110V230H109L110 228L108 229V231H109L110 233H111V232H114V234H116V237H117V235H118L117 233L120 234V233L122 232V231H121V232H116V231L120 230L121 228L125 229L124 227H120V226H122V225L126 226L125 224H126L127 221H125V220H128V218H129L128 216H125V214H124V217H123V218H121V217L119 216V217L121 218V220H123V219L125 218V220H123V221H125V223L122 221L123 223H122V225H120L121 223H118V222L121 221V220H120V218H117ZM127 215H128V214H127ZM143 215H144V213H143ZM189 215H188V216H189ZM28 216L32 219V216H31V215H27V217H28ZM84 216H85V215H83L82 218H83ZM92 216H90V217H92ZM99 216H100V215H99ZM99 216H98V217H99ZM111 216L113 217V215H111ZM129 216H130V215H129ZM139 216H141V219H138ZM160 216H161V218H160ZM172 216H174V217H172ZM214 216H215V217H214ZM29 217H28V219L30 220ZM67 217H68V216H67ZM69 217H70V216H69ZM88 217H87V218H88ZM90 217H89V218H90ZM93 217H94V216H93ZM126 217H127V218H126ZM197 217H196V218L194 217L195 222L198 221V220H197ZM33 218H34V217H33ZM74 218H75V217H74ZM82 218H81V219H82ZM115 218H117V219L119 220V221H116L117 224H116V222H115ZM170 218H172L171 221H169ZM185 218L188 219V220H186ZM34 219H35V218H34ZM34 219H32V220H34ZM69 219H70V218H69ZM69 219H68V220H69ZM79 219H80V218H79ZM79 219H78V220H79ZM83 219H84V218H83ZM145 219H146V218H145ZM176 219H180V220H177V221H176ZM26 220H27V218H26ZM32 220L29 221V222H32ZM52 220H53V219H52ZM98 220H99V219H98ZM100 220L103 222V220H102L101 218H100ZM135 220H136V219H135ZM183 220H185L186 222L183 221ZM178 221H179V222H182V223L178 224V223H179ZM187 221H190L191 223H190V222H187ZM76 222H77V221H76ZM76 222H75V223H76ZM107 222H106V225H105L104 222H103V224H104L105 226L108 225V227H110L109 224H107ZM112 222H110V224H111ZM128 222H129V220H128ZM158 222H156V223H158ZM163 222H164L165 224H164ZM177 222H178V223H177ZM195 222H193V224H196V223H197V222H196V223H195ZM77 223H78V222H77ZM79 223H82V222H79ZM146 223H147V222H146ZM166 223H167V225H166ZM176 223H177L178 225H177ZM67 224H68V223H67ZM67 224H66V225H67ZM101 224H102V223H101ZM147 224H149V223H147ZM181 224H182V225H181ZM185 224H184V225H185ZM197 224H199V222H198ZM75 225H76V224H74V226H75ZM149 225H150V224H149ZM152 225H153V224H152ZM165 225H166V226H165ZM168 225H169V227H168ZM186 225H187V224H186ZM186 225H185V226H186ZM188 225H187L186 227H188ZM72 226H73V225H72ZM118 226H119L120 228H119ZM128 226H129V225H128ZM145 226H148V225H145ZM145 226H144V227H145ZM153 226L155 227V225H153ZM153 226H151V227H153ZM157 226H158V225H157ZM174 226H175V227H174ZM45 227H46V229H47L48 225L45 226ZM45 227H44V228H45ZM78 227H79V226H78ZM108 227H107V228H108ZM129 227H130V226H129ZM149 227H150V226H149ZM149 227H148V228H149ZM151 227H150V228H151ZM173 227H174V228H173ZM196 227H198V225H196ZM202 227H203V226H202ZM204 227H203V228H204ZM251 227H253L252 230L254 229L256 232H254V231L251 232V231H252V230L250 231V228H251ZM70 228H71V227H70ZM72 228H73V227H72ZM76 228H77V225H76ZM177 228H176V229H177ZM203 228H202V229H203ZM205 228L203 229L204 231H206ZM255 228H257V230H256ZM74 229H75V228H74ZM74 229H73V231H74ZM116 229H118V230H116ZM123 229H121V230H123ZM126 229H127V226H126ZM188 229H189L190 232L188 231ZM199 229L202 230L201 227H200ZM70 230H71V229H70ZM128 230H129V228H128ZM130 230H131V229H130ZM158 230H160V231L158 232ZM196 230H198V229L196 228ZM200 230H198V231H200ZM75 231H76V229H75ZM75 231H74V232H75ZM174 231H175V229H174ZM181 231H182V232H181ZM115 232H116V233H115ZM130 232H131V231H130ZM171 232H172V231H171ZM177 232H175V233H177ZM188 232H189V233H188ZM215 232H216V233H215ZM147 233H148V232H147ZM149 233H150V232H149ZM163 233H164V235H163ZM172 233H174V232H172ZM190 233H191L192 235H191ZM198 233H199V232H198ZM202 233H203V231H202ZM211 233H215V235H214L215 238H213V236L211 235ZM76 234H77V232H76ZM78 235H80V233H78ZM81 235H82V234H81ZM120 235H121V234H120ZM173 236H175V237H173ZM178 236H179L180 238H179ZM202 236H204V235H201V239H202ZM110 237H115V235H113V236L111 235ZM145 237H146V238H145ZM195 237H196V238H195ZM199 237H200V235H199ZM258 237H259V239H260V238H261V239L259 240V242H256ZM262 237H263V238H262ZM29 238H30V236H29ZM151 238H152V239H151ZM115 239H116V238H114L113 240H115ZM153 239H154V240H153ZM159 239L161 240V242H156V241H159ZM163 239H164V238H163ZM199 239H200V238H199ZM201 239H200L199 241H202ZM212 239H213V240H212ZM113 240H112V241H113ZM151 240H153V241L156 240V241H155V243H154V242L151 241ZM112 241H111V242H112ZM195 241H197V242H195ZM203 241H202V242H203ZM254 241H255V243H254ZM111 242L109 243V245H107V248H108V246H112V247H113L114 244L112 243V244H113V245H112ZM145 242H146V241H145ZM202 242H198V243H202ZM206 243H207V244H206ZM137 244H138V243H137ZM164 244H165V245H164ZM129 245H130V244H129ZM168 245H169V246H168ZM170 245H173V246H170ZM211 245H212V246H211ZM116 246H118V245H114L115 248H114V247H113V248L111 247V250L108 249V251H112L113 249H116ZM119 246L121 247V245H119ZM127 246H128V245H126V246H124V247L122 246V250H123V249H126V248H128V247H129V249H130V246H128V247H127ZM131 246L133 247V245H131ZM141 246H140V247H141ZM170 247H171V248H170ZM172 247H173V248H172ZM212 247H213V248H212ZM217 247H218V248H217ZM138 248H139V247H138ZM141 248H142V247H141ZM260 248H261V249H260ZM262 248H263V249H262ZM118 249L121 250V248H119V247H118ZM118 249H116V250H118ZM131 249L133 250V248H131ZM131 249H130V250H131ZM136 249H137V248H136ZM136 249L134 248L135 251H136ZM212 249H214V250H212ZM126 250H128V249H126ZM126 250H124V251H126ZM132 250H131V251H126V252L129 253V255H128V254H125V252H124L123 255H126V256H123L122 253H121V251H119V252H120V255L118 256V259H120V258H121L120 256L122 255L123 257H125L126 260H125L124 258H123V259L121 258V260L125 261L124 263H126V262H127V259H128L129 262H130L129 257L127 258V256H131L132 258L138 259L140 262H144V263L146 262V264L148 263L147 260H149V257H148V256L150 255V253H149V254L143 253V255L136 256L135 254H136V253H139V252L142 251V250H143V252H145L144 249H140V248H139L140 251L138 250L139 252H136L135 254H134V252H133L134 250H133V251H132ZM106 251H107V250H106ZM113 251H115V250H113ZM148 251H147V252H148ZM122 252H123V251H122ZM258 252H259V253H258ZM104 253H105V255H106V253L109 254L108 252H104ZM104 253H103V254H104ZM164 253H165V254H164ZM166 253H167V254H166ZM169 253H170V254H169ZM263 253H264V252H263ZM110 254H111V253H110ZM112 254H114V253H112ZM112 254H111V256H112ZM140 254H142V253H140ZM105 255L102 256V259H103V257H106ZM115 255L117 256L118 253H115ZM138 255H139V254H138ZM151 255H150V256H151ZM108 256H109V255H108ZM116 256H115V257H116ZM112 257L114 258V256H112ZM112 257H111V258H112ZM119 257H120V258H119ZM173 257H174V258H173ZM209 257H211V258H212V257H213V258H218V257H220V258H218V260H210V261H209V260H208ZM259 257H260L261 259H260ZM73 258H74V257H73ZM73 258L70 259V257H69V260L72 261V262H70V263H72V264H73V260H76V258H74V259H73ZM107 258H108V257H107ZM132 258H131V259H132ZM147 258H148V259H147ZM150 258H151V257H150ZM161 258H163V259L165 260V262H163L164 260H163V259L161 260ZM213 258H212V259H213ZM225 258H224V256H223L222 261H221V264H223L222 262H223V260H224ZM230 258H231V259H230ZM67 259H68V258H67ZM72 259H73V260H72ZM108 259H109V258H108ZM114 259H115V258H114ZM167 259H168V260H167ZM171 259H173V260H171ZM226 259H228V258H226ZM226 259H225L224 261H226ZM69 260H67V262H68ZM104 260L106 261V258H104ZM133 260H134V259H133ZM166 260H167V261H166ZM229 260H227V262H228ZM111 261H112V260H111ZM111 261L109 260V262H111ZM123 261H122V262H123ZM65 262H66V261H65ZM74 262H75L76 264H77V263L79 264L78 259H77L76 261H74ZM102 262H103V263H101V264H106V263H108L107 261H106V263H105L104 261H102ZM112 262H114V260H113ZM150 262H151V259H150ZM150 262H149V263H150ZM158 262H160V263H158ZM227 262H226V263H227ZM232 262H231V263H232ZM244 262H245V263H244ZM75 263H74V264H75ZM149 263H148V264H149ZM152 263H153V262H152ZM152 263H151V264H152ZM201 263H200V264H201ZM209 263H208V264H209ZM218 263L220 264V260H219ZM218 263H217V264H218ZM249 263H250V262H249ZM262 263L264 264V262H262ZM66 264H67V263H66ZM224 264H225V263H224ZM229 264H230V263H229Z\"/></svg>",
  "mask_w": 264,
  "mask_h": 264
}]
</instances>
